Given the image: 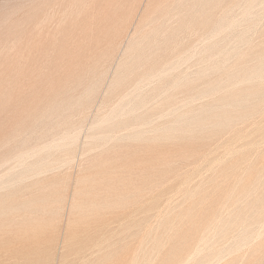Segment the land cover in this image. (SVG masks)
Instances as JSON below:
<instances>
[{
  "label": "rangeland",
  "instance_id": "1",
  "mask_svg": "<svg viewBox=\"0 0 264 264\" xmlns=\"http://www.w3.org/2000/svg\"><path fill=\"white\" fill-rule=\"evenodd\" d=\"M39 1V2H38ZM42 1V2H41ZM50 2V3H48V5L50 4V5H52V6H48L46 3L47 2ZM58 1V2H57ZM62 1V2H61ZM63 1L64 0H54V2H53V0H29V1H27V0H24V2L23 1H21V0H0V31H2L3 32V30L4 29H6L7 28V25H9V26H11V27H8V29L9 28H11V29H6V31L4 30V32H6L5 34H4V32L2 33L1 32V35H0V71H3V68H5L6 66V58L8 59V60H11V58H12V54H14V57H13V60L12 61H14V60H17V58L19 57V53H21V55H20V57H19V62H21V63H18L19 64V66L17 65V62H18V60H17V62L16 61H14L13 63H15V64H11L12 66H10V68L7 66L5 69H4V71H3V73L2 72H0V182H2L4 179H5V183L7 182V181H12L13 182V179H12V177H13V175L15 174L16 176H18L16 173H18V170H16V171H11L12 169H17L18 168V165L20 166L21 165V162L20 161H22L23 159H21V160H17V161H19V162H16V160H15V158L16 159H20L18 156H20L21 155V153H25V151H27L28 153L27 154H29V152L30 151H33L34 149H36L37 151H39V150H41V148H43V147H45L44 145H46V146H49V145H52V146H54V147H52L53 149H51V148H49V150L48 149H46L47 151H49V152H47L46 150V152L45 151H43L42 152V154H41V157H42V159L45 157L46 159H44V160H48V161H46L48 164L50 163V169L46 166L45 167V169L46 168H48V172L44 169V171H43V174H42V172H41V174L43 175H41L40 174V176L38 177L37 176V178H33L37 173L36 172H31L30 174V176H29V174H27V173H23V172H25V169L26 168H28V166L32 163V161H34L35 159H33V157H32V159L30 158V159H28L29 160V162L31 161V163L28 165V161H27V159H26V157L27 158H29V157H31L32 156V154L33 153H35L36 152V150L34 151V152H30L31 153V155L29 156V155H26V153H25V155H26V157H25V162H24V164L25 163H27V164H25L24 166L26 167H22L23 165H21V167H19V171H21V169H23L22 170V173H23V175L24 174H27L28 175V177H27V175H25L24 176V178H29L30 179V177L32 176V179H30V180H28L27 182H26V180L24 181L23 179H21V175H20V177H16L15 175V177H13L14 178V181H16L15 179H17V181L16 182H18V180H20V182L19 183H21L22 184V186H21V184L19 185L18 183H16V185H14V183L15 182H13L12 184H11V182L9 183V185H8V187H10L9 189H8V187H6L7 185V183L4 185V181L2 182L3 184L2 185H4V186H2L1 184H0V202H1V204L2 203H4V205H5V207H3V208H6V210L5 209H2V208H0V213L1 212H3V211H5V213L3 214H0V227H1V223H2V227H3V229H1L0 228V230L2 231L1 233H3L4 232V230H6V232L7 233H3V234H1L0 233V235H3V236H1L0 237V251H2V253H0V261H2V263H0V264H10L9 262H13L14 264H17L18 262V264H32V263H34V264H76V262H77V264H106V262L109 260V262L111 261V258H112V260H113V258H114V262L112 261V263L113 264H121L122 263V261H126L127 263H129V262H131V260H134L135 262H136V260H137V262H136V264H142V261H143V263L145 264V262L147 261L146 259H148L149 257H152L151 259L152 260H150V259H148L149 260V264L151 263V262H157V263H151V264H169L167 261H169L170 262V264L172 263V264H174V263H176V264H180L181 262L183 263V264H186V261L188 260H190L188 263L190 264V262L192 263H195L196 264V262L199 264V262H198V260H200V258L201 259H203L204 257H208L209 255V258H204V259H206V260H201V261H205L204 262V264H207L206 262H207V260L209 259V262H208V264H264V245L262 244V243H264V228H263V226H264V208L262 207V211L263 212H261V210H259L260 208H261V206H260V208H259V206H258V210L261 212V213H259L257 210V214L259 213L260 214V216H261V214H263L261 217H260V219L259 220H257V221H255V219H257L256 217H257V215L254 217L253 215H250L251 217L253 216V218H254V220H252L251 219V217H250V219L252 220V222L253 221H255V222H257V223H255V224H257V225H255L254 224V222H253V229H252V227H251V233H249V232H247L249 229L248 228H250V227H248V228H246V229H243V228H245L244 227V225H247V223H244V225H241V222L240 223H236L237 222V220L239 219V220H241V221H243L242 220V218H243V210H244V208L243 209H241L240 207V205H241V203H242V199L246 196V194H247V196H248V198L250 197H253L252 199H254V201H256L257 200V197L259 198L258 199V201L260 200V199H262V200H264L263 199V197H264V194H263V188H264V185H261L262 183H264L263 181L264 180H262V178H264V166H262L261 165V161L259 162V160L261 159V156H260V154H261V152H263L264 153V140H263V138H264V136L262 137L261 135H262V133H261V131L264 133V129H262L263 127H264V121L262 120L261 122L263 123V124H259V122L257 123L256 122V120L258 119H260L261 120V118L263 117L262 115H264V97H263V93H264V85H263V87L261 86V85H258V84H256L255 86L256 87H258L259 86V89L258 88H256V90H255V87H253V84H246L247 86H244L245 85V83H243V84H241L240 83V85H242L243 86V88L241 87V86H239V85H236L240 90L241 89H243V91H241L242 92V94H241V92H240V90L238 91V88H236L235 87V84H234V86H233V88H231V87H229L231 84H232V80H234V77H232V80H231V77L230 78H228L227 76H228V74L230 75L231 74V72H229V71H231V69H232V72H233V70H237V69H241V73L242 74H244V76H245V73L246 74H248V76H249V74H251V72H249L250 71V69L252 68V69H254V68H256V66H258V62L260 63L261 61L263 62V60H264V55H262V54H264V0H260L261 1V3H260V1L259 0H257V1H254L255 2V4H253L252 2H251V0H209V23H208V25H209V30L208 31H211V32H208V33H205V31L207 32V29H205V31H204V29H201V28H206V26H204V27H201L199 24L197 25V30H198V28H200V30H203L204 31V33H203V31L202 32H197L198 34H196L197 35V37H195V36H193V44H192V46L194 45V44H196V45H194V49L196 50V52L195 51H192L193 52V54H194V52L196 53V54H194V57H195V55H197L196 57H198V58H196V59H194V61H193V59L191 58V60H188V61H190V63L192 64L191 66H190V69H189V67H188V65H190V63H188V65L187 64H184V65H182L183 63H181L180 64V67H181V69H179V70H181V71H179L178 72V70H177V73H175L176 75H178V77H179V75H180V78H182L181 76H183L184 78H186V77H188V75L190 76V78H189V80H191L192 81V78H193V81L192 82H190L188 79H185V80H187V82H190L191 84L190 85H188L189 83H187V84H184V85H182L181 87H179L178 88V90H176V92L178 93H176V95H175V93H174V95H175V97H177L176 98V102H178V103H175V102H173V101H175L174 99H175V97H174V95H173V93L172 92H175V91H166V92H162V96L161 97H159V95H160V93H159V91H153V86L151 85V86H149L150 84L149 83H141V84H137V82H135V85L137 84L139 87L141 86V88H139L138 87V89H139V91H138V89H137V87L136 86H134V81H135V77L137 76V75H135V74H137L138 73V76H137V78H136V81H137V79H138V77H141V75H142V73H140V72H142L141 70H143V69H149L150 68V66L149 65H152L151 63H154L155 61H156V59L155 60H153V59H151V60H149L150 61V64H149V61L147 60V59H140L138 62L139 63H137V61L135 62L134 60V62L135 63H133L132 61H129V60H132V58H128L129 60H127V63H129L130 64V62H132L133 64L132 65H129L130 67H125V69H127V70H124V69H122L123 71H124V73H123V76H125V75H128V78H127V80H125V79H122V77L120 78V79H122V80H116L115 81V79H116V75L118 74V71H122V70H118V68H121V63H123L122 61L124 60V59H126L127 57H125V55H126V53L125 52H127L128 50H130V43H131V41L133 40V37H131L130 38V36L132 35V32H133V35L135 34V32H134V26L136 25V24H134V22L135 23H137L136 21H138L139 19H141V15L143 16V15H146V13H144L143 12V9L145 10L146 9V5L148 4L147 2H144V0H142L143 1V5H141V8H139V10H137V11H139V12H136L135 13V15L133 16V17H135L134 18V20H133V18H131V19H129V26L128 27H130L129 29L131 30V32H130V30H129V32H128V36H127V38L125 39L124 38V40H123V44H121V47H117L118 48V50L116 49V48H114V49H116L115 51L113 50V52H117V54L116 53H114L113 54V52L112 53H110L111 51H110V49L111 48H113L112 46H114L115 44L114 43H116L112 38L114 37L113 35H111V34H113L115 31H116V29L117 28H115V27H112L113 25H115V23H117V21H118V19L121 17L120 15H122V14H124V11L123 10H121V11H119L121 14H119V12L117 13V14H115L116 12H114L113 14L112 13H109L108 12V10L107 9H101V7H102V4H100L101 2V0L99 1V0H97L99 3V6H98V4H97V2H95L96 0H88L89 2H87V3H85L86 1L84 0V3H85V5L86 6H84V3H82L81 4V1L80 0H76V1H72V0H65V2L63 3ZM68 1V2H67ZM77 1H78V3L80 2V4L81 5H83L84 7H82L81 5L80 6H76V5H74L75 3L77 4ZM92 1H94V3L92 2ZM106 0H104V2H105ZM113 1V2H112ZM116 1L118 2V0H109V3H111V4H114V3H116ZM145 1H150V0H145ZM153 1V0H152ZM150 2V4H151V7H149V9L150 8H152V9H154V6H152V4L154 3L155 4V2ZM155 1H157V3L160 1V0H155ZM162 2L161 3H159L160 4V8L159 9H162L161 7V4L163 3L164 4V0H161ZM238 1V2H237ZM241 3H240V2ZM253 1V0H252ZM16 2V3H15ZM30 2H32V3H30ZM41 2V3H40ZM46 2V3H45ZM60 2V3H59ZM73 2H75V3H73ZM82 2H83V0H82ZM103 2V1H102ZM247 2V3H246ZM30 3V4H29ZM36 3H38V5H36ZM61 3H63V4H61ZM69 3V4H68ZM70 3H72V4H70ZM88 3H90L91 5H89ZM145 3V4H144ZM165 3H166V1H165ZM216 3V4H215ZM238 3H239V5H238ZM250 3H252L253 4V8H249V5H250ZM260 3V4H259ZM13 4V5H12ZM21 4V5H20ZM29 4V5H28ZM35 4V5H34ZM43 4V5H42ZM94 4H96V5H94ZM233 4V6H231V5ZM237 4V5H236ZM258 6H257V5ZM34 5V6H33ZM45 5H46V7H45ZM54 5V6H53ZM56 5L58 6V7H60L61 6V9L60 8H57L56 7ZM63 5V6H62ZM65 5H67L68 7H67V9L66 8H64V6ZM77 5H79V4H77ZM101 5V6H100ZM109 5V4H108ZM245 5V6H244ZM247 5V6H246ZM261 5V6H260ZM2 6V7H1ZM41 6H44V7H41ZM73 6V9L71 8ZM76 6V8H74ZM89 8H88V7ZM95 6L99 9V10H97L96 8H95ZM156 6H159V5H157V4H155V7ZM231 6V7H230ZM244 6V8H242ZM257 6V7H256ZM9 7V8H8ZM24 9V11H23V9ZM34 7H37V8H34ZM48 7H52L54 10H55V15L56 16H54V10H52V11H50L49 9L50 8H48ZM63 7V8H62ZM66 7V6H65ZM88 9H87V8ZM94 7V8H93ZM241 7V8H240ZM247 7H248V9H247ZM250 7H252V5L250 6ZM30 8L32 9V8H34L33 10H31V11H29L30 10ZM40 8V9H39ZM42 8H44L45 10H47V8H48V11H50L51 13H50V15L52 16H50L49 15V12L48 11H45L44 9H42ZM51 8V9H52ZM59 9V10H57V9ZM82 8H84V10L82 9ZM225 8V9H224ZM20 9H22V10H20ZM25 9H27L28 11H27V13L30 15L29 17L30 18H32V17H34V18H32V19H30V21H29V19H28V17L26 16V15H28V14H26L25 12H26V10ZM37 9V10H36ZM64 9V10H63ZM66 9V10H65ZM72 9V10H71ZM76 9V10H75ZM77 9H79L80 11H78ZM85 9L87 10V12H89V10L91 11V13H89V14H93L92 16H90L91 18H88V15H87V18L86 17H84V16H86V15H84V14H86L87 12H85ZM94 9V10H93ZM97 10V12H96V10ZM151 9V10H152ZM244 9V10H243ZM263 9V10H262ZM11 10V11H10ZM36 10V11H35ZM63 10V11H62ZM67 10H69V13H68V11ZM74 10V11H73ZM101 10H103V12L101 11ZM247 10H250V13H249V11L247 12ZM20 11H22V12H20ZM44 11V12H43ZM58 11H60L61 13H62V15L64 16V13H66L68 16H69V18H67L68 16L66 15V16H64V21H65V23H64V21H63V16L62 15H60L59 16V14H60V12H58ZM76 11V12H75ZM82 11V13H81V15H78V14H80L79 12H81ZM123 11V12H122ZM162 10H159V12H161ZM227 11V12H226ZM230 11V12H229ZM245 11H246V13H249V15H248V17H246L247 16V14H245ZM259 11V12H258ZM2 12V13H1ZM7 12V13H6ZM38 14V16L36 15V13ZM48 12V13H47ZM70 12H72V14L70 13ZM96 12V14L94 15V13ZM141 12V13H140ZM204 12V11H203ZM203 12H202V14H203ZM6 13V14H5ZM9 13V14H8ZM24 13V14H23ZM74 13H78V14H75L74 16L76 17V15H77V17H78V19H79V16L82 18V20L84 21V19L87 21V20H90L89 22H86V21H84V23L86 22V23H89L90 25L89 26H85L84 25V23L83 22H81V18L79 19V21L77 20V19H75L74 17H73V14ZM139 13V14H138ZM220 13V14H219ZM17 14H19V15H17ZM21 14V15H20ZM25 15L24 17H25V19H24V17H22L23 15ZM40 14H42V16L40 15ZM45 14H47V15H45ZM53 14V15H52ZM99 16H98V15ZM111 14H112V16H111ZM259 14H261L260 16H259ZM4 15V16H3ZM33 15V16H32ZM44 15H45V17H44ZM70 15L73 17V18H71L70 19ZM84 15V16H83ZM101 15H103V17L101 16ZM107 15H110V16H107ZM225 15V16H224ZM245 15V16H244ZM3 16V17H2ZM13 16V17H12ZM15 16V17H14ZM19 16H21L20 18L17 17ZM32 16V17H31ZM95 16V17H94ZM97 16H98V18H97ZM118 16H120V17H118ZM230 16V17H229ZM240 16H241V18H240ZM251 16H253V17H251ZM8 17H10V18H8ZM26 17H27V20H26ZM60 17H62L61 18V20L59 19ZM66 17V18H65ZM83 17H84V19H83ZM93 17V18H92ZM101 17V18H100ZM104 17H107V18H105L104 19V23H106L107 22V24H104L103 23V27L101 26V24H102V22H103V20H101V19H103ZM111 17V18H110ZM137 17V18H136ZM139 17V18H138ZM234 19H233V18ZM252 19H251V18ZM254 17H255V19L256 18H258V19H256V21H255V19H254ZM8 18V19H7ZM21 18H23V19H21ZM43 18V19H42ZM51 18V19H50ZM52 18H54L53 20H52ZM97 18V19H96ZM247 18V19H246ZM250 18V19H249ZM18 19H20L21 21L22 20H26L27 22H33V24H32V22H31V25L29 26V23H27L26 21L24 22H20V21H18V23H19V25H18V23H17V20ZM49 21H48V20ZM58 19L60 20V22L62 21L63 22V24L61 23H58ZM67 19V20H66ZM73 19H75V20H73ZM110 19H111V23H112V26H110V24H108V22L110 23ZM135 19H137L136 21H135ZM202 19V18H201ZM254 19V20H253ZM6 20V21H5ZM50 20H52L53 22H51ZM75 21L74 23H72V22H70V21ZM77 20V21H76ZM100 20L102 21V22H100ZM106 20V21H105ZM108 20V21H107ZM121 20H123L124 21V19H121ZM130 20H132V21H130ZM164 20V19H163ZM221 20H223V21H221ZM226 20H228V21H226ZM237 20V21H236ZM250 20H252L253 21V23L250 21V23H249V21ZM259 20H261V21H259ZM9 21H10V24H9ZM16 21V24H14V22ZM35 21V22H34ZM37 21V22H36ZM44 22V24L46 23V24H48V25H45V27H47L46 29H45V27L42 29V27H41V25L42 26H44L43 25V22ZM57 21V22H56ZM92 21H94L95 23H96V25H95V28H94V22H92ZM140 21V20H139ZM138 21V22H139ZM231 23H234L235 25V27H237V29H239V30H237V29H230V28H233V27H230V28H228V26L230 25V22ZM259 21V22H258ZM78 22V23H77ZM98 22V23H97ZM200 22H202V20L200 21ZM212 22V23H211ZM214 22V23H213ZM225 22V23H224ZM241 22V23H240ZM245 22V23H244ZM4 23V24H3ZM23 23H26L27 24V26H26V24H23ZM35 23V24H34ZM40 23V24H39ZM51 23V24H50ZM53 23H55V25L53 24ZM64 25L63 26V29H62V27H58V25ZM75 23H77L75 26H74V24ZM85 23V24H86ZM101 23V24H100ZM118 23H121L120 21L118 22ZM130 23H131V25L132 26H130ZM218 23V24H217ZM226 23H228V24H226ZM238 23V24H237ZM20 24H22L21 25V27H23V28H26L25 30H27L29 33L31 32V30L34 32V29H35V27H36V30L38 31H36L35 30V32H34V34L32 33H26L27 31H25V30H21V29H19L20 28ZM49 24H50V26H49ZM72 24V25H71ZM78 24H80V25H78ZM91 24H92V26H91ZM98 24H100V25H98ZM225 24V25H224ZM253 24V25H252ZM1 25H3V28H2V26ZM15 25H17V26H15ZM25 25V26H24ZM34 25H38L40 28H38L37 26H35L34 27V29H33V27L32 26H34ZM82 25V28L80 27ZM84 25V26H83ZM106 25H109L108 27L109 28H107L106 27ZM119 25V24H118ZM207 25V26H208ZM215 25V27H216V25L218 26V27H220L219 29H220V31H219V29H218V27H216V28H214L213 26ZM223 26V28H222V26ZM239 25H241V26H239ZM252 25V26H251ZM29 26V27H28ZM51 28H49V27ZM53 28H52V27ZM69 28H68V27ZM76 26H78V28L80 27V29H79V31L78 32H76V30L78 29ZM97 26H100V28L102 29V28H104L105 30H106V28H107V31H109L110 30V28L111 29H113V30H110L109 31V35H108V32L106 33L105 31H103V32H100L99 30H101L99 27H97ZM200 26V27H199ZM247 26V27H246ZM258 26V27H257ZM4 27H6V28H4ZM14 27V28H13ZM16 27H18V29L20 30V32L22 33V31H24V33L25 34H27L30 38L28 39V38H26L25 37V34L24 33H22L23 35H24V37H25V39H21L20 40V37L22 36L23 37V35H21V33H19V30L17 29V30H14V29H16ZM31 27H32V29H31ZM55 27V28H54ZM106 27V28H105ZM153 27V26H152ZM251 27L253 28V29H251ZM70 30V35L68 34V32H67V30L68 29ZM77 28V29H76ZM90 28V29H89ZM132 28V29H131ZM150 27H148V29H147V31L146 32H148L150 29H149ZM218 29L217 31H219V33L221 32H223L220 36H218L219 35V33L217 32H215V31H213V29ZM224 28L226 29V30H228V31H226L225 33L226 34H224ZM248 28H250V29H248ZM31 29V30H30ZM46 30L45 31V36H44V31H43V33H41L42 31L41 30ZM50 29V30H49ZM52 29H56L55 31H54V34L55 35H59L60 36V39L58 38V37H55L54 36V34L53 35H48V33L49 34H51V33H53L52 31ZM62 29V30H61ZM87 29V30H86ZM96 29V30H95ZM229 29L231 30V32L229 31ZM241 29V30H240ZM245 29V30H244ZM259 29V30H258ZM47 30H49V31H47ZM73 30V31H72ZM81 30H84V31H87V32H84L83 31V33H82V35H80L81 33H79ZM91 30H92V32H94V33H92L91 32ZM93 30H95V31H93ZM199 30V31H200ZM222 30H224V31H222ZM237 30V31H236ZM243 30V31H242ZM252 30H254L253 32H252ZM102 31V30H101ZM120 31H122V30H120ZM240 31V32H239ZM242 31V32H241ZM63 32H65V33H63ZM82 32V31H81ZM96 32L99 34H97L96 35ZM118 32V31H117ZM230 32V36L232 37V35L234 34V37H232L233 39L231 40V37L229 38L228 37V39L226 40V38L225 37H227L228 35V33ZM236 32H238L237 34H235ZM251 32V33H250ZM35 33H36V35H39V36H42V38H41V41H39V38H38V36H36L35 35ZM41 33V34H40ZM79 33V34H78ZM102 33V34H101ZM120 33V32H119ZM200 33V34H199ZM215 33L217 34V36L215 35ZM231 33H233V34H231ZM250 33V35L248 36V34ZM252 33H253V35H252ZM67 34V35H66ZM73 34V35H72ZM84 34V35H83ZM89 34V35H88ZM101 34V35H100ZM207 34H210L209 35V40H207ZM241 34H244V36H243V40H242V42H244L243 44H237V42L239 41H237L236 39L234 40V38H237V36H241ZM21 35V36H20ZM35 36V37H33V36ZM64 35V36H63ZM65 35H66V37H65ZM87 35V36H86ZM92 35V36H91ZM103 35V36H102ZM107 35V36H106ZM125 35H126V33H125ZM207 35V36H206ZM214 35V36H213ZM226 35V36H225ZM236 35V36H235ZM49 36H51V38L49 37ZM55 37V39H58V40H55L54 39V37ZM68 36V37H67ZM73 36V37H72ZM84 36V37H83ZM95 36V37H94ZM97 36V37H96ZM108 36H109V38H108ZM111 36V37H110ZM113 36V37H112ZM199 36V37H198ZM211 36V37H210ZM223 36H225L224 38H225V42H224V38H223ZM251 36V37H250ZM254 36V37H253ZM21 37V38H22ZM31 37H32V39L33 40H30L31 39ZM63 37H65L64 38V40H63ZM71 37V38H70ZM90 37V38H89ZM137 37H139L138 35H136V38ZM195 37V38H194ZM214 37V38H213ZM35 38H38V39H35ZM45 38V39H44ZM49 38V39H48ZM68 38V39H67ZM70 38V39H69ZM74 38H75V40H74ZM78 38H80V40L78 39ZM84 38V39H83ZM102 38H103V40H102ZM108 38V39H107ZM111 38V39H110ZM216 38V39H215ZM218 38V39H217ZM250 38H251V40H250ZM42 39H43V42H42ZM78 39V40H77ZM108 42V40H109V42H108V44L111 46H109L108 44H107V42L105 41V40ZM238 39V38H237ZM25 41V43L23 44V41ZM27 40V41H26ZM38 40V41H37ZM45 40V41H44ZM52 40V41H51ZM55 40V42H56V44L53 42ZM59 40L61 41V42H59ZM71 40V41H70ZM73 40V41H72ZM125 40H127V41H125ZM208 42H206V41ZM246 40H247V42H246ZM257 40V41H256ZM21 41V42H20ZM30 41H31V45L29 44L30 43ZM33 41H36V42H38L37 44H38V46H37V44H36V47H34L35 49L38 47V51L39 50H41V51H39V52H36L37 51V49H36V51H34V52H32V50L30 49V48H32L31 46H35V43L36 42H33ZM47 41V42H46ZM48 41H51L50 43H51V45L52 44H54V45H57V43H59L58 44V46H55V49H56V51L54 52V45H52V47H49V46H51V45H49L50 43L48 42ZM58 41V42H57ZM102 41H103V43H105V44H103L102 43ZM114 43H113V42ZM125 41V42H124ZM198 41H199V43H198ZM231 41V42H230ZM233 41H237L236 43L235 42H233ZM249 41V42H248ZM39 42H42V46H41V43L39 44ZM63 42H64V44H63ZM80 42V44H78ZM113 44H112V43ZM261 42V43H260ZM47 43V44H46ZM70 43H72V45H69ZM98 43V44H97ZM122 43V42H121ZM126 43V44H125ZM214 45H213V44ZM239 43H240V41H239ZM258 43H260V44H258ZM24 46H22V45ZM26 44H27V46L29 47L30 46V50H28V47L26 46ZM43 44H45V45H47L48 46V48L45 46L44 47V45ZM66 44V45H65ZM96 44V45H95ZM100 44H102V45H100ZM184 44L185 45H182V47L180 46V50H178L177 51V53H182L184 50H185V47H186V45H187V42H185L184 41ZM205 44H209L208 46L206 45L205 46ZM217 44V45H216ZM234 44V45H233ZM256 44V45H255ZM262 44V45H261ZM61 45H63V46H61ZM107 45V46H106ZM216 45V47H214ZM227 45V46H226ZM241 45V46H240ZM243 45H244V47H243ZM255 45V46H254ZM259 45V46H258ZM42 48H41V47ZM73 46L75 47V48H73ZM76 46H77V48H76ZM94 46H97V47H94ZM100 48H99V47ZM185 46V47H184ZM212 47V48H209V52H212L210 55L207 53V55H206V52H208V50H207V48L208 47ZM221 46V47H220ZM230 46H232L235 50H233L234 51V53L231 51V49H232V47H230ZM21 47V48H20ZM60 47H62V48H60ZM101 47H102V49H105V50H103L104 52H101V53H103L102 54V56L104 57V54L106 55V58L104 57L103 58V60H105V61H101V57L99 56V55H101L100 54V51L102 50L101 49ZM105 47V48H104ZM122 47H123V49H122ZM205 47V48H204ZM207 47V48H206ZM227 47V48H226ZM258 47V48H257ZM20 48V49H19ZM40 48V49H39ZM49 48L51 49V50H49ZM52 48H53V50H52ZM69 48H70V50H69ZM107 48V49H106ZM197 48V49H196ZM203 48H204V50L206 51V52H203L204 54H203V56H201L202 55V51H204L203 50ZM227 49V51H228V53L231 51V53H229V55H227L226 54V49ZM255 48V49H254ZM11 49H13V50H11ZM22 49H23V51H22ZM59 51H58V50ZM71 49L73 50V51H71ZM109 49V50H108ZM122 49V50H121ZM159 49V48H158ZM163 48H160V50H162ZM192 49H193V47H192ZM210 49L212 50V51H210ZM228 49H230V50H228ZM237 49H239V50H237ZM241 49V50H240ZM27 50V51H26ZM46 50H48V52H47V54H46V52H45V56H43L44 55V51H46ZM86 50V51H85ZM97 50H98V52H97ZM181 50H183V51H181ZM201 50V51H200ZM214 50V51H213ZM243 50H245V51H243ZM248 50V51H247ZM258 50V52H260V50L262 51V54L261 53H258V52H256ZM3 51V52H2ZM18 52L19 51V53H17L16 55H15V52ZM29 51V52H28ZM51 51H53L54 53L52 54L53 55V57L50 55L52 52ZM70 51V52H69ZM89 51H90V54H89ZM107 51V52H106ZM110 51V52H109ZM155 51V49H153V50H151V53L153 54V52ZM200 52V54H199V52ZM217 51H221L220 53H222L221 54V56L219 55V52L217 53ZM247 51V52H246ZM23 52L25 53L24 55H23ZM27 52L28 53H30V52H32V53H34V54H32V55H30V56H32L33 57V55H34V58H35V56H36V58L34 59V62H33V59H32V62H31V60L30 61H28L27 62V59H28V57L26 56V54H27ZM38 53L37 55L38 56H40L39 57V60H37V55H36V53ZM148 52H150V51H148ZM252 52V57L250 56V57H248V56H246L245 54H250ZM48 53H49V55H48ZM55 53H56V55H55ZM58 53V54H57ZM59 53H60V55H59ZM67 53V54H66ZM87 53H88V56L89 57H87ZM96 55H95V54ZM234 54V55H231L230 56V54ZM239 55H238V54ZM242 53H245L244 54V57H243V54ZM40 54H42V57H41V55ZM64 54H66V56L64 55ZM76 54H80V55H76ZM97 54H99L98 56L101 58H95V56L96 57H98L97 56ZM109 54V55H108ZM127 54H129V53H127ZM240 54L242 55V60H241V56H240ZM259 54H261L263 57H259L260 55ZM12 55V56H11ZM28 55V54H27ZM28 55V56H29ZM46 55H48V56H50V57H52V58H54V60H52V58H50V57H48L47 56V59L45 58L46 57ZM55 55V56H54ZM110 55H113V57L111 58V57H109ZM116 55V56H115ZM148 55H150V54H148ZM147 55V56H148ZM216 55H219V56H216ZM237 55H238V57H237ZM23 58H25V59H23ZM25 56V57H24ZM61 56H62V58H63V60H62V58H61ZM92 56H94V57H92ZM107 56L110 58V61H107L108 60V58H107ZM114 56H115V58H114ZM182 56V55H181ZM210 57V59H209V57ZM228 56V57H227ZM245 56H246V58L247 59H244L245 58ZM6 57V58H5ZM78 57V58H77ZM206 57V58H205ZM218 57H220V58H218ZM15 58V59H14ZM40 58H42V60L40 59ZM76 58V59H75ZM87 58H92V60H90V62L88 63V59ZM153 58V57H152ZM214 58H216V59H214ZM228 58V59H227ZM251 58H252V60H254V61H252L251 60ZM253 58H255V59H253ZM261 58V59H260ZM262 58H263V60H262ZM23 59V60H22ZM30 59V58H29ZM55 59H56V61H55ZM95 59V60H94ZM97 59V60H96ZM114 59V60H113ZM199 59V60H198ZM200 59H202V60H200ZM222 59H225V60H222ZM244 59V60H243ZM4 60V61H3ZM41 60V61H40ZM62 60V61H61ZM85 60V61H84ZM120 60V61H119ZM122 60V61H121ZM143 60H145L146 61V63H145V61H143ZM196 60H198V61H196ZM209 60H210V62H209ZM211 60H212V62H211ZM214 60V61H213ZM232 60V61H231ZM251 60V61H250ZM23 61V62H22ZM26 61V62H25ZM58 61V62H57ZM71 61V62H70ZM96 61H99L100 63H96ZM117 61V62H116ZM129 61V62H128ZM154 61V62H153ZM184 61V60H183ZM187 61V60H186ZM186 61H184V63L186 62ZM187 61V62H188ZM246 63H245V62ZM5 64H4V63ZM9 62V61H8ZM8 62H7V64H8ZM11 62V61H10ZM24 62L25 63H27V64H25V65H27V66H25L24 65ZM31 62V63H30ZM57 62V63H56ZM63 62V63H62ZM93 62H95V63H93ZM103 62V63H102ZM109 62H111L110 64H108ZM228 62V63H227ZM251 62V63H250ZM29 63L30 64H32L33 63V65H29ZM38 63V64H37ZM45 63V64H44ZM80 63H81V65H80ZM86 63V64H85ZM93 63V64H92ZM116 63V64H115ZM126 63V62H125ZM141 63V64H140ZM206 63V64H205ZM220 63V64H219ZM224 63V64H223ZM39 64L41 65L42 64V66H39ZM64 64H65V67H64ZM74 64H75V66H74ZM79 65V67H80V69H78L79 67H78V65ZM87 64H88V66H87ZM89 64H90V66H89ZM104 64L105 65H108V66H104ZM143 64V65H142ZM244 64H247V65H249L250 64V66H249V70L247 71V69H248V67H247V65L245 66ZM264 64V63H263ZM13 65H14V67H13ZM24 67H23V66ZM37 65V66H36ZM85 66V67H81V66ZM92 65V66H91ZM114 65L115 66H117L118 65V67H114ZM142 65V66H141ZM146 65V66H145ZM147 65H148V67H147ZM196 67H195V66ZM202 65V66H201ZM219 65H221V66H219ZM241 65H244V66H241ZM2 66V67H1ZM5 66V67H4ZM32 66H33V68H32ZM35 66V67H34ZM138 66H140V67H138ZM206 66H208V67H206ZM230 66V67H229ZM255 66V67H254ZM13 67V68H12ZM16 67H18L17 68V71H16ZM27 67V68H26ZM30 67V68H29ZM38 67H40V69H41V67L43 68V69H38ZM67 67H69V68H67ZM87 67V68H86ZM88 67H89V70H87V71H93V70H95L96 68H97V70L99 71V72H102V71H100V69L101 70H104L103 72H104V75L102 74V73H100L99 74V72L97 73L96 72V74L94 73V72H87L86 70H84V69H88ZM133 67H135V69L133 68ZM213 67V69H211ZM220 67V68H219ZM241 67V68H240ZM245 67H247V69L244 68ZM19 68H20V70H19ZM24 70H23V69ZM35 68H37V69H35ZM74 68V69H73ZM78 70V71H76V73H74L75 72V70L76 69ZM82 68V69H81ZM95 68V69H94ZM105 68H106V71H105ZM132 68V69H131ZM141 70H140V69ZM192 68V69H191ZM209 68V69H208ZM263 68H264V65H263ZM9 70V73H8V70ZM15 69V70H14ZM112 69H113V71H112ZM114 69H117V71L116 70H114ZM129 69H131L130 71L132 72V75L131 74H129L130 72H128L129 71ZM188 69V70H187ZM207 69V70H206ZM214 69H216V71L214 70ZM242 69H244V71L242 70ZM10 70H12V72L14 73L13 74V76H12V73L10 72ZM22 70V71H21ZM28 70V71H27ZM33 70H34V72H33ZM40 70V71H39ZM81 70H83L82 72L84 73V71H86L87 72V76L91 79V75L89 74V73H94V75H95V79H97V74H99L98 76H100V75H102V76H100V77H98V79H97V81H95V79H91L90 81H91V84H92V86L89 88V89H91V90H89L88 89V91L86 90V88H87V86L89 85V83H90V81L88 80V77L86 76V77H84V75L86 74V72L83 74H80L81 73ZM96 70V71H97ZM138 70H140V72L138 71ZM186 70V71H185ZM207 72H206V71ZM238 70V71H239ZM24 71H25V73H24ZM30 71L32 72V73H34L35 75H38V77L37 76H35L34 74H31L30 73ZM69 71H71L70 73H69ZM74 71V72H73ZM80 71V72H79ZM122 71V72H123ZM135 73H134V72ZM138 71V72H137ZM187 71H188V74H187ZM199 71V72H198ZM210 71V72H209ZM213 71H215V72H213ZM237 71V72H238ZM252 71V70H251ZM6 72V73H5ZM16 72V73H15ZM18 72V73H17ZM39 72V73H38ZM79 72V73H78ZM117 72V73H116ZM137 72V73H136ZM143 72H144V70H143ZM201 72H203V73H201ZM221 72V73H220ZM228 74H227V73ZM237 72L235 71L234 73L235 74H237ZM244 72V73H243ZM1 73H2V75H4L3 77H2V75H1ZM8 73V74H7ZM11 73V74H10ZM63 73V74H62ZM73 73L75 74V75H73ZM78 73V75H76ZM179 73V74H178ZM196 73L197 74H199V75H197V77H196ZM209 73H210V76H209ZM234 73H232L231 74V76L234 74ZM239 73V72H238ZM241 73H239V76L237 77L235 74L233 75V76H235V82L234 83H237L238 81H239V79H241V77H242V75H241ZM8 75L9 76V74L11 75V77L12 78H16V82L18 81V80H23V79H26L27 77H30V79L32 80H30L29 78H27V79H29V83H27V79L25 80V82H17L16 83V85L17 84H19L18 85V87L17 86H15V88H14V85L12 86V84L13 83H15V80L13 79V83H12V78H8L7 77V79L5 78V75ZM18 74V75H17ZM79 74H80V76L81 75H83L82 77H83V79H82V77H80L79 78ZM187 74V75H186ZM195 76H194V75ZM202 74H203V76H202ZM225 74L227 75V76H225ZM22 75V76H21ZM24 75H25V78H23L24 77ZM32 75V76H31ZM53 75H55V76H53ZM58 75H59V77H58ZM64 75H65V77H64ZM67 75H68V77H70V78H68L67 77ZM70 75V76H69ZM205 75H207V76H205ZM27 76V77H26ZM33 76H35V77H37V78H35V77H33ZM53 76V77H52ZM60 76H61V78H60ZM64 78H63V77ZM72 76H74V77H72ZM92 76H93V74H92ZM112 76H114V78L112 79ZM247 75L245 76V77H248ZM18 77H20L19 79H18ZM76 77H78V78H76ZM224 77V78H223ZM226 77L228 78V79H230L229 80V82H228V84H227V82L226 81H228L227 79H226ZM244 77V78H245ZM250 77V76H249ZM66 78H67V80H66ZM132 78H134V79H132ZM184 78H182L183 80H184ZM195 78V79H194ZM203 78V79H202ZM217 78H218V80H217ZM243 78V77H242ZM4 79H6V81L4 80ZM8 79H9V81H8ZM18 79V80H17ZM58 79H60V80H58ZM224 79V80H223ZM62 80V81H61ZM72 80H74V83L72 84ZM76 80V81H75ZM125 80V81H124ZM130 80V81H129ZM140 80V79H139ZM225 81V85L227 84L228 85V87L229 88H227V89H222V90H224V91H222L221 90V88L222 87H226V86H223L224 85V82L223 81ZM238 80V81H237ZM31 81V82H30ZM72 81V82H71ZM132 81V82H131ZM206 81H207V83H209V84H211L212 82L211 81H221V82H217L218 84H216L215 82H214V85L216 86V89H214L215 87L213 86V83H212V85H210V86H208V89L209 88H212V90L213 91H215L216 92V90H217V94L214 92V93H207V89L205 90L204 88H207V85H209V84H207L206 85ZM263 81V80H262ZM261 81V83L263 84L264 83V81L262 82ZM54 82V83H53ZM60 82L62 83L63 82V84H62V86L60 85ZM93 82V83H92ZM116 82H119V83H116ZM120 82H121V84H123L122 86H121V84H120ZM127 82V83H126ZM128 82H131V85H130V83H128ZM211 82V83H210ZM231 82V83H230ZM96 83V84H95ZM133 83V84H132ZM139 83V82H138ZM219 83H223V85L222 84H220V85H222V87L220 88L219 87ZM22 84V85H21ZM25 84V85H24ZM27 84V85H26ZM48 84H50V85H48ZM66 84H67V86H66ZM69 84V85H68ZM90 84V85H91ZM146 84H148V85H146V86H148V87H151L150 89L148 88V87H146L145 85ZM237 84H239V83H237ZM59 85H60V87H59ZM64 85V86H63ZM206 85V86H205ZM258 85V86H257ZM13 87L12 89L14 90V89H16L15 90V93H13L14 91L12 90V89H9V88H11V87ZM22 86H24V87H22ZM26 86H28V87H26ZM95 86V87H94ZM124 86V87H123ZM133 86V87H132ZM155 86H157L156 84H155ZM186 86V87H185ZM214 88H213V87ZM8 87V88H7ZM63 87H65L64 89H63ZM89 87V86H88ZM109 87V88H108ZM120 90V88H121V92L117 89V88ZM136 87V88H135ZM146 87V88H145ZM159 87H161V86H159ZM199 87V88H198ZM201 87V88H200ZM249 87V88H248ZM261 87V88H260ZM61 88V89H60ZM119 91V96L118 95H116V94H118V92L116 93V89ZM125 88V89H124ZM142 88H143V90H142ZM144 88H145V90L148 92H146L147 93V95H146V93L144 92ZM148 88V89H147ZM237 90H236V89ZM7 89H9V91H6ZM20 89H21V91H20ZM50 89H52V91L50 90ZM58 89V90H57ZM60 89V90H59ZM131 89V92H133L132 94L133 95H137V96H140L141 98H146L142 103V107L140 108V110H138L139 112L138 113H140V114H138V115H143V116H145L146 114V117H148L150 120L149 121H153L152 123L151 122H149L150 123V125H149V123L146 125V127H145V125H144V127H143V129H141L142 127H141V125H140V127L138 126H136V124H134V116L133 115H131V117H130V114L129 115H125L126 117L125 118H127V116H128V119L129 120H126L124 117L122 118V117H119V119H120V121H121V124H119V129H116L115 130V132H111L110 134L111 135H108V137H109V139H110V144H109V139H108V141L106 142L105 140H103L104 141V146L105 147H101V146H103V141H102V143H97V142H101V140L100 141H98V140H93L91 137H93V135H94V133L95 132H97V130H90V128H91V126L92 125H95V126H93L92 127V129L94 128V129H96V125H98L99 124V121H100V119H106V117H107V114L109 115L111 112H107V111H112L113 110V108L115 109V108H118V109H122L123 110V107H119V106H121L120 105V101H121V99L119 100V99H117L116 98V96L119 98L120 96L122 97V95H125L126 93H129V92H126L127 90H130ZM140 89H141V91H140ZM164 89V88H163ZM30 90V91H29ZM32 90V91H31ZM49 90V91H48ZM94 90V91H93ZM98 90V91H97ZM150 90V91H149ZM202 90H204V91H202ZM220 90V91H219ZM230 90L231 91H237L236 93L235 92H232V93H230ZM34 91V92H33ZM42 91V92H41ZM206 91V92H205ZM259 91H261V92H259ZM11 93V94H8V95H13V97L11 98V100H10V102H9V98L11 97H9L8 96V98H7V94L6 93ZM19 92V93H18ZM31 92V93H30ZM35 92H39L37 95H36V93ZM49 92V93H48ZM51 92V93H50ZM115 92V93H114ZM126 92V93H125ZM140 92H141V94H140ZM142 92H143V94H142ZM151 92V93H150ZM157 93V94H155V93ZM203 92V93H202ZM204 92H205V94L207 93V95L209 94H212V96L210 95H208V98L205 96V94H204ZM245 92V93H244ZM259 92V93H258ZM42 93V94H41ZM111 93V94H110ZM112 93H114V94H112ZM122 93V94H121ZM167 93H168V96H167ZM237 93H239V94H237ZM33 94V95H32ZM39 94H40V96H39ZM47 94H49L48 95V97H47ZM110 94V95H109ZM151 94H153V95H151ZM157 95V96H155V95ZM166 94V96H165V99H164V95ZM170 94V95H169ZM231 94H232V96L233 95H236L237 96V99H238V95H240L241 94V96H240V98H243V100L241 99V101H245L246 103H245V107H243V105L242 104H244V103H242L240 100H235L237 103H232L231 101L233 100V99H235L236 98V96H235V98H231ZM258 94V95H257ZM31 95V96H30ZM35 95V96H34ZM43 95H44V97H43ZM57 95V96H56ZM75 95V96H74ZM136 95L135 96H133L134 98L136 97ZM142 95H145V96H142ZM201 95V96H200ZM151 96V97H150ZM172 96H173V100H171L172 99ZM228 96V97H227ZM20 97H21V100H19L20 99ZM32 97H33V99H32ZM45 98V97H47L46 99H44L43 100V98ZM127 97H129V98H126L127 100L129 99L130 100V102H131V104H129V105H132V101H133V97H132V95L130 94V95H128ZM148 97H150L149 98V100H148ZM154 97V98H153ZM157 97H159V98H157ZM234 97V96H233ZM155 98L157 99V101L160 99V98H162V99H164V100H168V98H169V100L170 101H168L169 102V104L167 105V104H163V103H166L167 101H164L161 105H159L158 106V104L157 103H161V101H159V102H157V103H155L156 102V100H155ZM167 98V99H166ZM189 98V99H188ZM193 98V99H192ZM260 98V99H259ZM15 99V100H14ZM27 99V100H26ZM29 99V100H28ZM43 100V102H42V104L40 103L41 102V100ZM117 102L116 104L114 103L115 101ZM125 99V102L127 101ZM154 99V100H153ZM186 99V101H184ZM224 99V100H223ZM255 99V100H254ZM6 100H8V103H7V101ZM19 100V102H21V103H19V102H17ZM114 102H113V101ZM119 100V101H118ZM128 100V101H129ZM151 100H153L154 102H152ZM181 100V101H180ZM191 100V103L189 102ZM194 100V101H193ZM230 100V101H229ZM260 100V101H259ZM26 101V102H25ZM29 101V102H28ZM32 103H31V102ZM145 101H146V103L150 106H147L146 104H145ZM148 101V102H147ZM184 101V102H183ZM223 101H224V103L226 104L227 103V106L228 107H226V105L223 103ZM234 101V100H233ZM238 101H240L241 102V105L240 104H238L239 102ZM259 101V102H258ZM36 102V103H35ZM38 102H39V105H38V107L36 106V109H35V106H34V104L36 105V104H38ZM104 102V103H103ZM111 102H113V103H111ZM170 102H172L173 104H174V106H172V103L170 104ZM217 102V103H216ZM231 102V103H230ZM254 102V103H253ZM262 102V103H261ZM15 103H18L17 105L15 104ZM28 103H29V105H28ZM154 103V104H153ZM186 103H187V105H186ZM194 103V104H193ZM261 103V104H260ZM54 104V105H53ZM105 104V105H104ZM107 104V105H106ZM151 104L153 105V107H151ZM177 104V105H176ZM185 104V105H184ZM221 104V105H220ZM223 104L225 105L224 107H226V110H225V108H223L222 106H223ZM231 104H234L235 105V109L236 108H238L239 107V110H241V111H237L236 112V110L235 111H233L234 109V107H232L231 106ZM236 104H238V105H240V106H237ZM251 104V105H250ZM259 104V105H258ZM21 105V106H20ZM31 105V106H30ZM101 105V106H100ZM109 105V106H108ZM113 105L115 106V107H113ZM119 105V106H118ZM123 105H125V104H122V106ZM126 105H127V103H126ZM146 107H145V106ZM165 105V106H164ZM169 105H170V107L172 108H170L169 107ZM19 107V108H16V107ZM28 106H30L29 108H27ZM34 108H33V107ZM167 106L169 107V109L167 110L166 108H167ZM214 106V107H213ZM216 106V107H215ZM218 106V107H217ZM237 106V107H236ZM242 106V107H241ZM32 107V108H31ZM109 107V108H108ZM110 107H112V108H110ZM124 107H126V108H128L127 106H124ZM165 107V108H164ZM209 107V108H208ZM213 107V108H212ZM231 107H232V109H231ZM24 108H26V109H24ZM105 108H107V109H105ZM129 108H131V106H129ZM161 108H164V109H161ZM212 108V109H211ZM227 108L228 109H231V112H230V110H227ZM241 108H246V109H241ZM28 109V110H27ZM112 109V110H111ZM125 109V108H124ZM156 109V110H155ZM157 109L159 110V113H158V111H157ZM161 109V110H160ZM194 111H193V110ZM216 111H218V112H216V113H219V111H220V113H224L225 111V113H228L229 115L231 114L232 116L230 117L229 116V118L231 119H229V120H226V121H222V120H224L223 118H221V117H219V116H217V119H216V117L214 118H210L209 116H211L212 117V113L213 114H216L215 113V110ZM16 110V111H15ZM22 110H24V113L25 114H21V112H22ZM30 110H34V112L33 111H30ZM128 110H130V109H128ZM128 110H126L125 109V111L124 112H126V111H128ZM166 110V111H165ZM213 110V112H211ZM249 110V111H248ZM261 110V111H260ZM25 111H28L27 113H29V114H27ZM30 111V112H29ZM104 111V112H103ZM140 111H143L142 113L140 112ZM174 111H176V112H174ZM224 111V112H223ZM228 111V112H227ZM20 112V113H19ZM32 112V113H31ZM102 112V113H101ZM105 112H107V113H105ZM148 112V113H147ZM171 112V113H170ZM201 112V113H200ZM204 112V113H203ZM208 112V113H207ZM235 114H237V115H234V113ZM238 112H240V113H238ZM248 112V113H247ZM23 113V112H22ZM31 113V114H30ZM171 114V116L172 115H174V113H176V115H174L175 116V118H174V116H172L173 118H174V120H173V118L171 119L170 118V114ZM188 113H191L193 116L194 115H198L199 113H200V115L199 116H202L203 118H206V113H207V116H208V119H205L206 120V124L204 125V127L203 126H201L202 125V123L204 122V120L202 121V123H198L200 126H198V125H196L195 127H194V125L196 124L195 123V120L196 119H192V120H189V118H191V117H193V116H191V117H189L190 116V114H188ZM255 113V114H254ZM260 113H263V114H261L260 115ZM168 114H169V116H168ZM178 114V115H177ZM181 114V116L179 117V115ZM186 114H188L187 116H186ZM204 114V115H203ZM250 114V115H249ZM20 115V116H19ZM106 115V116H105ZM184 115V116H183ZM218 115V114H217ZM234 115V116H233ZM252 115H253V117H252ZM255 115H256V117L257 116H262L261 118L259 117H257V118H254L255 117ZM16 116H17V118H19V119H17L16 118ZM103 116H105V117H103ZM154 116V118H152ZM176 116H177V118H178V120H175L176 119ZM220 116H222V114H220ZM21 117V118H20ZM23 117V118H22ZM37 117V118H36ZM100 117H102V118H100ZM158 117V119H156V118ZM161 117V118H160ZM166 117H167V119H168V117H169V119L167 120L166 119ZM189 117V118H188ZM254 118V120L252 119V118ZM100 118V119H99ZM133 118V120H131ZM145 118V117H144ZM148 118H145V119H147L148 120ZM187 118V119H186ZM264 118V117H263ZM262 118V119H263ZM21 119V121L22 122H20L19 120ZM24 119V120H23ZM104 119V120H105ZM107 119H109L108 117H107ZM106 119V120H107ZM119 119H117V120H119ZM123 119H125V120H123ZM163 120V122H164V120L166 119V121H167V123L165 124V123H163L161 120ZM180 119V120H179ZM209 119H212V120H209ZM97 120V121H96ZM130 120L132 121V122H130ZM154 120H156V121H154ZM157 120H160L159 121V124L157 125V123H158V121ZM170 120H172V121H170ZM233 120V121H232ZM244 120V121H243ZM246 120H247V122H246ZM250 120H253V121H250ZM36 121V122H35ZM125 121V123H122V122H124ZM128 121V122H127ZM173 121H175L174 122V124H175V126H177L178 125V122H179V127H181L182 128V130H184L183 132H181V133H183L184 134V132H186L185 133V135L183 136L182 134H180L182 137H180L179 135L178 136H175V135H177V134H179L180 133V131L178 132V133H176L173 129H172V131H174L175 133H173L171 130H170V128H172L173 127ZM176 121H178L177 123H176ZM208 121H211L210 122V124H209V126L207 125V123H209ZM227 121H229V122H227ZM239 121L241 122V123H239ZM96 122V123H95ZM114 122V121H113ZM112 121L111 122H109L110 123V125H108L109 123H107L106 124V126L105 125H103V126H105V127H103V128H105V130H108L109 129V126H111V124H114ZM155 122H157L156 123V126L154 127V128H156L154 131V133H155V135L153 136V137H151V135H150V133L152 132H150V130L152 129H154L153 127H150L149 128V126H152V124H154L155 125ZM163 124H162V123ZM213 122V123H212ZM216 122H217V124H216ZM225 122V123H224ZM227 122V123H226ZM235 122H236V125H235ZM238 122V123H237ZM245 122V123H244ZM249 122V123H248ZM254 122H256V123H254ZM98 123V124H97ZM115 123H118V121H115ZM161 123V124H160ZM181 123H182V125H181ZM186 125H185V124ZM187 123H189V124H187ZM205 123V122H204ZM222 123V124H221ZM224 123V124H223ZM231 124V125H228V124ZM248 123V124H247ZM124 124L126 125V127H124ZM129 124V125H128ZM131 124L132 125H134L135 126V128H133L134 126H131ZM172 124V127L170 126L169 127V125H171ZM177 124V125H176ZM190 124H191V126H193L194 128H192L191 126H190ZM220 124L222 125V127H221V129H220ZM239 124V125H238ZM241 124H244V126L245 127H242V125ZM258 126V125H260L259 127H260V129H262L261 131L259 130V128L257 129V130H255V128L257 127L256 125ZM121 125V126H120ZM153 125V126H154ZM160 125H162V127H160ZM164 125H165V133L162 135V133L160 134V130H162V129H164ZM181 125V126H180ZM187 125L189 126V128L191 127V129H193L194 131V133L193 132H189L190 131V129L189 128H187ZM207 125V126H206ZM216 127V125H219V126H217L215 129H213L214 128V126ZM224 125V126H223ZM226 125V126H225ZM241 125V126H240ZM250 125V126H249ZM128 126H129V129L131 130H129V129H127L128 128ZM131 126V127H130ZM147 126H148V128H147ZM159 126V127H158ZM167 126V127H166ZM174 126V127H175ZM185 127V128H183V127ZM227 126H229V127H227ZM240 126V127H239ZM250 127V128H254V130L256 131L255 133H256V135H254V136H252V132H253V130H252V134H250V132L248 131V130H250V129H246V131H245V128H248V127ZM252 126V127H251ZM254 126V127H253ZM256 126V127H255ZM122 127L124 128V129H122ZM178 127V128H179ZM213 127V128H212ZM225 127V128H224ZM230 127H231V129H230ZM238 127H239V130H238ZM138 128V129H137ZM148 129L149 131L147 132V133H143L142 131H147L146 129ZM162 128V129H161ZM169 128V129H168ZM210 128V129H209ZM213 130H212V129ZM235 129V131H234V133H233V131H231L232 129ZM237 128V129H236ZM240 128H241V130H240ZM244 130H243V129ZM19 129V130H18ZM81 129V130H80ZM83 129V130H82ZM122 129V130H121ZM125 129H127V130H129V131H126ZM157 129H159L158 131L159 132H157V133H159V135H157L156 134V130ZM180 129V128H179ZM186 129V130H185ZM198 129V130H197ZM74 130H76V131H74ZM78 130H79V135L78 134H76L77 135V137L79 138V139H77L78 141H76V142H74L75 144L74 145H69L68 147V149L66 148V146H64V142H67L66 140L65 141H63L62 140V138L69 132V131H71V132H69V133H78ZM118 130V131H117ZM124 130H125V132H124ZM135 130V131H134ZM136 130L138 131V132H136ZM139 130H140V132H141V134H140V132H139ZM169 130V131H168ZM203 132H202V131ZM207 130V131H206ZM209 130H211V131H209ZM214 130H216L214 133H213V131ZM236 130H237V132H236ZM67 131V133L64 135V133ZM93 131V133H90V132H92ZM123 131V132H122ZM133 131V132H132ZM192 131V130H191ZM241 131V132H240ZM246 133H245V132ZM247 131H248V133H247ZM260 131V132H259ZM116 132H118V133H116ZM124 134H122V133ZM134 132H136V133H139L140 135H143V134H145L146 136H147V134H148V136H149V138H147L146 136H145V138H144V135H143V137L142 136H140L138 139H143V140H138L137 139V136H133L134 138H136L137 140H135V141H133L134 140V138H132L133 140H131L130 141V139L128 140V138H130L129 136L130 135H132V134H136V133H134ZM206 132V133H205ZM208 132H210V133H208ZM212 132V133H211ZM220 133V134H215V133ZM228 132H229V135H227L228 134ZM74 133V134H75ZM119 133H121V134H119ZM129 133H131L130 135H128ZM153 133V132H152ZM151 133V134H152ZM153 133V134H154ZM232 133V134H231ZM240 133H243V136H242V134H240V141H237V139H236V137L235 136H233V134L234 135H236V136H238L239 137V134ZM254 133V134H255ZM258 133L260 134L261 133V135H260V137H262L261 138V140L260 141H257V139H256V137L258 138V139H260L257 135H258ZM139 134H137V135H139ZM152 134V135H153ZM188 134V135H187ZM195 136H193V135ZM197 134L199 135V137L197 136ZM208 134H211V135H213V136H211V135H208ZM217 135V136H215V135ZM231 134V135H230ZM248 135V136H246L245 137V135ZM118 135V136H117ZM125 135H127V136H125ZM172 135H173V137H175V138H173L172 137ZM192 135V136H191ZM219 135V136H218ZM227 135V136H226ZM249 135H251V136H249ZM264 135V134H263ZM62 138H61V137ZM117 136V137H116ZM123 136H125L124 137V139L125 140H122L123 139ZM158 136V137H157ZM164 136H165V138H164ZM197 136V137H196ZM231 138V139H233L232 137H235V139H236V142H243V141H245L246 142V139H247V144L246 143H237V144H234V143H236V142H234L233 141V144H232V140L229 138V137ZM256 136V137H255ZM90 137V139H88ZM115 137L117 138V140L118 139H121L119 142H117L116 140H114L115 139ZM119 137H122V138H119ZM157 138L156 140H153V138ZM160 137V138H159ZM176 137H178L177 139H176ZM203 137V138H202ZM204 137H206V138H204ZM209 137V139H207ZM210 137H211V139H210ZM216 137V138H215ZM246 138V139H242V138ZM252 137H255V138H252ZM170 138H173V139H175V140H178L179 138H183V139H179L180 141H182V140H184V144L182 143V142H179V141H175V140H173V139H171V140H173V141H175V143L173 142V141H171L170 140ZM223 138V139H222ZM229 139V140H226V139ZM249 138V139H248ZM64 139V138H63ZM91 139L93 140V142L91 141ZM114 140L115 141V143H114V141H111V140ZM144 139H146V141H144ZM162 139V140H161ZM165 139H169V141L168 140H164ZM238 139V140H239ZM63 141L61 144L65 147V149H64V147H61V148H58L57 146H55L56 144H57V142L58 141ZM128 140V141H127ZM147 140H151V141H149L148 143H147ZM191 140V141H190ZM196 140V141H195ZM221 141V143L224 145L225 144V146H223V145H221V143H220V141ZM234 140V139H233ZM249 140H251V142L249 141ZM53 141H55V143L53 142ZM90 141V142H89ZM96 141V142H95ZM138 143H137V142ZM140 141V142H139ZM145 142V144L144 143H142L141 144V142ZM153 141V142H152ZM159 141V142H158ZM190 141V142H189ZM219 141V142H218ZM248 141H249V143H248ZM255 141H257V142H263V145L262 144H260L259 146H258V144L259 143H256ZM52 142L54 143V144H52ZM106 142V143H105ZM133 142V143H132ZM152 142V143H151ZM162 142V143H161ZM163 142H165V143H163ZM166 142H168L167 143V146H165L166 145ZM169 142H172V143H169ZM178 142V143H177ZM186 142H188L187 144H186ZM193 142H194V144H193ZM224 142H227L228 143V145L231 143L232 145H236V147L234 146H232L231 144H230V146H226L227 145V143H224ZM230 142V143H229ZM257 144H255V143ZM49 143H51V144H49ZM68 143V142H67ZM66 143V144H67ZM180 143V144H179ZM202 143V144H201ZM49 144V145H48ZM90 144H92V145H90ZM107 144H109V145H107ZM147 144V145H146ZM162 144H164V145H162ZM189 144V145H188ZM191 144V145H190ZM58 146L60 145L59 143L57 144ZM62 145H60V146H62ZM145 145V146H144ZM152 145V146H151ZM184 145V146H183ZM201 145V146H200ZM215 145H217V146H215ZM220 145H221V147H220ZM237 145H239V146H237ZM254 145V146H253ZM41 146V147H40ZM95 146V147H94ZM100 146V147H99ZM173 146V147H172ZM208 146V147H207ZM214 147V148H212V147ZM233 148H232V147ZM252 146V147H251ZM258 146V147H257ZM57 147V148H56ZM98 147L100 148V149H98ZM139 147V148H138ZM143 147V148H142ZM145 147V148H144ZM149 147V148H148ZM166 147V148H165ZM181 147V148H180ZM215 147H216V150H213L212 151V149H215ZM232 148V149H230V148ZM237 147H238V150H237ZM239 147H241L240 149H239ZM246 147V148H245ZM248 147V148H247ZM257 147V148H256ZM260 147V148H259ZM263 147V148H262ZM40 148V149H39ZM136 148H138V149H136ZM140 148H141V150H140ZM148 150H147V149ZM156 148V149H155ZM193 148V149H192ZM210 148H212V149H210ZM226 148H227V150H226ZM236 148V149H235ZM252 148H253V151H254V149L256 148L257 150H255L254 152L252 151ZM262 148V149H261ZM39 149V150H38ZM60 149V150H59ZM95 149V150H94ZM136 151H135V150ZM151 149H152V151H151ZM191 149V150H190ZM199 149V150H198ZM222 150V152H221V150ZM225 149V150H224ZM51 150V151H50ZM91 152H90V151ZM134 150V152H132ZM159 150V151H158ZM175 150V151H174ZM179 150H181V151H179ZM189 150H190V152H189ZM193 150V151H192ZM218 150V151H217ZM228 150H230V151H228ZM235 152H234V151ZM238 152H237V151ZM246 150V151H245ZM259 150L261 151L260 153H259ZM58 151V152H57ZM60 151V152H59ZM94 151V152H93ZM164 151H166V152H164ZM206 151L208 152V154H206ZM214 152V153H216V155L214 154V153H211V152ZM221 153H220V152ZM225 151H227V152H225ZM244 151H245V153H247L248 154V156H247V154L245 155L244 154ZM251 153L250 155H249V152ZM256 151H258L257 153H255ZM76 152V153H75ZM145 152H147V153H145ZM164 154H163V153ZM202 152H204V153H202ZM218 152V153H217ZM228 152H231V154L230 155H227L228 154ZM45 153V154H44ZM121 153V154H120ZM154 153H156V154H154ZM171 153V154H170ZM182 153H183V155H182ZM222 155V154H224V156H222L224 159H226V161H228V156H231L230 157V160L228 161V163L227 162H225L223 159H220V158H222L221 156H220V154ZM226 153V154H225ZM242 153V154H241ZM263 153L261 154V155H263ZM20 154V155H19ZM89 154V155H88ZM125 154V155H124ZM133 154V155H132ZM160 154V156L158 157V155ZM162 154V155H161ZM166 154H168V155H166ZM204 154H206V157L208 158V156L210 157V155L209 154H212L211 155V159L213 158V159H215V161L213 160L212 161V165L210 166V165H208V167L206 168L205 167V165H204V163L206 164V163H208V164H210L209 162H208V160L210 159H207V158H205V159H203L204 158ZM214 154V155H213ZM234 154V155H233ZM260 158V159H258V162H257V160L255 161V159L256 158H258V157H255L256 155ZM18 155V156H17ZM42 155H44V156H42ZM153 155V156H152ZM203 155V156H202ZM239 155H240V157H239ZM243 156V161H245V162H243V161H240V159L242 160V156ZM53 156V157H52ZM93 156H94V158H93ZM122 156H124V157H122ZM126 156V157H125ZM149 156V157H148ZM220 156V157H219ZM226 156H227V158H226ZM232 156H234V158H235V160H234V158H232ZM264 156V155H263ZM119 157H121L120 159H119ZM144 157V158H143ZM152 157V158H151ZM248 157V158H247ZM255 157V158H254ZM12 158H14V159H12ZM35 158V157H34ZM49 158V159H48ZM124 158H126L125 160H128V161H124ZM132 158H133V160H132ZM180 158V159H179ZM219 158V159H218ZM238 158H240V159H238ZM264 157H262V159H263ZM206 159H207V162H205L206 161ZM210 159V160H211ZM247 159H249V161L251 160V162L252 163H250L249 161H247ZM261 159V160H262ZM15 160V161H14ZM116 160V161H115ZM148 160H149V162H148ZM151 160V161H150ZM185 160V161H184ZM202 160H204L203 161V163H202ZM209 160V161H210ZM218 160L220 161L219 163H218ZM234 160V161H233ZM240 161V162H242V163H240L239 162V164H244L243 166L242 165H240L239 166V164H237V161ZM24 161V160H23ZM22 161V162H23ZM134 161V162H133ZM146 161L149 163V165H147L146 164ZM168 161H170V163H171V166H170V163L168 162ZM230 161H232V163H230ZM246 161L247 162H249L248 164H246ZM263 161H264V159H263ZM262 161V162H263ZM124 162V163H123ZM130 162H132V163H130ZM175 162V163H174ZM216 162V164H214ZM16 163H17V165H16ZM18 163H20V164H18ZM46 163V164H47ZM112 163V164H111ZM137 165H136V164ZM165 163H167V165L165 164ZM168 163H169V165H168ZM220 163H222V164H220ZM256 163L261 167V169L259 168V166L258 165H256ZM264 163V162H263ZM262 163V164H263ZM47 164V165H48ZM142 164H144V165H142ZM158 164V165H157ZM174 164H176V165H174ZM196 164V165H195ZM201 164H203L202 166H201ZM228 164V165H227ZM230 164H232L234 167H235V165L237 166V167H235V168H237V169H239V172H238V170L237 169H235L234 171L232 170V168L234 169V167H232V165H230ZM3 165H4V167H3ZM7 165V166H6ZM53 165V166H52ZM60 165V166H59ZM118 165H119V168H120V170H118ZM200 165V166H199ZM218 165V167H216ZM225 167V168H223V166ZM227 165V166H226ZM253 165H256V167L255 166H253ZM17 166V168H15ZM49 166V165H48ZM58 166V167H57ZM126 167V169L124 168V170H123V172L125 173H128V175L126 174H122L123 172H122V168L123 167ZM165 166H167V167H165ZM197 166H199V167H202V173H201V175L200 174H198L197 175V171H195L197 168ZM229 166V167H228ZM245 166V167H244ZM248 166H251L250 168L252 169V167H254V169H257V170H253L252 169V171H250V168H246V167H248ZM102 167V168H101ZM163 167V168H162ZM166 169H165V168ZM169 167V168H168ZM171 167V168H170ZM195 167V168H194ZM198 167V168H199ZM204 167V168H203ZM211 167V168H210ZM222 167V168H221ZM229 168V170H228V174L227 175H225L226 177H227V180H226V177H224V172H226L227 171V169L226 168ZM239 167H241V168H239ZM132 168V169H131ZM159 168H161V169H159ZM205 168L207 169V170H205ZM208 168H210V170L212 171H209V169ZM246 168V169H245ZM177 169H179V172L178 171H176ZM180 169H182V171L180 170ZM184 169H186L187 171L186 172H189V174L190 173H194L193 175H192V177L190 176L189 177V180H190V178L192 179V181L190 182L189 180H188V176L186 175V177L185 178H183V179H181V173H182V175H183V177L185 176V174H186V172H183L184 171ZM216 169H218L217 171H216ZM225 170V171H223V173H222V177H221V174L220 175H217L218 173H221L222 171L221 170ZM232 171H231V170ZM240 169L242 170L241 171V174H239L240 173ZM248 169V170H247ZM259 169V170H258ZM27 171H28V169H26ZM129 170V171H128ZM143 170V171H142ZM172 170V171H171ZM189 170H191V172L189 171ZM205 171V173H206V171L207 172H209V175L208 174H206V175H208V177L207 176H205V173H204V171ZM214 170H215V172H214ZM237 170V171H236ZM261 170H263V171H261ZM8 171L10 172V173H8ZM26 171V172H27ZM46 171V173H44ZM120 171V172H119ZM176 172L177 173V176L179 175L180 176V178H179V181H177V177H174L173 175V173L174 172ZM193 171H195V172H193ZM200 171V170H199ZM198 171V172H199ZM221 171V172H220ZM230 171L232 172V173H234L233 175H230V174H232V173H230ZM249 171H250V173H249ZM258 171H260V172H258ZM16 172V173H15ZM171 173V174H173V175H171V174H169V173ZM237 172V173H236ZM252 172H255V176H254V173H252ZM7 173L9 174V175H12V173H13V175H12V177L10 178V179H12V180H7V179H9V177H7ZM175 173V174H176ZM195 173H196V175H195ZM200 173V172H199ZM238 174V175H236V174ZM243 173H245L244 174V176H243ZM252 173V174H251ZM263 173V175H262V177H260L261 175H258V174H262ZM34 174V175H33ZM105 174V175H104ZM159 174V175H158ZM162 174V175H161ZM188 174V173H187ZM211 174V175H210ZM218 176V178L216 177V179H217V182H215L214 181V179H213V177L215 176ZM256 174L258 175V176H256ZM5 175V176H4ZM39 175V174H38ZM144 175V176H143ZM164 175H166V176H164ZM234 176V177H230V176ZM242 175V176H241ZM248 175H250V180H251V178L253 179V180H247L248 178ZM253 175V177H251ZM2 176H4L3 178H2ZM176 176V175H175ZM193 176H195V177H193ZM200 176H204V178L203 177H200ZM236 176V177H235ZM36 177V176H35ZM62 177V178H61ZM84 177V178H83ZM119 177V178H118ZM160 177H164V179L163 180H166V177H167V179L169 180V178H170V180L171 179H173L172 180V182L169 180L168 182H170L171 183V185H170V183H168V182H166V185H167V183L169 184V186H170V188L171 189H169V191H168V186H167V190H165V191H163L162 192V186H161V188H160V186L159 185H161V183H162V185L164 184V182L162 181V179L160 178ZM173 177V178H172ZM198 177H200V178H198ZM240 177V179H237V178H239ZM245 177V179H243ZM157 178H159L160 179V182H159V179H157ZM187 178V179H186ZM202 178V179H201ZM208 178V179H207ZM210 178V179H209ZM215 178V177H214ZM221 178H223V179H221ZM258 178L260 179V181L262 182H260L259 181V184H260V188H259V190L257 189L256 190V187L255 186H259V184H258ZM2 179V180H1ZM35 181H34V180ZM67 179V180H66ZM86 179V180H85ZM96 179V180H95ZM123 179V180H122ZM186 179V180H185ZM218 179H220V180H218ZM229 179V180H228ZM231 179H233L232 181H231ZM256 179V180H255ZM21 180H23L24 182H26L25 184H24V182L22 183L21 182ZM41 182H40V181ZM110 180H113V181H110ZM158 180V181H157ZM181 180H183V181H181ZM203 180V181H202ZM208 180H210V181H208ZM223 180H225V183H223V187L222 188H220V186H222V185H220V182L222 183V182H224ZM246 180H247V182H246ZM30 181V182H29ZM37 181V182H36ZM146 181V182H145ZM162 181V182H161ZM167 181V180H166ZM175 181H177V183L175 182ZM184 181H185V183L186 184H188V185H186L184 188H182L183 187V185H185V183H184ZM202 181V182H201ZM208 181V182H207ZM226 181H228V183L226 182ZM231 183H230V182ZM238 181V182H237ZM245 182V184H244V182ZM40 182V183H39ZM78 182V183H77ZM133 182V183H132ZM156 182H159V183H156ZM175 182V184H173ZM180 182L182 183V186H181V184H180ZM190 182V183H189ZM199 182H201V183H199ZM211 182V183H210ZM216 183V185H218V183H219V185L218 186H216L215 185V183ZM240 182V183H239ZM242 182V183H241ZM32 183V184H31ZM35 183V185H33ZM38 183V184H37ZM42 183V184H41ZM184 183V184H183ZM193 183V184H192ZM197 183V184H196ZM203 183V184H202ZM207 183V184H206ZM210 183V184H209ZM252 183H254V184H252ZM10 184H11V186H10ZM29 184V186H26V185H28ZM37 184V185H36ZM39 184H41V186L39 185ZM85 184V185H84ZM155 184H158L157 186H155ZM190 184V185H189ZM201 185L202 184V187L201 186H199V185ZM205 184V185H204ZM232 184V185H231ZM237 184V185H236ZM238 184H240V185H238ZM245 186H244V185ZM12 185L13 186H15L16 188H11L12 187ZM19 185V186H18ZM25 185V186H24ZM30 185H32V186H30ZM40 187H39V186ZM149 186V187H147V186ZM165 185V184H164ZM166 185L165 186H163V190H164V188L166 189ZM173 185L175 186L174 188H173ZM196 185V186H195ZM206 185H208V186H206ZM213 185V186H212ZM243 186V188L242 187H240V186ZM23 186L24 187H27V188H23ZM34 186H35V188L38 186L39 188L38 189H35L34 188ZM83 186L85 187V188H83ZM90 186V187H89ZM141 186V187H140ZM146 186V187H145ZM150 186H154L153 187V189H152V187H150ZM181 186V188H182V190L179 188ZM190 186V187H189ZM199 186V188L197 189V187ZM204 186H206V187H204ZM231 186V187H230ZM234 186V187H233ZM236 186H239V187H236ZM254 188H253V187ZM258 186H257V188H258ZM3 187H5V188H3ZM33 187V188H32ZM137 187V188H136ZM156 187V188H155ZM159 187V188H158ZM179 188L178 190H177V188ZM189 187V188H188ZM193 187H195L194 189L196 190V192L195 193H191V192H194L193 191ZM217 187V188H216ZM227 187V188H226ZM248 187L250 188V190L251 189H253V190H251V192H250V195L252 194V195H255V194H253L254 192L257 194L258 192H262V194L261 193H258V195L259 194H261V195H256V196H250L249 195V191H248ZM252 187V188H251ZM2 188H3V190H2ZM17 188H20V189H18L17 190ZM21 188H23V189H21ZM29 188H32V190L34 191V189H35V191L34 192H32L36 197H38L39 198V201H41L40 199H42V197H45V198H49L50 200H48V199H45V198H43L45 201L46 200H48V201H42V202H38V200H37V198L34 200L33 199V201H32V199H30V198H27V197H29V195L31 194L30 193V191H32V190H29ZM88 188V189H87ZM93 188V189H92ZM118 188V189H117ZM143 188V189H142ZM144 188H146L145 190H144ZM147 188H148V190H147ZM150 188L152 189V190H154V191H152L153 192V194L155 195V199H152V198H154V196H153V194H151L152 192L151 191H149L150 190ZM187 189V191H186V189ZM204 188V189H203ZM231 188H233V189H231ZM236 188V189H235ZM238 188H241V189H243L242 191L239 189L238 190ZM245 188H247V190L245 189ZM11 189H13V190H11ZM16 189V190H15ZM87 189V190H86ZM92 189V190H91ZM94 189H95V191H94ZM155 189H160L159 191L158 190H155ZM185 189V190H184ZM189 189V190H188ZM199 189H201V190H199ZM213 189V190H212ZM221 189V190H220ZM224 189V190H223ZM244 189L248 192V193H244ZM261 189H262V191H261ZM7 190V191H6ZM76 190V191H75ZM82 190V191H81ZM89 190H91V191H89ZM122 190V191H121ZM175 190V191H174ZM176 190H177V192H176ZM179 190H181V191H179ZM192 190V191H191ZM200 191V192H198V191ZM235 191V192H233V196H234V194H236V197H234V199H232L233 197H231V195H232V193L230 192V191ZM237 190V191H236ZM9 191V192H8ZM23 191H25L24 193H23ZM94 193H93V192ZM98 191V192H97ZM150 193H148V192ZM168 191V192H167ZM178 191L180 192L179 194H182L184 191H186L185 193H187L188 195H185V193H183L182 195H179V197H178V195H176L177 196V198L176 197H174L175 196V194L174 193H176V194H178ZM238 191H241V194H240V192L238 193ZM258 191V192H257ZM28 192V193H27ZM78 194H77V193ZM91 192V193H90ZM116 192V193H115ZM146 192V193H145ZM160 192H162V193H160ZM165 192H166V194H165ZM182 192V193H181ZM202 192H203V194H202ZM205 192V193H204ZM253 192V193H252ZM20 193H23L24 195H27V196H25L24 197V195L23 194H20ZM55 193L57 194V195H55ZM98 193V194H97ZM139 193V194H138ZM149 194V195H146V194ZM159 195H158V194ZM229 193H231V195L229 194ZM245 195H244V194ZM87 196H85V195ZM97 194V195H96ZM158 196H157V195ZM162 194V195H161ZM170 194V195H169ZM189 194H195V195H189ZM197 194V195H196ZM225 194V195H224ZM229 195L230 197H231V199H230V197L229 198H227L226 196L227 195ZM237 194H240V195H242V199H241V196L240 195H237ZM3 195V196H2ZM15 195V196H14ZM16 195H19V197H17V198H19L18 200L17 199H15V200H17V202H20L19 203V205L17 204V203H15L14 204V202L15 201H12V200H10V202L11 203H9V200L7 201V198L9 199L11 196H13L14 198L16 197ZM34 195H30L31 196V198H34ZM38 195H42L41 197L40 196H38ZM129 195V196H128ZM153 196V197H149V196ZM173 195V196H172ZM4 196H5V198H4ZM54 196V197H53ZM84 196V197H83ZM89 196V197H88ZM169 196H170V199H164V198H169ZM183 196V197H182ZM188 196V197H187ZM190 196H191V198L192 199H194V200H192L191 198H190ZM192 196H194V197H192ZM199 196V197H198ZM213 196V197H212ZM238 196H240L239 198H240V200H239V198H238ZM246 196V197H247ZM61 197V198H60ZM150 198V199H148V198ZM171 197H173V198H171ZM185 197V199L188 201V198H190L189 200H190V202H192V203H188L185 199H182V198H184ZM196 197V198H195ZM203 197V198H202ZM211 197V198H210ZM215 197V198H214ZM222 197H224V201L221 199ZM12 198V197H11ZM63 198V199H62ZM181 200H180V199ZM227 198V199H226ZM235 198L237 199V200H239V203H240V201H241V203L239 204L238 203V201H236L235 200ZM249 198V203H250V200H252V199H250ZM256 198V199H255ZM5 199V200H4ZM24 199V200H23ZM27 199V200H26ZM42 199V200H43ZM59 199V200H58ZM162 199V200H161ZM177 199H178V201H177ZM208 199V200H207ZM219 199H221V200H219ZM31 200L32 201V203L35 201V203L36 202H38V204L39 203H41V204H43L44 205V207L45 206H48V205H52V206H57L58 207V209H56L55 211H54V213H51L50 211H53L52 209H54L53 207L51 208V207H45L46 209H45V211L47 212V213H43V211H39V212H37L38 210H37V206H38V204H36V205H34L33 206V204L31 205V206H33V207H35L34 209H36V211L33 209V207H32V209H29V208H31V206L29 205H26L29 201ZM37 200V201H36ZM96 202H95V201ZM166 200L168 201V202H166ZM207 200V203L205 202ZM217 203H215L214 201ZM217 200V201H216ZM233 200H235V202L238 204V206H237V204L235 203V202H233ZM243 200H245V199H243ZM262 200H260V201H262ZM8 203H7V202ZM23 201H28L27 203L26 202H23ZM92 201H94V202H92ZM154 201H157L156 203H154ZM176 201V202H175ZM185 201V202H184ZM219 201V202H218ZM223 201V202H222ZM232 201V202H231ZM247 201V198H246V200H245V203H247L246 202ZM260 201H259V205H261L262 203H264L263 201L260 203ZM5 202H6V204L8 205V206H10L11 207V205H9V204H14V207H15V209H14V207H12V208H10L9 207V209L7 208L8 206L5 204ZM13 202V203H12ZM24 204H23V203ZM58 203V204H56V203ZM90 203V204H87V203ZM162 202H164V204L162 203ZM166 202V203H165ZM188 203V206L186 205L187 203ZM202 202V203H201ZM210 202V203H209ZM212 202V203H211ZM213 202H214V204H213ZM220 202H222V203H220ZM227 203V202H229L230 204H224V203ZM257 202V201H256ZM30 204H31V202H29ZM55 203V205H53ZM73 203V204H72ZM92 203H96L95 204V208H97V210H95L94 209V211H93V204ZM106 203V204H105ZM148 203V204H147ZM150 203V204H149ZM153 203V204H152ZM168 203V204H167ZM173 203V204H172ZM184 203V204H183ZM249 203H247V204H249ZM252 203H253V200H252ZM251 203V204H252ZM0 204V205H1ZM20 204H22V205H20ZM48 204V205H47ZM157 204H161V206L160 205H157ZM163 204V205H162ZM177 204V205H176ZM182 204L184 205L183 206V211H181V209H179V210H177V211H175L176 212V214L177 213H179V214H177L178 216L177 217H175L176 216V214H175V212H174V216L173 215H170L171 217H165V216H167V215H169V214H173V210H176V208L177 207H180L181 206V208H182ZM190 204V205H189ZM193 206H192V205ZM219 204H222L221 206L222 207H224L225 208V206L226 207H228L227 209H224V208H222ZM232 204V205H231ZM254 205L255 204H258V203H253ZM3 204H2V206H4ZM16 205L18 206V207H16ZM28 206V207H26V206ZM50 205V206H51ZM75 205V206H74ZM124 205V206H123ZM152 205V206H151ZM176 205V206H175ZM201 205V206H200ZM208 205V206H207ZM213 205V206H212ZM217 205V206H216ZM223 205H225V206H223ZM230 205H231V208H229L230 207ZM235 205V206H234ZM246 205V204H245ZM250 205V204H249ZM264 205V204H263ZM20 206H22V207H20ZM39 206H40V208H39ZM38 206V208L41 210L42 208H44V207H42V205H39ZM78 207L77 209H75L76 211L75 212H72V211H74L73 209H72V207ZM97 206V207H96ZM104 207V209H103V207ZM160 206V207H159ZM205 206H206V208H205ZM210 206V207H209ZM212 206V207H211ZM234 206V208H232ZM251 206V205H250ZM1 207V206H0ZM81 207V208H80ZM90 207V208H89ZM92 207V208H91ZM100 207H101V210H102V212L100 213ZM159 208V209H157V208ZM174 207H176V208H174ZM187 207H189V208H187ZM198 207V208H197ZM208 207V208H207ZM220 207V208H219ZM242 207H244V206H242ZM246 208H248L247 207V205L245 206ZM254 207H256V205L254 206ZM254 207H252L253 209L252 210H254ZM17 208H18V210H17ZM19 208H21L22 210H24V211H22V210H20ZM87 208H89L91 211L89 212V209H87ZM107 208V209H106ZM154 208V209H153ZM172 208V209H171ZM193 208V209H192ZM195 208V209H194ZM204 208V209H203ZM212 208H214V209H212ZM246 208H245V210H246ZM250 208V207H249ZM247 209V210H249V212H247L245 215H247V217H248V215H249V213H250V211L252 212V210L251 209ZM2 209V210H1ZM11 209H12V211H11ZM86 209L88 210V211H86ZM126 209V210H125ZM160 209H161V211H160ZM163 209V210H162ZM166 209H167V212H166ZM187 209V210H186ZM189 209V210H188ZM211 209H212V215H213V217H214V220H213V217H212V215H211V213H209V211H211ZM225 210V211H223V210ZM233 209V210H232ZM236 209H238V210H240V211H238L237 212V210ZM256 209H257V207H256ZM31 210V211H30ZM44 210V209H43ZM86 211V214L85 215H83L84 214V212ZM98 210H100V211H98ZM169 210H172V211H170L171 213H169ZM192 210V211H191ZM195 210V212H193ZM198 210H200V213L201 214H198V216H197V212H199ZM205 210H207V211H205ZM214 210V211H213ZM226 210H228V212H229V215L228 214H225V213H228ZM231 210V211H230ZM18 211V213H22L23 215L25 214L24 212L26 211L27 213H28V215H27V213L24 215V217L26 216V218H27V220L29 219V220H33V218H35V220L34 221H38V220H42L43 221V219L45 220V218L47 219V220H45V221H43V222H39V223H37V228H39V226H40V228L41 229H37L36 227L35 228H32L31 226H35V224H36V222H34V221H32V223H35L34 225L32 224V225H30V228H29V231H28V229H27V227H29V224L30 223H25L27 220L25 219V218H22L23 217V215L21 214L20 216H21V218H20V216H19V218L17 217V215L16 214H18V213H16ZM31 213L32 212V214H31V216L29 215V212ZM37 212V213H33V212ZM49 211V212H48ZM84 211V212H83ZM143 211V212H142ZM188 211V213H186ZM191 211V212H190ZM202 211V212H201ZM217 211V212H216ZM218 211H219V213H218ZM232 211H235V213H238V214H240L239 212H241L242 213V215L240 216V217H242L241 219L238 217V219L236 218V222H234V224L236 225V226H238L239 224H240V227H241V229H242V232H240L241 231V229L239 230V228H238V230H239V232L238 233H240L239 235H238V233H237V235L235 234L237 231L235 230V232L233 231V230H229L230 231V233H229V236H228V234H226L227 235V241L225 240V242H228V243H230V244H227V243H223V239H225V237H218V236H222L223 234H222V231L223 230H225V231H223V232H227L228 231V229H232L233 227H231V226H233L232 224H233V216H231V215H233L234 213H231ZM255 211V210H254ZM255 211V212H256ZM82 212V213H81ZM88 212V213H87ZM92 212V213H91ZM142 212V213H141ZM160 212H162L161 214H160ZM183 212H184V216H183ZM193 212V214H191ZM215 212V213H214ZM223 214H222V213ZM246 211H244V213H245ZM255 212H254V214H255ZM13 214V215H15L14 217L16 218H14V217H12L11 215V217H9V215H7V214ZM16 213V214H15ZM90 213V214H89ZM140 213V214H139ZM149 213V214H148ZM196 213V214H195ZM204 213H206V214H204ZM7 215L8 217H6V216H3V215ZM42 214H45V215H42ZM82 214V215H81ZM92 214H94V215H92ZM95 214H96V216H95ZM101 214V215H100ZM166 214V215H165ZM186 214H188L187 215V217H186ZM191 216H190V215ZM214 214H215V216H214ZM224 214H225V216H224ZM251 214H253V213H251ZM19 215V214H18ZM33 215V216H32ZM91 215V216H90ZM109 215V216H108ZM112 215H114V216H112ZM194 215H196V218L198 219L199 218V220L197 221V222H194V223H199V225L198 226H200V224H202L201 226L203 227V231H202V227H199L198 228V226L196 225H194V223H192L193 221H192V219L194 220H197L196 218H194L195 216ZM202 215H205V217H202ZM207 215V216H206ZM219 215H220V217H219ZM226 215H227V217L229 216V218H230V220H232V221H229V224H230V222H232V224L229 226L228 225V223H226V222H228V221H225L224 219H226ZM234 215H236L237 216V214H234ZM3 216V217H2ZM36 216V217H35ZM41 216V218H39ZM73 216V217H72ZM122 218H121V217ZM144 216V217H143ZM145 216H146V218H145ZM150 216V217H149ZM172 216H173V219H172ZM185 217L184 219L183 218H180V217ZM208 216H209V220H205V219H208ZM222 216H224V217H222ZM2 217V218H1ZM5 217L6 218H9L10 220H11V218H12V220H14V221H9V219L8 220H5ZM30 217H31V219H30ZM43 217V218H42ZM93 217V218H92ZM107 217H109L108 219H107ZM143 217V218H142ZM147 217H149V218H147ZM179 217V218H178ZM191 219H189V218ZM200 217L203 219V218H205V219H203V220H205V222L207 221V223L206 224H204V223H201V221H203L202 219H201V221H200ZM215 217H216V219H215ZM233 217V218H232ZM247 217H245L244 218V220H245V222H247ZM14 218V219H13ZM19 219V221H18V219ZM39 218V219H38ZM55 218V219H54ZM84 218V219H83ZM89 218V219H88ZM92 218V219H91ZM95 218V219H94ZM105 218V219H104ZM113 218V219H112ZM142 218V219H141ZM145 218V219H144ZM168 218H169V220H168ZM177 218H178V220H177ZM219 218V219H218ZM220 218H222V219H220ZM53 219H54V221H53ZM70 219H72V220H70ZM77 219H81L80 220V222H78L77 221ZM82 219L84 220L83 222H81L82 221ZM94 219V220H93ZM98 219H99V221H98ZM110 219V220H109ZM124 219V220H123ZM164 219V220H163ZM166 219V220H165ZM172 219V220H171ZM180 219H181V221H180ZM188 221H187V220ZM235 219V218H234ZM249 219V218H248ZM24 222H22V221ZM28 220V221H29ZM53 221V222H55L54 224H53V222H51V221ZM74 220V221H73ZM101 220H103V222L104 223H102V221ZM105 220H106V222H105ZM109 220V221H108ZM121 220V221H120ZM163 220V221H162ZM168 220V221H167ZM212 220V221H211ZM216 220V221H215ZM219 220V221H218ZM227 220H229L228 218H227ZM238 220V221H239ZM2 221H5V222H2ZM6 221H8V223L6 222ZM27 221V222H28ZM70 221H72V223H74V224H72ZM85 221H87V222H85ZM90 221H93L94 222V224H92V223H90ZM101 221V222H100ZM158 221L160 222V225H159V223H158ZM171 221H173V222H171ZM175 221V222H174ZM190 221H191V223H190ZM221 221H222V223H221ZM250 221V220H249ZM14 222V223H13ZM29 222H31V221H29ZM52 224H51V223ZM75 222H77V224L75 223ZM85 222V223H84ZM165 225V226H167L168 227V229L162 224V223ZM166 222H168L167 224H166ZM180 222V223H179ZM184 222V223H183ZM187 222V223H186ZM188 222L191 224V225H194L197 229H199V231L198 230H196V228L194 227V226H192V227H194V230L193 231H191L193 228L190 226V224H188ZM210 222V223H209ZM226 224H225V223ZM252 222H248L249 224H251ZM78 223H82V224H78ZM97 223V224H96ZM98 223H101V224H98ZM123 223H127V229H124L123 228ZM156 223V224H155ZM170 223H172L171 225H170ZM173 223H177L176 225L175 224H173ZM215 223H217L216 224V227L217 228H215ZM219 223V224H218ZM220 223L221 224H225L224 226L223 225H221V230H220ZM243 223V222H242ZM3 224L6 226L5 228H4V226H3ZM8 224H11L10 226L8 225ZM20 224H22V226H21V228L23 227V225H27V227H23L24 229H26V230H24V229H21L22 231L21 232H15L16 231V229H19V227L20 226H17L16 227V225H20ZM92 224V225H91ZM102 224H104V225H102ZM108 224V225H107ZM132 224V225H131ZM142 224H145V225H142ZM182 224V225H181ZM203 224H204V226L206 225L207 227L205 228L204 226H203ZM209 224H211V226H209ZM214 224V226H212ZM15 225V226H14ZM51 225V226H50ZM55 225V226H54ZM75 225V226H74ZM97 225V226H96ZM102 225V226H101ZM116 225H117V227H116ZM137 225H139V226H137ZM155 225H159L158 227L157 226H155ZM168 225H170V228H169V226ZM172 225H174V226H172ZM178 225V226H177ZM188 225H189V227H188ZM219 225V226H218ZM252 225V224H251ZM11 226H13L14 228H16V229H11L10 227ZM73 226V227H72ZM83 226V227H82ZM98 226H101V227H98ZM111 226H113V228H111ZM141 226H143V227H141ZM229 226V227H228ZM235 226V227H236ZM243 226V227H242ZM250 226V225H249ZM8 227H9V229L11 230V232L12 231H14V232H12V233H10L9 231H7L8 230ZM49 227V228H48ZM82 227V228H81ZM87 227V228H86ZM110 227V228H109ZM138 227V228H137ZM145 227V228H144ZM149 227V228H148ZM156 227V228H155ZM163 227H165L167 230L165 231V228H163ZM174 227V228H173ZM191 227V228H190ZM208 227H210V230H208L209 228ZM225 227H227V231H226V229H225ZM256 227V228H255ZM54 228H55V230H57V231H55L54 230ZM89 228V230H87ZM91 228V229H90ZM94 230H93V229ZM96 228V229H95ZM101 228V229H100ZM107 228H109V229H107ZM136 228V230H134ZM152 228H154V229H152ZM164 230H163V229ZM176 228V229H175ZM177 228H179L178 230H177ZM200 228H201V231H202V233H201V231H200ZM205 228V229H204ZM215 228V229H214ZM218 228H219V230H218ZM222 228H223V230H222ZM237 228H235V229H237ZM32 229V230H31ZM34 229V230H33ZM75 229V230H74ZM81 229L82 230H84V231H81ZM142 229L144 230V229H147L145 232L143 231V233H145L146 234V236L147 235H152V236H147V238L148 237H152V238H149V239H147L146 241H145V237L146 236H144L145 234H143L141 231H142ZM150 229L151 230H159V232L162 234V235H164V236H159V232L158 231H155V233L156 234H158V235H156L155 233H154V231H150ZM163 230V231H160V230ZM173 229H175V231L173 230ZM182 229V230H181ZM207 229V230H206ZM248 229V230H247ZM76 230H79V233H77V231ZM85 230H87L86 232H85ZM90 230H92V231H90ZM99 230V231H98ZM104 230V232H102L101 233V231H103ZM172 232H170V231ZM182 231V233H181V231ZM187 230V231H186ZM217 230V231H216ZM31 231H33V232H31ZM53 232L54 234H51V235H45V236H47V238L45 239V236L43 235V237L41 236L42 235V233L43 234H47V233H49L50 234V232ZM62 231L64 232V233H62ZM88 231H90L89 233L92 235V236H94L95 235V237H94V239H97V237L98 236H101V237H103V235H105V236H111L112 238L110 239V241H109V247H105V248H103L100 252H98V253H95V254H93V255H91L90 253H87V254H85V255H79L78 254V250H76L75 251V249H77V248H79L80 246H83L85 243H87L90 239V235L88 234ZM95 231V233H93ZM105 231H106V233H105ZM130 231H132V233H130ZM140 231V232H139ZM150 233H149V232ZM178 231V232H177ZM194 231H195V233H197L196 231H198V233L200 232L201 234H202V237H203V235H204V237L202 238L201 237V234L199 233H197V234H195L194 233ZM206 233H205V232ZM214 231V232H213ZM217 233H216V232ZM221 232V233H219V232ZM228 231V232H229ZM243 231H244V233H243ZM246 231V232H245ZM250 231V230H249ZM258 231V232H257ZM22 232L23 233H25V232H27V233H29V235H31L32 233L34 234L35 233V236L38 238V235L37 234H41L40 235V238L42 237L43 239H45V240H41L40 238H35L34 236H33V234H32V236L30 237L31 238V240H38L39 241V243L41 244H39L38 242H36V241H34V242H32L33 244L36 242V245L38 244V245H40V246H42V249H40L41 247L40 246H34L33 244L32 245H30V244H28L27 243V241H26V238L29 236V235H27V233H25V236L27 235V237H24V240H25V242L21 239L20 240V237L22 236ZM36 232H38V233H36ZM56 232V233H55ZM76 232V233H75ZM81 232V233H80ZM110 232V233H109ZM125 232H126V235L124 236V234H125ZM154 234H153V233ZM171 233V234H173V232L175 233V234H173L172 236H170L171 234H169V233ZM204 232V233H203ZM210 232H212L213 233V236H212V233H210ZM10 233V234H9ZM17 233L18 234H21V236L20 235H17ZM31 233V234H30ZM87 234L86 236H84L83 238H82V236H83V234ZM129 233H130V237H128L129 236ZM142 233V234H141ZM167 234V235H165V234ZM179 235H178V234ZM192 233V234H191ZM211 235H210V234ZM216 233V234H215ZM241 233H243V234H250L249 235V238L247 239V237H248V235H244V237H245V239L244 238H241L240 239V241H242L241 243H240V241H239V239H237L236 241H237V243H238V241H239V249H238V247L237 248H235V246L233 245V242L235 243V238H236V236L237 237H239L240 235H241ZM77 234V235H76ZM97 234H99L98 236H97ZM121 234V235H120ZM160 234V235H161ZM209 234V235H208ZM222 234V235H221ZM251 234H253V235H251ZM11 235L13 236V239H12V237H11ZM15 235H16V241H15V244H17L16 242H18V240L21 242V241H23L24 242V246L20 243V242H18L19 244H21L20 246H19V244H18V246L19 247H21L20 249H18L19 247H17L16 248V250L17 251H19L20 252V250L21 249H26L27 250V252L28 253H30V250L31 251H33V252H31V254H33V255H29L28 256V254H27V252L26 251H24V253H22V252H20V254L19 255H15L14 257H18V256H20L21 258H22V260H23V257L24 258H26L25 260H20V259H18L17 257V261L15 260V258H13V254H18V252L15 250V247L17 246H12V245H14V240H15ZM76 235V236H75ZM82 235V236H81ZM128 235V236H127ZM136 235V236H135ZM143 237L144 236V240H142L141 242H145V245H144V243H140V240H141V236ZM168 235H169V239L171 240H175V241H177L178 243H176L177 244V246L179 245V243H180V246L179 247H181V253H179V250H180V248L178 249V248H175L176 246V244H175V241L173 242L172 240L170 241L169 239H168ZM176 235V236H175ZM218 235V236H217ZM226 235H224V236H226ZM232 235H233V237H232ZM18 236H19V239H18ZM23 236H24V234H23ZM22 236V237H23ZM50 236H53V237H51V239H52V241H53V243H52V241L51 240H48V243L47 242H45V241H47V239H50ZM75 236V237H74ZM81 237V240L83 239V241L81 242V240H80V237ZM89 236V237H88ZM154 236H158L157 238L156 237H154ZM173 236H175V237H173ZM192 236L193 237H196V238H193L194 239V241H195V239H196V241L197 240H199V242L200 243H203V244H200L198 241L197 242H194V243H192L191 244V241H192ZM198 236H199V238H198ZM216 236L218 237L217 238V240L215 239L216 238ZM234 236H235V238H234ZM243 235H241V237H242ZM247 236V237H246ZM253 236H254V238H253ZM263 236V237H262ZM4 237V238H3ZM21 237V238H22ZM32 237L34 238V239H32ZM73 239H72V238ZM79 237V238H78ZM126 237V238H125ZM133 237V238H132ZM172 237V238H171ZM213 237H215V238H213ZM231 237V238H230ZM251 237V238H250ZM3 238V239H2ZM7 238H11L10 240H13V241H11L10 242V240L9 239H7ZM61 238H62V240H61ZM78 238V239H77ZM84 238H88L87 240L85 239V241H84ZM91 238H93V237H91ZM202 238V240L204 239V242L201 240L200 241V239ZM213 238V239H212ZM221 238H222V240H221ZM4 239H6L5 240V242H4ZM70 239V240H69ZM124 239V240H123ZM127 239V240H126ZM152 239H153V241H152ZM156 239V240H155ZM165 239H166V241H165ZM209 239H211V240H209ZM215 239V240H214ZM9 240V242H8V244H10V243H12L13 242V244L9 247L7 244H4V243H7L6 241H8ZM28 240H29V237H28ZM57 240V241H56ZM76 240H77V244L75 243L76 242ZM92 240V239H91ZM128 240L130 241V243L128 242ZM149 240H151L150 242L151 243H153L154 244V246H153V244H151V245H149L150 244V242H149ZM155 240V241H154ZM212 240H214L216 243H214V241H212ZM221 240V241H220ZM229 240V241H228ZM233 240V241H232ZM246 240V241H245ZM3 241V242H2ZM69 241H72L73 242V244H71L72 242H69ZM81 243H80V242ZM112 241V242H111ZM127 241V242H126ZM208 243V245L206 246L205 244H206V242ZM221 242L220 244L219 243H217V242ZM243 241H244V245H243ZM250 241V242H249ZM22 242V243H23ZM29 242V241H28ZM31 242H29V243H31ZM43 242V243H42ZM80 244H79V243ZM84 242V243H83ZM120 242H122V244L120 243ZM123 242H125V243H123ZM164 242V243H163ZM166 242H168V243H166ZM170 242H171V244H170ZM173 242V243H172ZM193 242V241H192ZM3 243V244H2ZM47 244V247L45 248L44 247V245H46ZM121 245H120V244ZM132 243V244H131ZM133 243H134V245H133ZM136 243V244H135ZM138 243V244H137ZM156 243V244H155ZM223 243V246H225V247H223L221 244ZM1 244L2 245H4V247L3 246H1ZM54 244V247L52 246ZM60 244V245H59ZM62 244H64V245H62ZM76 244V245H75ZM83 244V245H82ZM119 244V245H118ZM131 244V245H130ZM146 244H148L149 246H151V248H149V250H146V249H144V246L145 247H147L146 246ZM160 244H162V245H160ZM170 245V249H168V251H167V246L168 245ZM173 244V245H172ZM183 244V245H182ZM215 244H219V246L221 247V248H223V249H221L220 247H218V246H216ZM234 246H232V245ZM242 244V245H241ZM5 245H7V247H6V251L4 250V248H5ZM50 245L52 246V247H50ZM70 245H73L72 247L70 246ZM78 245V246H77ZM80 245V246H79ZM115 246V248H114V246ZM125 245V246H124ZM144 245V246H143ZM157 245H159V247L157 246ZM167 245V246H166ZM172 245V246H171ZM199 245V246H198ZM203 245L204 246H206V248L208 249V247H209V252H210V249L212 250L211 251V253H212V255H211V253H206V248H203ZM228 245V246H227ZM236 245V244H235ZM263 245V246H262ZM22 246H23V248H22ZM28 246V247H27ZM31 246H34V247H36L37 249H38V251L36 250V251H34L36 248H34V247H31ZM75 246L77 247V248H75ZM118 246V247H117ZM121 246V247H120ZM126 247V249H122L121 250V248H123V247ZM129 246H131V247H129ZM166 248H165V247ZM175 246V247H174ZM195 246H196V248H195ZM226 246H227V248H229V246H230V248H231V246L234 248V252H233V248H231V251H229L230 250V248L227 250L226 249ZM237 246V245H236ZM3 249H2V248ZM14 247V248H13ZM32 249H31V248ZM40 247V248H39ZM44 247V248H43ZM57 247H59V248H57ZM119 247H120V249H119ZM152 247H154V248H156V249H153ZM173 247V248H172ZM258 248V250L260 249V251H257L256 249ZM261 247H263V248H261ZM9 248H11L12 250L14 249V251H12V253L13 252H15L16 251V253H13V254H11L10 252H11V250H9ZM28 248V249H27ZM48 248V249H47ZM75 248V249H74ZM137 248L139 249V251L137 250ZM161 248H164L163 250L165 251V252H163V250H160ZM176 249V251L178 250V253L175 251V253H177L176 254V256L174 257V259L171 257V256H174L175 255V253H174V250ZM200 248V249H199ZM203 248V249H202ZM218 248V249H217ZM221 250H220V249ZM8 249V250H7ZM23 249V250H24ZM30 249V250H29ZM53 249V250H52ZM71 249H72V251H71ZM110 249H112V250H110ZM120 251H119V250ZM140 249H142L141 251H142V254H140ZM148 249V248H147ZM159 249V250H158ZM171 249H174V250H171ZM190 249V250H189ZM206 249V250H205ZM225 249H226V251H229V253L227 252H225ZM251 249H252V251H251ZM23 250H21V251H23ZM29 250V251H28ZM42 250H45V251H43L42 252ZM52 250V254H50L49 255V253H50V251ZM59 250V251H58ZM64 251V252H62V251ZM65 250H67V251H65ZM125 250H129L128 252H122L121 253V251H125ZM137 252H136V251ZM144 250H146L147 251V253H146V251H144ZM154 250L156 251H158V252H160V251H162V252H160V255H161V253H163V255L162 256H160V258L158 259V257H159V254H157L156 253V256L158 255V257H156L155 256V253L153 254V253H151V251L152 252H154ZM199 250H205V254L203 253V251H202V253L204 254H202L201 253V251H198ZM220 251L219 253H218V251ZM237 250V251H236ZM3 251H5V252H3ZM8 251H10V252H8ZM54 251V252H53ZM74 251H75V253H74ZM172 253H174V255H170V252ZM196 253H195V252ZM249 251V252H248ZM263 251V252H262ZM8 252V253H7ZM34 252H36V254H34ZM39 254H38V253ZM45 252V253H44ZM145 252V253H144ZM224 253V255H223V253ZM6 253V254H5ZM59 253H60V255H59ZM69 253H70V255H69ZM101 253H102V255H101ZM104 253V254H103ZM112 253H113V255H112ZM125 254V256H124V254ZM127 253V254H126ZM137 254V256L138 257H142V259H141V262L139 263L138 262V260H140L137 256H135L136 254ZM150 255H149V254ZM164 253H169V254H167L168 256H169V258H171V260L170 259H166V256L167 255H165ZM228 255H226V254ZM231 253H233V254H231ZM235 253V254H234ZM251 253H253V254H251ZM261 253V254H260ZM3 254V255H2ZM7 254H8V256H7ZM25 254H27L26 255V257L24 256ZM46 254V255H45ZM48 254V255H47ZM90 254V255H89ZM98 254H100V255H98ZM143 254L146 256V258H144V256H143ZM183 254V255H182ZM191 256H190V255ZM209 254V255H208ZM220 254H222V255H220ZM231 254V255H230ZM4 255H5V259L3 258L4 257ZM11 255V256H10ZM54 255V256H53ZM79 255V256H78ZM86 255H87V257H86ZM98 255V257H96ZM121 257H120V256ZM122 255H123V257H124V260H120V259H122L123 257H122ZM134 255V256H133ZM142 255V256H141ZM152 255V256H151ZM194 255H196L197 257H200L198 260H196V262H194V260H195V258H196V256H194ZM218 255V256H217ZM261 255V257H259V256ZM31 256V257H30ZM36 256V257H35ZM38 256V257H37ZM51 256V257H50ZM67 256V257H66ZM78 256V257H77ZM83 258H82V257ZM118 256V257H117ZM126 256H127V258H126ZM168 256H167V258H168ZM194 256V257H193ZM216 256V257H215ZM7 257H8V259H7ZM12 257V258H11ZM43 257H45V258H43ZM80 257H81V259H80ZM86 257V258H85ZM109 257V258H108ZM120 257V258H119ZM133 257H134V259H133ZM148 257V258H147ZM163 257V258H162ZM182 257V258H181ZM188 257H193L192 259V261H191V259L190 258H188ZM256 257V258H255ZM258 257V258H257ZM11 258V259H10ZM30 259V260H27V259ZM34 260H32V259ZM35 258V259H34ZM55 258V259H54ZM65 258H66V262H64L65 261ZM78 258V259H77ZM90 258H93L92 260L90 259ZM100 258V259H99ZM135 258H137V259H135ZM165 258V259H164ZM184 258H185V260H186V258H188L185 262H184ZM213 259V261L211 262V259ZM214 258H216V259H214ZM225 258V259H224ZM261 258V260H259ZM263 258V259H262ZM13 259L15 260V261H13ZM37 259H40V260H38V261H35V260H37ZM68 259H69V261H68ZM71 259H72V261H71ZM90 259V260H89ZM103 259V260H102ZM145 260V262H144V260ZM162 261H161V260ZM164 259V260H163ZM181 259V260H180ZM10 260V261H9ZM12 260V261H11ZM49 260V261H48ZM62 260H64V261H62ZM74 260V261H73ZM87 260V261H86ZM97 260V261H96ZM102 260V261H101ZM120 260V261H119ZM166 260V261H165ZM173 260V261H172ZM218 260V261H217ZM3 261H8V263L7 262H3ZM21 261V262H20ZM45 261H46V263H45ZM79 261V262H78ZM86 261V262H85ZM95 261V262H94ZM101 261V262H100ZM106 261V262H105ZM164 261V262H163ZM172 261V262H171ZM180 261V262H179ZM261 261V262H260ZM29 262V263H28ZM31 262V263H30ZM75 262V263H74ZM94 262V263H93ZM108 262V263H109ZM120 262V263H119ZM126 262H124V263H122V264H127ZM162 262V263H161ZM211 262V263H210ZM215 262V263H214ZM217 262V263H216ZM232 262V263H231ZM250 262V263H249ZM107 263V264H108ZM111 263V262H110ZM109 263V264H110ZM132 264L134 263L133 261L131 262ZM181 263V264H182ZM187 263V264H188ZM192 263V264H193ZM202 264H203V262H201ZM135 264V263H134ZM146 264H148V261H147V263Z\"/></svg>",
  "mask_w": 264,
  "mask_h": 264
},
{
  "label": "bare ground",
  "instance_id": "2",
  "mask_svg": "<svg viewBox=\"0 0 264 264\" xmlns=\"http://www.w3.org/2000/svg\"><path fill=\"white\" fill-rule=\"evenodd\" d=\"M7 1H8V0H7ZM21 1L24 2V0H21ZM27 1H29V0H27ZM50 1H51V0H50ZM68 1H69V0H68ZM68 1H67V2H68ZM72 1H73V0H72ZM74 1H76V0H74ZM80 1H81V4L84 3V0H83V2H82V0H80ZM85 1H86L85 3L89 2L88 0H85ZM99 1H100V0H99ZM102 1H103V2H102ZM110 1H111V0H110ZM151 1H152V0H150L149 2L144 0V2H147V3H148V4L146 5V9H145V10L143 9V12L146 13V15H143V16L141 15V19H139L140 21L138 20L139 22L136 21L137 19H135V21H136L137 23L134 22V24H136V25L134 26V29H135L134 32H135V34L133 35V32H132V35L130 36V38L133 37V40H132L131 43H130V50H128L127 52H125V53H126L125 57H127V58L124 59L123 61L121 60L123 63H121V65H120L121 68H118V70H122V69L127 70V69H125V67H127V66L130 67L129 65H132V64L135 63L136 61H137V63H139L138 61H139L140 59H141V60H142V59H147L148 61L151 60V59H153V60L156 59L155 62L153 61L154 63H151L152 65H149L150 68H149L148 70H147V69H146V70L143 69L144 72H143V70L140 69L141 67L138 66V67H140L139 69H140L142 72H140V70H138V71H139L140 73H142V75H141V77H138V79H137V81H136V78H137V76H138V73H137L138 71L136 72L137 74H135V75H137V76L135 77L134 86H136L137 89H138V87H139L138 85H139V84H141V83H145V82H146V83H149V84H150L149 86H151V85L153 86V87H152V88H153V91H159V93H160L159 97L162 96V92H163V91H164V92H166V91H167V92H168V91H169V92H170V91H171V92H172V91H175V92H172V93H173V95H174V93H175V95H176V93L179 91V90H178L179 87H181L182 85L187 84V83H189L188 85H190V84H191L190 82L193 81V78H192V81L189 80V78H190L189 75H188V77H186V78H184L183 76H181L182 78H184V80H183L182 78H180V75H179V77H178V75L175 74V73H177V70H178V72L181 71V70H179V69H181V67H182V66L180 67V64H181V63H183L182 65H184V64H187V65H188V63H190V61H188V60H191V58H192L193 61H194V59L198 58V57H196L197 55H195L196 58L194 57V54H196L197 52H196V50L194 49V48H195L194 45H196V44H194V45L192 46V44H193V41H192V40H193V36H195L196 34H198L197 32H202L203 30H200V28H201V27H204V26H206V28L204 27V28H201V29H204V31H205V29H207V32L205 31V33L211 32V31H208V30H209V25H208V23H209V22H208V21H209V9H210V8H209V0H164V1H163L164 4H163V3L161 4V6H162L161 8H162V9H159V8H160V4H159V3H161L162 1L160 0V1L157 3V1L153 0L152 2H155V4H157V5H159V6H156V7H155V4L153 3L152 6H154V9H152L153 7L149 9V7H151V4H150ZM165 1H166V3H165ZM254 1H257V0H253V1L251 0V2H252L253 4H255ZM259 1H260V0H259ZM38 2H39V1H38ZM41 2H42V1H41ZM41 2H40V3H41ZM53 2H54V0H53ZM57 2H58V1H57ZM61 2H62V1H61ZM64 2H65V0L63 1V3H64ZM69 2H70V1H69ZM92 2L94 3V1H92ZM95 2H97V4L99 3L97 0H96ZM100 2H101L100 4H102L101 9H107L109 13H112V14H113L114 12H116L115 14H117V13H118L119 11H121V10L124 11V14L120 15L121 17L118 16V17H120V18L118 19L117 23H115V25L112 26L111 19H110V23L108 22V24H110V26L117 28L116 31H115L113 34H111V35L114 36V37L112 36V37H113L112 39L116 42V43H114V42L112 41V42L115 44L114 46H112L113 48L110 49L111 52L109 51L110 53H112L113 50H114V51H115L116 49L118 50V48L121 47V44H123V40H124V38H125V39L127 38V36H128L127 34H128V32H129V30H130V29H129L130 27H128V26H129V25H128V24H129V19L133 18V20H134L135 17H133V16L135 15L136 12H139V11H137V10H139V8H141V5H143V4H142L143 1H142V0H118V2L116 1V3H114V4L109 3V0H106L105 2H104V0H101ZM112 2H113V1H112ZM237 2H238V1H237ZM239 2H240V1H239ZM15 3H16V2H15ZM30 3H32V2H30ZM30 3H29V4H30ZM45 3H46V2H45ZM48 3H50V2L48 1L46 4L48 5ZM59 3H60V2H59ZM63 3H61V4H63ZM73 3H75V2H73ZM85 3H84V6L87 5V4L85 5ZM240 3H241V2H240ZM246 3H247V2H246ZM252 3H250V5H249V8H250V9L253 8V4H252ZM260 3H261V1H260ZM260 3H259V4H260ZM29 4H28V5H29ZM68 4H69V3H68ZM70 4H72V3H70ZM77 4H79V5H77ZM77 4L75 3L74 5H76V6H80V5H81L80 2L78 3V1H77ZM88 4L91 5L90 3H88ZM108 4H109V5H108ZM144 4H145V3H144ZM215 4H216V3H215ZM261 4H262V3H261ZM263 4H264V3H263ZM12 5H13V4H12ZM20 5H21V4H20ZM34 5H35V4H34ZM34 5H33V6H34ZM36 5H38V3H36ZM42 5H43V4H42ZM63 5H64V4H63ZM63 5H62V6H63ZM94 5H96V4H94ZM230 5H231V4H230ZM236 5H237V4H236ZM238 5H239V3H238ZM251 5H252V7H250ZM256 5H257V4H256ZM48 6H52V5L49 4ZM53 6H54V5H53ZM65 6H66V7H65ZM65 6H64V8L67 9L68 6H67V5H65ZM76 6H75L74 8H76ZM81 6L84 7L83 5H81ZM98 6H99V4H98ZM100 6H101V5H100ZM231 6H233V4H232ZM231 6H230V7H231ZM244 6H245V5H244ZM244 6H243L242 8H244ZM246 6H247V5H246ZM257 6H258V5H257ZM257 6H256V7H257ZM260 6H261V5H260ZM1 7H2V6H1ZM41 7H44V6H41ZM45 7H46V5H45ZM45 7H44V8H45ZM56 7L61 9V6L58 7V6L56 5ZM87 7H88V6H87ZM87 7H86V8H87ZM8 8H9V7H8ZM21 8H22V7H21ZM34 8H37V7H34ZM34 8H32V9L30 8L29 11L33 10ZM44 8H42V9H44ZM48 8H50V9H49L50 11L54 10L52 7H48ZM48 8H47V10H45V9H44V10H45V11H48ZM51 8H52V9H51ZM57 8H56V9H57ZM62 8H63V7H62ZM71 8L73 9V6H72ZM84 8H85V7H84ZM84 8H82V9L84 10ZM88 8H89V7H88ZM88 8H87V9H88ZM93 8H94V7H93ZM95 8H96L97 10H99L96 6H95ZM240 8H241V7H240ZM22 9H23V8H22ZM22 9H20V10H22ZM37 9H38V8H37ZM37 9H36V10H37ZM39 9H40V8H39ZM66 9H65V10H66ZM72 9H71V10H72ZM96 9H95V10H96ZM141 9H142V8H141ZM151 9H152V10H151ZM224 9H225V8H224ZM244 9H245V8H244ZM244 9H243V10H244ZM247 9H248V7H247ZM253 9H254V8H253ZM25 10H26L25 13L28 14V13H27L28 10H27V9H25ZM36 10H35V11H36ZM57 10H59V9H57ZM63 10H64V9H63ZM63 10H62V11H63ZM75 10H76V9H75ZM77 10L80 11L79 9H77ZM93 10H94V9H93ZM97 10H96V12H97ZM159 10H162V11L159 12ZM251 10H252V9H251ZM262 10H263V9H262ZM10 11H11V10H10ZM23 11H24V9H23ZM50 11H48V12H49V15H50V13H51ZM67 11H68V13H69V10H67ZM73 11H74V10H73ZM91 11H92V10H91ZM91 11L89 10V12H87V10L85 9V12H87V13L84 14V15H86V16H84V15H83V16L87 18V15H88V18H91L90 16L93 15V14H92V15L89 14V13H91ZM101 11L103 12V10H101ZM123 11H122V12H123ZM203 11H204V12H203ZM248 11H249V13H250V10H247V12H248ZM20 12H22V11H20ZM43 12H44V11H43ZM48 12H47V13H48ZM58 12H60V11H58ZM75 12H76V11H75ZM96 12L94 13V15L96 14ZM202 12H203V14H202ZM226 12H227V11H226ZM229 12H230V11H229ZM258 12H259V11H258ZM1 13H2V12H1ZM6 13H7V12H6ZM6 13H5V14H6ZM35 13H36V12H35ZM70 13L72 14V12H70ZM79 13H80V14H78V13H74V14H73V17H74L75 19H77L78 21H79V19H80L82 16H81V17L79 16V19H78L77 15H76V17H75L74 15H75V14L81 15L82 11L79 12ZM140 13H141V12H140ZM249 13H246V11H245V14H247L246 17H248ZM8 14H9V13H8ZM23 14H24V13H23ZM23 14H22V15H23ZM26 14H25V15H26ZM57 14H58V13H57ZM57 14H56V15H57ZM82 14H83V13H82ZM112 14H111V16H112ZM119 14H121V13L119 12ZM138 14H139V13H138ZM219 14H220V13H219ZM17 15H19V14H17ZM20 15H21V14H20ZM25 15H23L22 17H24ZM36 15L38 16L37 13H36ZM40 15L42 16V14H40ZM45 15H47V14H45ZM45 15H44V17H45ZM52 15H53V14H52ZM56 15H55V10H54V16H56ZM60 15H62L61 12H60L59 16H60ZM66 15H67V14L64 13V16H66ZM68 15H69V14H68ZM68 15H67V16H68ZM89 15H90V16H89ZM97 15H98V14H97ZM260 15H261V14H259V16H260ZM3 16H4V15H3ZM3 16H2V17H3ZM26 16L28 17L29 21H30V19L34 18V17H32L33 15L31 16L32 18L29 17V16H30L29 14L26 15ZM50 16H51V15H50ZM62 16H63V15H62ZM64 16H63V18L60 17L59 19L61 20V18H62L63 21H64ZM98 16H99V15H98ZM98 16H97V18H98ZM101 16L103 17V15H101ZM107 16H110V15H107ZM135 16H136V15H135ZM224 16H225V15H224ZM244 16H245V15H244ZM12 17H13V16H12ZM14 17H15V16H14ZM16 17H17V16H16ZM18 17H19V16H18ZM18 17H17V18H18ZM20 17H21V16H20ZM20 17H19V18H20ZM27 17H26V20H27ZM51 17H52V16H51ZM73 17L70 15V19L73 18ZM84 17H83V19H84ZM94 17H95V16H94ZM229 17H230V16H229ZM251 17H253V16H251ZM251 17H250V18H251ZM3 18H4V17H3ZM3 18H2V19H3ZM8 18H10V17H8ZM8 18H7V19H8ZM65 18H66V17H65ZM67 18H69V16H68ZM86 18H85V19H86ZM92 18H93V17H92ZM97 18H96V19H97ZM100 18H101V17H100ZM105 18H107V17H104L103 19H101V20H103V22L100 20V22H102V24L100 23L101 26L103 25V23H104V19H105ZM110 18H111V17H110ZM136 18H137V17H136ZM138 18H139V17H138ZM201 18H202V19H201ZM232 18H233V17H232ZM240 18H241V16H240ZM250 18H249V19H250ZM2 19H1V20H2ZM21 19H23V18H21ZM24 19H25V17H24ZM42 19H43V18H42ZM50 19H51V18H50ZM53 19H54V18H52V20H53ZM59 19H58V23H60V24L62 23V24H63V22H62V21L60 22ZM75 19H73V20H75ZM85 19H84V21H86ZM121 19H124V21L121 20ZM163 19H164V20H163ZM233 19H234V18H233ZM246 19H247V18H246ZM251 19H252V18H251ZM254 19H255V17H254ZM254 19H253V20H254ZM256 19H258V18H256ZM256 19H255V21H256ZM263 19H264V18H263ZM1 20H0V21H1ZM16 20H17V19H16ZM26 20H22V21H21L20 19H18V20H17V23H18V21H20V22H23V21H24V22H25ZM47 20H48V19H47ZM52 20H50V21L53 22ZM54 20H55V19H54ZM66 20H67V19H66ZM77 20H76V21H77ZM201 20H202V22H200ZM5 21H6V20H5ZM27 21H28V20H27ZM27 21H26V22H27ZM48 21H49V20H48ZM84 21H83L82 18H81V22L84 23ZM89 21H90V20H87L86 22H89ZM105 21H106V20H105ZM107 21H108V20H107ZM119 21H120L121 23H118ZM130 21H132V20H130ZM221 21H223V20H221ZM226 21H228V20H226ZM236 21H237V20H236ZM248 21H249V20H248ZM250 21L253 23L252 20H250ZM250 21H249V23H250ZM259 21H261V20H259ZM259 21H258V22H259ZM20 22H19V23H20ZM31 22H32V21H31ZM31 22H30V23L27 22V23H29V26L31 25ZM34 22H35V21H34ZM36 22H37V21H36ZM42 22H43V21H42ZM56 22H57V21H56ZM70 22L74 23L75 21H72V20H71ZM86 22H85V23H86ZM90 22H91V21H90ZM92 22H94V21H92ZM132 22H133V21H132ZM207 22H208V23H207ZM229 22H230V21H229ZM19 23H18V25H19ZM64 23H65V21H64ZM77 23H78V22H77ZM77 23H75L74 26H75ZM85 23H84L85 26H86L87 24H88L87 26L90 25L89 23H86V24H85ZM97 23H98V22H97ZM127 23H128V24H127ZM211 23H212V22H211ZM213 23H214V22H213ZM224 23H225V22H224ZM240 23H241V22H240ZM244 23H245V22H244ZM3 24H4V23H3ZM9 24H10V21H9ZM14 24H16V21L14 22ZM23 24H26V23H23ZM32 24H33V22H32ZM34 24H35V23H34ZM39 24H40V23H39ZM50 24H51V23H50ZM50 24H49V26H50ZM53 24L55 25V23H53ZM56 24H57V23H56ZM100 24H98V25H100ZM104 24H107V22L104 23ZM118 24H119V25H118ZM198 24H199L201 27L199 26L200 28H198V30H197V25H198ZM217 24H218V23H217ZM226 24H228V23H226ZM237 24H238V23H237ZM250 24H251V23H250ZM21 25H22V24H20V28H19V29H21V30H22V29L25 30L26 28L21 27ZM43 25H44V26L41 25L42 29L45 27V25H48V24H46V23L44 24V22H43ZM57 25H58V24H57ZM71 25H72V24H71ZM78 25H80V24H78ZM84 25H83V26H84ZM95 25H96V23L94 22V28H95ZM127 25H128V26H127ZM132 25H133V24H132ZM132 25H131V23H130V26H132ZM207 25H208V26H207ZM224 25H225V24H224ZM224 25H223V26H224ZM228 25H229V24H228ZM234 25H235L234 23H231V22H230V25L228 26V28L233 27V28H230V29H232V30H233V29H237L238 26L235 27ZM252 25H253V24H252ZM252 25H251V26H252ZM1 26H2V28H3V25H1ZM15 26H17V25H15ZM24 26H25V25H24ZM26 26H27V24H26ZM29 26H28V27H29ZM35 26H37L38 28H40L38 25H34V26H32L33 29H34ZM49 26H48V27H49ZM59 26L62 27V29H63V26H64V25H63V26H62V25H58V27H59ZM87 26H86V27H87ZM91 26H92V24H91ZM103 26H104V25H103ZM103 26H102V27H103ZM108 26H109V25H106L107 28H109ZM152 26H153V27H152ZM221 26H222V25H221ZM223 26H222V28H223ZM239 26H241V25H239ZM8 27H11V26L7 25V28H6V27H4V28L8 29ZM32 27H31V29H32ZM51 27H52V26H51ZM60 27H59V28H60ZM67 27H68V26H67ZM76 27L78 28V26H76ZM80 27L82 28V25H81ZM80 27H79L78 29L76 28V29H77L76 32L79 31ZM97 27L100 28V26H97ZM106 27H105V28H106ZM148 27H150V28H149L150 30H149L148 32H146L147 29H148ZM213 27L216 28V27H218V26L216 25V27H215V25H214ZM246 27H247V26H246ZM257 27H258V26H257ZM11 28H12V27H11ZM11 28H9V29H11ZM13 28H14V27H13ZM46 28H47V27H45V29H46ZM49 28H50V27H49ZM52 28H53V27H52ZM54 28H55V27H54ZM68 28H69V27H68ZM68 28H67V29H68ZM107 28H106V30H105L104 28H102V29L100 28L102 31H101V30H99V31H100V32L105 31L106 33L108 32V35H109V34H110L109 31H110V30H113V29L110 28V30L107 31ZM146 28H147V29H146ZM219 28H220V27H218V29H219ZM253 28H254V27H253ZM253 28L251 27V29H253ZM6 29H4V30L6 31ZM9 29H8V30H9ZM17 29H18V27H16V29H14V30H17ZM19 29H18V30H19ZM31 29H30V30H31ZM45 29H44V30H41V31H42L41 33H43V31H44V33H43L44 36H45V34H46V33H45V31H46ZM50 29H51V28H50ZM50 29H49V30H50ZM62 29H61V30H62ZM89 29H90V28H89ZM131 29H132V28H131ZM212 29H213V28H212ZM218 29H213V31H215L216 33H217V32L219 33L220 29H219V31H217ZM226 29H227V28H226ZM226 29L224 28L225 31L222 30V31H224V34H226L225 32L228 31V30H226ZM230 29H229V31L231 32ZM248 29H250V28H248ZM254 29H255V28H254ZM0 30H1V29H0ZM4 30H3V32H4ZM35 30H36V27H35V29H34V32H35ZM37 30H38V29H37ZM37 30H36V31H37ZM49 30H47V31H49ZM52 30H53V31H52L53 33H51V34L48 33V35H53V34H54V31H55L56 29H55V30L52 29ZM70 30H71V29H70ZM70 30H69V29L67 30V32L69 31V32H68L69 35H70ZM86 30H87V29H86ZM95 30H96V29H95ZM95 30H93V31H95ZM120 30H122V31H120ZM199 30H200V31H199ZM237 30H239V29H237ZM237 30H236V31H237ZM240 30H241V29H240ZM244 30H245V29H244ZM258 30H259V29H258ZM25 31H27V30H25ZM72 31H73V30H72ZM81 31H82V32H81ZM81 31L79 32V33H81L80 35H82V33H83L84 30H81ZM117 31H118V32H117ZM204 31H203V33H204ZM242 31H243V30H242ZM242 31H241V32H242ZM253 31H254V30H252V32H253ZM1 32H2V31H0V35H1ZM3 32H2V33H3ZM6 32H7V31H6ZM6 32H4V34H5ZM31 32L34 34V32H33L32 30H31ZM31 32H30V33H31ZM37 32H38V31H37ZM84 32H87V31H84ZM91 32H92V30H91ZM119 32H120V33H119ZM130 32H131V30H130ZM230 32L227 34V35H228L227 37H225V36H226V35H225V36H223V38L225 37L226 40H227L228 37L230 36ZM239 32H240V31H239ZM19 33H21L20 30H19ZM22 33H24V31H22ZM22 33H21V35H23ZM26 33H29V32L27 31ZM30 33H29V34H30ZM32 33H31V34H32ZM41 33H40V34H41ZM63 33H65V32H63ZM79 33H78V34H79ZM92 33H94V32H92ZM125 33H126V35H125ZM205 33H204V34H205ZM216 33H215V35L217 36ZM220 33H221V32H220ZM220 33H219L218 36H220L223 32H222L221 34H220ZM237 33H238V32H236L235 34H237ZM250 33H251V32H250ZM250 33L248 34V36L250 35ZM253 33H254V32H253ZM253 33H252V35H253ZM24 34H25V33H24ZM97 34H98V33L96 32V35H97ZM101 34H102V33H101ZM101 34H100V35H101ZM199 34H200V33H199ZM231 34H233V33H231ZM238 34H239V33H238ZM238 34H237V35H238ZM21 35H20V36H21ZM35 35H36V33H35ZM66 35H67V34H66ZM66 35H65V37H66ZM72 35H73V34H72ZM83 35H84V34H83ZM88 35H89V34H88ZM98 35H99V34H98ZM98 35H97V36H98ZM136 35H138L139 37L136 38ZM207 35H208V36H207ZM207 35H206V36L208 37L207 40H209V39H210V38H209V35H210V34H207ZM242 35L244 36V34H241V36H237L238 39H237V38H234V40L236 39L237 41H238V40L240 41V43H239V41H238V42L236 41L237 44H243V43H244V42H242V40H243V36H242ZM29 36H30V35H29ZM29 36H28L27 34H25V37L28 38V39L30 38ZM32 36H33V35H32ZM36 36H38L39 41H41L42 36H39V35H36ZM46 36H47V35H46ZM46 36H45V37H46ZM54 36H55V37H58V38L60 39V36H59V35L57 36V35L54 34ZM54 36H53V37H54ZM63 36H64V35H63ZM70 36H71V35H70ZM86 36H87V35H86ZM91 36H92V35H91ZM97 36H96V37H97ZM102 36H103V35H102ZM106 36H107V35H106ZM213 36H214V35H213ZM221 36H222V35H221ZM235 36H236V35H235ZM21 37H22V36H21ZM21 37H20V40H21V39H25L24 35H23L22 38H21ZM33 37H35V36H33ZM40 37H41V38H40ZM49 37L51 38V36H49ZM55 37H54V39H55ZM65 37H63V40H64ZM67 37H68V36H67ZM72 37H73V36H72ZM83 37H84V36H83ZM94 37H95V36H94ZM110 37H111V36H110ZM195 37H197V35H196ZM195 37H194V38H195ZM198 37H199V36H198ZM210 37H211V36H210ZM230 37H231V36H230ZM230 37H229V38H230ZM232 37H234V34L232 35ZM232 37H231V40L233 39ZM250 37H251V36H250ZM253 37H254V36H253ZM38 38H35V39H38ZM70 38H71V37H70ZM70 38H69V39H70ZM89 38H90V37H89ZM108 38H109V36H108ZM108 38H107V39H108ZM213 38H214V37H213ZM225 38L223 39L224 42H225ZM33 39H34V38H33ZM33 39H32V37H31L30 40H33ZM44 39H45V38H44ZM48 39H49V38H48ZM67 39H68V38H67ZM78 39L80 40V38H78ZM78 39H77V40H78ZM83 39H84V38H83ZM110 39H111V38H110ZM110 39H109V40H110ZM127 39H128V38H127ZM215 39H216V38H215ZM217 39H218V38H217ZM55 40H58V39H55ZM55 40H54L53 42L56 44ZM74 40H75V38H74ZM102 40H103V38H102ZM104 40H105V39H104ZM109 40H108V42H109ZM250 40H251V38H250ZM22 41H23V40H22ZM26 41H27V40H26ZM37 41H38V40H37ZM44 41H45V40H44ZM51 41H52V40H51ZM51 41H48V42L50 43ZM64 41H65V40H64ZM70 41H71V40H70ZM72 41H73V40H72ZM105 41H106V40H105ZM125 41H127V40H125ZM125 41H124V42H125ZM184 41L187 42L186 47L184 46V47H185V50H184V51L181 50V51H183L182 53H180V52L177 53V51L180 50V49H179L180 46L182 47V45H185V44H184ZM205 41H206V40H205ZM256 41H257V40H256ZM20 42H21V41H20ZM33 42H36V41H33ZM42 42H43V39H42ZM42 42H39V44L41 43V46H42ZM46 42H47V41H46ZM57 42H58V41H57ZM59 42H61V41L59 40ZM106 42H107V41H106ZM108 42H107V44H108ZM112 42H111V43H112ZM121 42H122V43H121ZM206 42H207V41H206ZM208 42H209V41H208ZM208 42H207V43H208ZM230 42H231V41H230ZM233 42H235V41H233ZM236 42H235V43H236ZM246 42H247V40H246ZM248 42H249V41H248ZM24 43H25V41H23V44H24ZM37 43H38V42L35 43V46H34V45L31 46L32 48H30V46L28 47L27 44H26V46L28 47V50L31 49L32 52L36 51V49H37L36 52H39V51H41V50L38 51V47H37L36 49L34 48V47H36V44H37ZM43 43H44V42H43ZM51 43H52V42H51ZM51 43H50L49 45H51ZM102 43H103V41H102ZM113 43H112V44H113ZM198 43H199V41H198ZM260 43H261V42H260ZM260 43H258V44H260ZM29 44L31 45V41H30ZM46 44H47V43H46ZM58 44H59V43H57V45L52 44V45H54V52L56 51L55 46H58ZM63 44H64V42H63ZM78 44H80V42H79ZM97 44H98V43H97ZM103 44H105V43H103ZM125 44H126V43H125ZM212 44H213V43H212ZM21 45H22V44H21ZM43 45H44V47L46 46V47L48 48L47 45H45V44H43ZM52 45L49 46V47H52ZM65 45H66V44H65ZM69 45H72V43H70ZM95 45H96V44H95ZM100 45H102V44H100ZM108 45H109V44H108ZM206 45L208 46L209 44H205V46H206ZM213 45H214V44H213ZM216 45H217V44H216ZM216 45H215L214 47H216ZM233 45H234V44H233ZM255 45H256V44H255ZM255 45H254V46H255ZM261 45H262V44H261ZM22 46H23V45H22ZM37 46H38V44H37ZM41 46H40V47H41ZM61 46H63V45H61ZM102 46H103V45H102ZM106 46H107V45H106ZM109 46H110V45H109ZM118 46H119V47H118ZM226 46H227V45H226ZM240 46H241V45H240ZM258 46H259V45H258ZM23 47H24V46H23ZM94 47H97V46H94ZM98 47H99V46H98ZM110 47H111V46H110ZM117 47H118V48H117ZM192 47H193V49H192ZM220 47H221V46H220ZM230 47H232V46H230ZM243 47H244V45H243ZM20 48H21V47H20ZM20 48H19V49H20ZM29 48H30V49H29ZM41 48H42V47H41ZM60 48H62V47H60ZM73 48H75V47L73 46ZM76 48H77V46H76ZM99 48H100V47H99ZM104 48H105V47H104ZM114 48H116V49H114ZM158 48H159V49H158ZM160 48H163V49L160 50ZM204 48H205V47H204ZM204 48H203V50H204ZM206 48H207V47H206ZM209 48H212V47L209 46V47L207 48L208 52H206L205 50L202 51V55L200 54L199 51H198V52H199V54H200L201 56H203V54H204L203 52H206V55H207V53L210 55L212 52H209ZM226 48H227V47H226ZM226 48H225V49H226ZM257 48H258V47H257ZM34 49H35V50H34ZM39 49H40V48H39ZM101 49H102V47H101ZM106 49H107V48H106ZM112 49H113V50H112ZM122 49H123V47H122ZM122 49H121V50H122ZM153 49H155V51H154L153 54H152V53H151V50H153ZM196 49H197V48H196ZM212 49H213V48H212ZM254 49H255V48H254ZM11 50H13V49H11ZM33 50H34V51H33ZM49 50H51V49L49 48ZM52 50H53V48H52ZM57 50H58V49H57ZM69 50H70V48H69ZM103 50H105V49H102V50L100 51V54H101V55L97 54V56L99 55V56L101 57L102 54H103V53H101V52H104ZM108 50H109V49H108ZM117 50H116V51H117ZM228 50H230V49H228ZM233 50H235V49L232 47L231 51L234 53ZM237 50H239V49H237ZM240 50H241V49H240ZM22 51H23V49H22ZM26 51H27V50H26ZM58 51H59V50H58ZM71 51H73V50L71 49ZM85 51H86V50H85ZM148 51H150V52H148ZM192 51H195L196 53L194 52V54H193ZM200 51H201V50H200ZM210 51H212V50L210 49ZM213 51H214V50H213ZM225 51H226V54H227V55H229V53H231V51L228 53L227 49H226ZM243 51H245V50H243ZM247 51H248V50H247ZM247 51H246V52H247ZM2 52H3V51H2ZM28 52H29V51H28ZM28 52H27L28 55H29V54H30V55L34 54V53H32V52H30V53H28ZM36 52H35V53H36ZM41 52H42V51H41ZM45 52H46V54H47L48 50H46V51L43 52V53H44L43 56H45ZM51 52H52V53H51L50 55L53 57L52 54H53L54 52H53V51H51ZM69 52H70V51H69ZM97 52H98V50H97ZM106 52H107V51H106ZM117 52H118V51H117ZM117 52H113V54H114V53L117 54ZM218 52H219V55L221 56V54H222V53H220L221 51H217V53H218ZM256 52H258V50H257ZM17 53H19V51H18V52L16 51V52H15V55H16ZM31 53H32V54H31ZM127 53H129V54H127ZM233 53L230 54V56H231V55H234ZM258 53H261V54H262V51L260 50V52H258ZM19 54L21 55V53H19ZM24 54H25V53L23 52V55H24ZM27 54H26V56L28 57L27 62L30 61V60H31V62H32V59H33V62H34V59L36 58V56H35V58H34V55H35V54L33 55V57L30 56V55L28 56ZM37 54H38V53H36V55H37ZM57 54H58V53H57ZM66 54H67V53H66ZM66 54H64V55L66 56ZM89 54H90V51H89ZM94 54H95V53H94ZM148 54H150V55H148ZM237 54H238V53H237ZM242 54H243V57H244V54H245V53H242ZM251 54H252V52H251L250 54H245V55H246V56L249 55L248 57H250V56L252 57ZM261 54H259V55H260L259 57H263L262 55H264V54H262V55H261ZM12 55H13V56H12ZM12 55H11V56H12L11 60H8V59L5 57V58H6V61H7V62L9 61L8 64H7V62H6V65H5L6 67L8 66V67L10 68V66H12L11 64H12L14 61L17 62V60H18V62H17V65H18V66H19L18 63H21V62H19V57H20V55H19V57L17 58V60H14V61H12V60H13V57H14V54H12ZM38 55H39V54H38ZM38 55H37V56H38ZM40 55H41V57H42V54H40ZM48 55H49V53H48ZM48 55H46V57H45L46 59H47V56H48ZM55 55H56V53H55ZM55 55H54V56H55ZM59 55H60V53H59ZM76 55H80V54H76ZM95 55H96V54H95ZM108 55H109V54H108ZM147 55H148V56H147ZM181 55H182V56H181ZM204 55H205V54H204ZM219 55H216V56H219ZM238 55H239V54H238ZM238 55H237V57H238ZM99 56H98V57L95 56V58H98V59H99V58H100ZM115 56H116V55H115ZM115 56H114V58H115ZM240 56H241V60H242L243 57H242L241 54H240ZM240 56H239V57H240ZM246 56H245L244 59H247ZM21 57H22V56H21ZM24 57H25V56H24ZM39 57H40V56L37 57V60H39ZM48 57H50V56H48ZM52 57H50V58H52ZM87 57H89V56H88V53H87ZM92 57H94V56H92ZM104 57L106 58V55H105V54H104ZM104 57L102 56V57H101L102 59L100 58L101 61H105V60H103ZM109 57L112 58L113 55H110ZM109 57L107 56V58H108L107 61H110V58H109ZM152 57H153V58H152ZM208 57H209V56H208ZM227 57H228V56H227ZM231 57H232V56H231ZM239 57H238V58H239ZM22 58H23V57H22ZM29 58H30V59H29ZM31 58H32V59H31ZM61 58H62V56H61ZM77 58H78V57H77ZM128 58H132V60H129ZM205 58H206V57H205ZM218 58H220V57H218ZM232 58H233V57H232ZM263 58H264V57H263ZM263 58H262V60H263ZM14 59H15V58H14ZM23 59H25V58H23ZM23 59H22V60H23ZM40 59L42 60V58H40ZM75 59H76V58H75ZM87 59L89 60L88 63L90 62V60H92V58H90V59L87 58ZM100 59H99V60H100ZM209 59H210V57H209ZM214 59H216V58H214ZM227 59H228V58H227ZM244 59H243V60H244ZM253 59H255V58H253ZM260 59H261V58H260ZM41 60H40V61H41ZM52 60H54V58H52ZM62 60H63V58H62ZM62 60H61V61H62ZM94 60H95V59H94ZM96 60H97V59H96ZM113 60H114V59H113ZM127 60L132 61L133 63L130 62V64H129V63H127ZM133 60H134L135 62H134ZM183 60H184V61L187 60L188 62L186 61V62L184 63ZM198 60H199V59H198ZM198 60H196V61H198ZM200 60H202V59H200ZM222 60H225V59H222ZM251 60H252V58H251ZM251 60H250V61H251ZM3 61H4V60H3ZM10 61H11V62H10ZM55 61H56V59H55ZM84 61H85V60H84ZM92 61H93V60H92ZM119 61H120V60H119ZM129 61H128V62H129ZM143 61H145V60H143ZM151 61H152V60H151ZM191 61H192V60H191ZM213 61H214V60H213ZM231 61H232V60H231ZM252 61H254V60H252ZM16 62H15V63H16ZM22 62H23V61H22ZM25 62H26V61H25ZM25 62H24V65L27 64V63H25ZM31 62H30V63H31ZM57 62H58V61H57ZM57 62H56V63H57ZM70 62H71V61H70ZM116 62H117V61H116ZM125 62H126V63H125ZM209 62H210V60H209ZM211 62H212V60H211ZM244 62H245V61H244ZM246 62H247V61H246ZM246 62H245V63H246ZM3 63H4V62H3ZM15 63H13V64H15ZM30 63H29V65H33V63H32V64H30ZM62 63H63V62H62ZM90 63H91V62H90ZM93 63H95V62H93ZM93 63H92V64H93ZM96 63H100V62H99V61H96ZM102 63H103V62H102ZM107 63H108V62H107ZM110 63H111V62H109L108 64H110ZM145 63H146V61H145ZM147 63H148V62H147ZM147 63H146V64H147ZM227 63H228V62H227ZM250 63H251V62H250ZM263 63H264V60H263V62H262V61H261L260 63L258 62V66H256V68H254V69H252L253 67H252L251 69L249 68L250 64H249V65L244 64L245 66L247 65V67H248V69H247V67H245V68L247 69V71L250 69V71H249V72H251V74H249L250 77H249L248 74H246V73H245V76L247 75L248 77H245L244 74L241 73V69H240V70H239V69H237V70H233V72H232V69H231V71H229V72H231V74L234 73L235 71L237 72L238 70H239L238 72L241 73V75H242L243 78L241 77V79H239V81L237 80V81H238L237 83H239V84L234 83V82H235L234 80L239 76V73H238V72H237V74L234 73V74L237 76L236 78H235V76H233L234 74L231 76V74L229 75V74L226 72V73L228 74V76H227L226 74H225V76H227L228 78L231 77V80H232V77H234V80L231 81L232 84H231L229 87L233 88V86H234V84H235V87H236V88H238L236 85H239V86H241V87L243 88V86L240 85V83H241V84L245 83L244 86H247L249 83H250V84H253V87H255V90H256V88L259 89V86H258V85H261V86L263 87L264 83H263V84L261 83L262 80L264 81V68H263V65H264V64H263ZM4 64H5V63H4ZM37 64H38V63H37ZM44 64H45V63H44ZM85 64H86V63H85ZM115 64H116V63H115ZM140 64H141V63H140ZM149 64H150V61H149ZM205 64H206V63H205ZM219 64H220V63H219ZM223 64H224V63H223ZM77 65H78V64H77ZM80 65H81V63H80ZM142 65H143V64H142ZM142 65H141V66H142ZM191 65H192L191 63H190V65H188L189 69H190V66H191ZM244 65H241V66H244ZM5 66H4V67H5ZM22 66H23V65H22ZM25 66H27V65H25ZM36 66H37V65H36ZM39 66H42V64H41V65L39 64ZM74 66H75V64H74ZM87 66H88V64H87ZM89 66H90V64H89ZM91 66H92V65H91ZM104 66H108V65H105V64H104ZM145 66H146V65H145ZM194 66H195V65H194ZM201 66H202V65H201ZM219 66H221V65H219ZM1 67H2V66H1ZM6 67H5V68H6ZM13 67H14V65H13ZM13 67H12V68H13ZM23 67H24V66H23ZM34 67H35V66H34ZM64 67H65V64H64ZM78 67H79V65H78ZM81 67H85V66L83 65V66H81ZM114 67H118V65H117V66L114 65ZM147 67H148V65H147ZM195 67H196V66H195ZM206 67H208V66H206ZM229 67H230V66H229ZM250 67H251V66H250ZM254 67H255V66H254ZM5 68H3V71H4ZM17 68H18V67H16V71H17ZM26 68H27V67H26ZM29 68H30V67H29ZM32 68H33V66H32ZM67 68H69V67H67ZM86 68H87V67H86ZM133 68L135 69V67H133ZM219 68H220V67H219ZM240 68H241V67H240ZM243 68H244V67H243ZM245 68H244V69H245ZM22 69H23V68H22ZM24 69H25V68H24ZM24 69H23V70H24ZM35 69H37V68H35ZM38 69H40V67H38ZM41 69H43V68L41 67ZM41 69H40V70H41ZM73 69H74V68H73ZM75 69H76V68H75ZM78 69H80V67H79ZM81 69H82V68H81ZM94 69H95V68H94ZM131 69H132V68H131ZM131 69H129L128 72H130L129 74L132 75V72L130 71ZM191 69H192V68H191ZM208 69H209V68H208ZM211 69H213V67H212ZM244 69H242V70L244 71ZM0 70H1V69H0ZM7 70H8V69H7ZM14 70H15V69H14ZM19 70H20V68H19ZM40 70H39V71H40ZM84 70H86V71L89 70V67H88V69H84ZM96 70H97V68H96L95 70H93V71H87V72H94V71H95L94 73L96 74V72H97V73L99 72L98 70H97V71H96ZM114 70L117 71V69H114ZM187 70H188V69H187ZM206 70H207V69H206ZM206 70H205V71H206ZM214 70L216 71V69H214ZM251 70H252V71H251ZM3 71H0V72L3 73ZM21 71H22V70H21ZM27 71H28V70H27ZM76 71H78V70L76 69L75 72H74V71H73V72L76 73ZM82 71H83V70H81V73H80V74L83 73ZM86 71H84V73H85ZM100 71L103 72L104 70H101V69H100ZM105 71H106V68H105ZM112 71H113V69H112ZM122 71H123V70H122ZM122 71H121V72L118 71V74L116 75V79H115V81H116V80H122V79L127 80L128 75L123 76L124 71H123V72H122ZM185 71H186V70H185ZM215 71H213V72H215ZM10 72L12 73V76H13V74H14L13 72H14V71L12 72V70H10ZM33 72H34V70H33ZM35 72H36V71H35ZM35 72H34V73H35ZM70 72H71V71H69V73H70ZM79 72H80V71H79ZM79 72H78V73H79ZM87 72H86V74L84 75V77L87 76ZM102 72H99V74L102 73ZM133 72H134V71H133ZM198 72H199V71H198ZM206 72H207V71H206ZM209 72H210V71H209ZM244 72H245V71H244ZM244 72H243V73H244ZM2 73H1V75H2ZM5 73H6V72H5ZM8 73H9V70H8ZM8 73H7V74H8ZM11 73H10V74H11ZM15 73H16V72H15ZM17 73H18V72H17ZM24 73H25V71H24ZM30 73H31V74H34V73H32L31 71H30ZM38 73H39V72H38ZM74 73H73V75H75ZM78 73H77L76 75H78ZM84 73H83V74H84ZM94 73H89V74L91 75V76H90L91 79H92V78L95 79V75H94ZM116 73H117V72H116ZM134 73H135V72H134ZM201 73H203V72H201ZM215 73H216V72H215ZM220 73H221V72H220ZM3 74H4V73H3ZM7 74L5 75V78H6V79H7V77H8V78H9V77L12 78L10 74H9V76H8ZM62 74H63V73H62ZM70 74H71V73H70ZM80 74H79V78L83 76V75L80 76ZM92 74H93V76H92ZM99 74H97V79H98V77L102 76V75L98 76ZM102 74L104 75V72H103ZM178 74H179V73H178ZM187 74H188V71H187ZM187 74H186V75H187ZM17 75H18V74H17ZM34 75H35V74H34ZM193 75H194V74H193ZM197 75H199V74L196 73V77H197ZM3 76H4V75H2V77H3ZM21 76H22V75H21ZM31 76H32V75H31ZM35 76L38 77V75H35ZM35 76H33V77H35ZM53 76H55V75H53ZM53 76H52V77H53ZM69 76H70V75H69ZM88 76H89V75H88ZM88 76H87V77H88ZM122 76H123V77H122ZM194 76H195V75H194ZM202 76H203V74H202ZM205 76H207V75H205ZM209 76H210V73H209ZM26 77H27V76H26ZM37 77H35V78H37ZM58 77H59V75H58ZM62 77H63V76H62ZM64 77H65V75H64ZM64 77H63V78H64ZM67 77H68V75H67ZM70 77H71V76H70ZM70 77H68V78H70ZM72 77H74V76H72ZM121 77H122V79H120ZM227 77H226V79H227L228 81H226V82H227V84H228V82H229L230 79H228ZM244 77H245V78H244ZM19 78H20V77H18V79H19ZM23 78H25V75H24ZM27 78L30 79V77H27ZM27 78H26V79H27ZM60 78H61V76H60ZM76 78H78V77H76ZM113 78H114V76H112V79H113ZM223 78H224V77H223ZM6 79H4V80L6 81ZM13 79L15 80V83H13V82H14ZM18 79H17V80H18ZM26 79H23V80H21V81L18 80L17 82H18V83H19V82H22V81L25 82ZM29 79H27V80H28L27 83H29ZM80 79H81V78H80ZM82 79H83V77H82ZM91 79L88 77V80H89V81H90ZM97 79H95V81H97ZM132 79H134V78H132ZM139 79H140V80H139ZM185 79H188L190 82H187V80H185ZM194 79H195V78H194ZM202 79H203V78H202ZM11 80H12V83H13L12 86L15 84V85H14V88H15V86L18 87V85H19L20 83L16 85V83H17V82H16V78H12ZM11 80H10V81H11ZM30 80H31V79H30ZM58 80H60V79H58ZM66 80H67V78H66ZM125 80H124V81H125ZM217 80H218V78H217ZM223 80H224V79H223ZM223 80H222V81H223ZM8 81H9V79H8ZM10 81H9V82H10ZM31 81H32V80H31ZM31 81H30V82H31ZM61 81H62V80H61ZM72 81H73V82H72ZM72 81H71V82H72V84H73V83H74V80H72ZM75 81H76V80H75ZM129 81H130V80H129ZM263 81H262V82H263ZM131 82H132V81H131ZM131 82H128V83H130V85H131ZM135 82H137L138 85H137V84L135 85ZM138 82H139V83H138ZM211 82L213 83V86H214L215 88H214L213 86H212V87H213L214 89H216V86H217V85L215 86V85H214V82H215L216 84H218L217 82H221V81H217V82H216V81H211ZM211 82H210V83H211ZM223 82H224V85H223V83H219V87H220V86L222 87V85H223V86H226V87H222V88L220 87L221 90H222V89H227V88H229L227 84L225 85V81H223ZM231 82H230V83H231ZM53 83H54V82H53ZM92 83H93V82H92ZM116 83H119V82H116ZM126 83H127V82H126ZM212 83L209 84V83H207V81H206V85L209 84V85H207V88H204L205 90L207 89V93H214V92H215V91L212 90V88H209V89H208V86L212 85ZM247 83H248V84H247ZM62 84H63V82H62V83L60 82V85H61V86H62ZM90 84H91V81H90V83H89V85H88L89 87L87 86V88H86L87 91H88V89L92 86V84H91V85H90ZM95 84H96V83H95ZM120 84H121V82H120ZM132 84H133V83H132ZM155 84H156L157 86H155ZM220 84H222V85H220ZM246 84H247V85H246ZM256 84H258V85H257L258 87L255 86ZM21 85H22V84H21ZM24 85H25V84H24ZM26 85H27V84H26ZM48 85H50V84H48ZM60 85H59V87H60ZM68 85H69V84H68ZM122 85H123V84H121V86H122ZM144 85H145V84H144ZM146 85H148V84H146ZM146 85H145V86H146ZM206 85H205V86H206ZM50 86H51V85H50ZM63 86H64V85H63ZM66 86H67V84H66ZM159 86H161V87H159ZM248 86H249V85H248ZM10 87H11V86H10ZM22 87H24V86H22ZM26 87H28V86H26ZM94 87H95V86H94ZM123 87H124V86H123ZM132 87H133V86H132ZM136 87H135V88H136ZM146 87H148V86H146ZM146 87H145V88H146ZM185 87H186V86H185ZM7 88H8V87H7ZM12 88H13V87H11V88H9V89H12ZM64 88H65V87H63V89H64ZM108 88H109V87H108ZM116 88H117V87H116ZM116 88H115V89H116ZM139 88H141V86H140ZM145 88H144V92L146 91ZM148 88L150 89L151 87H148ZM148 88H147V89H148ZM163 88H164V89H163ZM198 88H199V87H198ZM200 88H201V87H200ZM236 88H235V89H236ZM239 88H240V87H239ZM239 88H238V91L240 90ZM248 88H249V87H248ZM260 88H261V87H260ZM9 89H7L6 91H9ZM60 89H61V88H60ZM60 89H59V90H60ZM117 89H118V88H117ZM117 89H116V90H117ZM124 89H125V88H124ZM233 89H234V88H233ZM12 90H13V89H12ZM15 90H16V89L13 90V91H14L13 93H15ZM50 90L52 91V89H50ZM57 90H58V89H57ZM89 90H91V89H89ZM118 90H119V89H118ZM118 90L116 91V93L118 92V94H116V95L119 96V95H120V94H119V91L121 90V88H120L119 91H118ZM142 90H143V88H142ZM176 90H178V91L176 92ZM236 90H237V89H236ZM20 91H21V89H20ZM29 91H30V90H29ZM31 91H32V90H31ZM48 91H49V90H48ZM91 91H92V90H91ZM93 91H94V90H93ZM97 91H98V90H97ZM138 91H139V89H138ZM140 91H141V89H140ZM147 91H148V90H147ZM147 91H146V92H147ZM149 91H150V90H149ZM202 91H204V90H202ZM219 91H220V90H219ZM222 91H224V90H222ZM241 91H243V89H241L240 92H241ZM33 92H34V91H33ZM41 92H42V91H41ZM120 92H121V91H120ZM126 92H129V93H126ZM126 92H125L126 94H125V95H122V97L120 96V97L118 98V97L116 96L117 99H119V100L121 99V101H120V105H121V106H119V105H118V106H119V107H123V110H122V109L120 110V109H118V108H115V109L113 108V110L111 109L112 111H107V112H111L109 115L107 114V117H108L109 119H107V117H106L107 120H106L105 118H104V119H105V120H104V119H100V118H102V117H100V118H99L100 121H99V124L97 123L98 125H96V129H94V128L92 129V127L95 126V125H92V126H91L90 130H93V131H94V130H97V132H95L94 135H93V137H91V138H92V139L94 138L93 140H98V141L101 140V142H97V143L100 144V143H102L103 140H105V141L107 142L108 139H109L108 135H111V134H110L111 132H115L116 129H119V124H121V121H120L121 118L119 119V117H122V118L124 117V118H125V117H126V116H125L126 114H127V115L130 114V117H131V115L134 116L135 119L133 120V118H132L131 120L134 121V124H136L137 127H138V126L140 127V125H141V127H142V126L144 127V125H145V127H146V125H147L149 122H151V121H149L150 119H149L148 117H146L147 114H146L145 116H143V115H138V114H140V113H138V112H139L138 110H140V108L142 107V104H143L142 102H143L147 97H146L145 95H142V96H145V97H146V98L144 99V98H141L140 96H137V95L135 94L136 97L134 98L133 96H135V95L132 94L133 92H131V89H130V90H127ZM146 92H145V93H146ZM164 92H163V93H164ZM169 92H168V93H169ZM205 92H206V91H205ZM205 92H204V94H205ZM232 92H235V93H236L237 91H235V90H234V91H231V90H230V93H232ZM259 92H261V91H259ZM259 92H258V93H259ZM18 93H19V92H18ZM30 93H31V92H30ZM35 93H36V95H37L39 92H35ZM48 93H49V92H48ZM50 93H51V92H50ZM114 93H115V92H114ZM114 93H112V94H114ZM147 93H148V92H147ZM147 93H146V95H147ZM150 93H151V92H150ZM154 93H155V92H154ZM168 93H167V96H168ZM202 93H203V92H202ZM207 93L205 94V96L207 95ZM215 93L217 94V90H216ZM244 93H245V92H244ZM6 94H7V98H8V96H9V97L11 96V97L9 98V102H10L11 98L13 97V95H8V94H11V93H8V92H7ZM41 94H42V93H41ZM110 94H111V93H110ZM110 94H109V95H110ZM121 94H122V93H121ZM130 94H131L132 97H133V98H132V99H133V101H132V105H129V104H131V102H130L129 99H128L129 101L126 99V98H129V97H127V96L130 95ZM140 94H141V92H140ZM142 94H143V92H142ZM155 94H157V93H155ZM155 94H154V95H155ZM177 94H178V93H177ZM237 94H239V93H237ZM241 94H242V92H241ZM241 94L238 95V99H237V96H236V95H233V96H234V97H233L232 94H231V98H235V96H236V98L233 99L234 101L232 100L231 102H232V103H234V102L237 103V102L235 101L236 99H237V100H240V101H241V99L243 100V98H240ZM263 94H264V93H263ZM32 95H33V94H32ZM48 95H49V94H47V97H48ZM151 95H153V94H151ZM169 95H170V94H169ZM175 95H174V97H175ZM208 95H209V94H208ZM208 95L206 96L207 98H208ZM210 95L212 96V94H210ZM210 95H209V96H210ZM257 95H258V94H257ZM30 96H31V95H30ZM34 96H35V95H34ZM39 96H40V94H39ZM56 96H57V95H56ZM74 96H75V95H74ZM155 96H157V95H155ZM165 96H166V94L163 96L164 99H165ZM200 96H201V95H200ZM43 97H44V95H43ZM43 97H42V98H43ZM47 97L43 98V100L46 99ZM150 97H151V96H150ZM150 97H148V100H149ZM159 97H157V98H159ZM227 97H228V96H227ZM263 97H264V95H263ZM153 98H154V97H153ZM176 98H177V97H175V99H174L175 101H173V102L178 103V102H176V101H177ZM32 99H33V97H32ZM34 99H35V98H34ZM34 99H33V100H34ZM125 99L127 100L126 102H125ZM160 99H161L162 101H161ZM160 99L157 101V99L155 98V100H156L155 103L161 101V103H160V102L157 103L158 106L161 105L164 101H167V102H166V103H163V104H167V105L169 104V102H168V101H170L169 98H168V100H164V99H162V98H160ZM166 99H167V98H166ZM188 99H189V98H188ZM192 99H193V98H192ZM259 99H260V98H259ZM14 100H15V99H14ZM19 100H21V97H20ZM19 100H18L17 102H19ZM26 100H27V99H26ZM28 100H29V99H28ZM40 100H41V99H40ZM43 100H41V102H40L41 104H42ZM113 100H114V99H113ZM113 100H112V101H113ZM115 100H116V99H115ZM115 100H114V101H115ZM119 100H118V101H119ZM153 100H154V99H153ZM153 100H151V101L154 102ZM163 100H164V101H163ZM171 100H173V96H172V99H171ZM223 100H224V99H223ZM254 100H255V99H254ZM6 101H7V103H8V100H6ZM11 101H12V100H11ZM114 101H113V102H114ZM180 101H181V100H180ZM184 101H186V99H185ZM184 101H183V102H184ZM193 101H194V100H193ZM229 101H230V100H229ZM240 101H238V102H239L238 104L241 105V102H242V103H244V104H242L243 107H245V106H246V105H245L246 102H245V101H241V102H240ZM259 101H260V100H259ZM259 101H258V102H259ZM25 102H26V101H25ZM28 102H29V101H28ZM30 102H31V101H30ZM113 102H111V103H113ZM129 102H130V103H129ZM147 102H148V101H147ZM186 102H187V101H186ZM189 102L191 103V100H190ZM231 102H230V103H231ZM19 103H21V102H19ZM31 103H32V102H31ZM35 103H36V102H35ZM103 103H104V102H103ZM114 103L116 104L117 102L115 101ZM114 103H113V104H114ZM126 103H127V105H126ZM128 103H129V104H128ZM171 103H172V102H170V104H171ZM175 103H174V104H175ZM216 103H217V102H216ZM223 103H224V101H223ZM235 103H234V104H235ZM253 103H254V102H253ZM261 103H262V102H261ZM261 103H260V104H261ZM15 104L17 105L18 103H15ZM122 104H125V105L122 106ZM145 104H146L147 106L150 105V104L148 105V104L146 103V101H145ZM153 104H154V103H153ZM174 104L172 103V106H174ZM193 104H194V103H193ZM224 104H225V103H224ZM224 104H223L222 107L225 108V110H226V107H228V106H227V103H226V104H225L226 107H224V106H225ZM234 104H231V106L234 107V108H233V109H234L233 111H235L236 109H237L236 112H237V111H241V110H239V107L235 109V105H234ZM238 104H236V105H237V106H240V105H238ZM263 104H264V103H263ZM28 105H29V103H28ZM38 105H39V102H38V104H36V105L34 104L35 109H36V106L38 107ZM53 105H54V104H53ZM104 105H105V104H104ZM106 105H107V104H106ZM176 105H177V104H176ZM184 105H185V104H184ZM186 105H187V103H186ZM220 105H221V104H220ZM244 105H245V106H244ZM250 105H251V104H250ZM258 105H259V104H258ZM20 106H21V105H20ZM30 106H31V105H30ZM30 106H28V107L26 106V107L29 108ZM100 106H101V105H100ZM108 106H109V105H108ZM124 106H127L128 108H126V107H124ZM129 106H131V108H129ZM144 106H145V105H144ZM164 106H165V105H164ZM172 106H171V107H172ZM237 106H236V107H237ZM32 107H33V106H32ZM32 107H31V108H32ZM113 107H115V106L113 105ZM145 107H146V106H145ZM149 107H150V106H149ZM151 107H153L152 104H151ZM169 107H170V105H169ZM169 107L167 106L166 109L168 110ZM171 107H170V108H171ZM213 107H214V106H213ZM213 107H212V108H213ZM215 107H216V106H215ZM217 107H218V106H217ZM232 107H231V109H232ZM241 107H242V106H241ZM16 108H19V107L17 106ZM33 108H34V107H33ZM108 108H109V107H108ZM110 108H112V107H110ZM124 108H125L126 110H128V109H130V110L124 112V111H125ZM164 108H165V107H164ZM164 108H161V109H164ZM208 108H209V107H208ZM212 108H211V109H212ZM24 109H26V108H24ZM29 109H30V108H29ZM105 109H107V108H105ZM161 109H160V110H161ZM171 109H172V108H171ZM231 109H228V108H227V110H230V112H231ZM241 109H246V108H241ZM27 110H28V109H27ZM155 110H156V109H155ZM192 110H193V109H192ZM194 110H195V109H194ZM194 110H193V111H194ZM214 110H215V109H214ZM216 110H217V109H216ZM216 110H215V113L218 112V111H216ZM15 111H16V110H15ZM30 111H33V112H34V110H30ZM30 111H29V112H30ZM157 111H158V113H159V110H158V109H157ZM165 111H166V110H165ZM248 111H249V110H248ZM260 111H261V110H260ZM263 111H264V110H263ZM22 112H23V113H22ZM22 112H21L22 115L25 114V113H24V110H22ZM25 112L27 113L28 111H25ZM103 112H104V111H103ZM107 112H105V113H107ZM140 112L142 113L143 111H140ZM174 112H176V111H174ZM211 112H213V110H212ZM223 112H224V111H223ZM225 112H226V111H225ZM225 112H224V113H220V111H219V113H216V114H213V113H214V112H213V113H212V117L209 116V115H208V116H209L210 118H213V117L215 118V117H216V119H217V116H219V117H221V118L224 119V120H222V121H226V120H229V119H230L229 116L231 117V116H232V115H231L232 113L229 115V114H228V113H229L228 111H227L228 113H225ZM241 112H242V111H241ZM19 113H20V112H19ZM31 113H32V112H31ZM31 113H30V114H31ZM101 113H102V112H101ZM137 113H138V114H137ZM147 113H148V112H147ZM170 113H171V112H170ZM170 113H169V114H170ZM200 113H201V112H200ZM200 113H199L198 115H194V116H193L191 113H188V114H190L189 117L193 116V117H191V118L188 117L189 120L196 119V120H195V123H196V124L194 125V127H195L196 125L200 126L199 124L202 123L203 120H204L205 123L203 122L201 126L204 127V125L206 124V120H205V119H208V116H207V113H208V112L206 113V118H203L202 116H199ZM203 113H204V112H203ZM233 113H234V112H233ZM238 113H240V112H238ZM247 113H248V112H247ZM27 114H29V113H27ZM169 114H168V116H169ZM188 114H186V116H187ZM217 114H218V115H217ZM220 114H222V116H220ZM254 114H255V113H254ZM261 114H263V113H260V115H261ZM174 115H176V113H174ZM174 115H172V116H174ZM177 115H178V114H177ZM203 115H204V114H203ZM234 115H237V114L234 113ZM234 115H233V116H234ZM249 115H250V114H249ZM19 116H20V115H19ZM105 116H106V115H105ZM105 116H103V117H105ZM172 116H171V114H170V118H171ZM180 116H181V114L179 115V117H180ZM183 116H184V115H183ZM262 116L264 117V115H262ZM262 116H261V117H262ZM144 117H145V118H148V120L145 119ZM179 117H178V118H179ZM181 117H182V116H181ZM252 117H253V115H252ZM252 117H251V118H252ZM257 117L259 118L260 116H257ZM257 117H256V115H255L254 118H257ZM261 117H260V118H261ZM263 117H262V118H263ZM16 118H17V116H16ZM20 118H21V117H20ZM22 118H23V117H22ZM36 118H37V117H36ZM152 118H154V116H153ZM155 118H156V117H155ZM160 118H161V117H160ZM172 118H173V117H172ZM172 118H171V119H172ZM174 118H175V116H174ZM174 118H173V120H174ZM178 118H177V116H176V119H175V120H178ZM228 118H229V119H228ZM254 118H252V119L254 120ZM262 118H261V120H260V119H259V120L257 119L256 122L258 123V122L260 121L259 124H260V123L263 124L261 121H262V120L264 121V118H263V119H262ZM17 119H19V118H17ZM117 119H119V120H117ZM125 119H126V120H129V119H128V116H127V118H125ZM125 119H123V120H125ZM156 119H158V117H157ZM166 119H167V117H166ZM166 119L164 120V122H163V120H161V119H160V120H161L163 123L166 124V123H167ZM168 119H169V117H168ZM168 119H167V120H168ZM186 119H187V118H186ZM23 120H24V119H23ZM131 120H130V122H132ZM160 120H157L158 123L155 122V125L152 124V126H149V128H150V127H153V128H154V127L156 126V123H157V125L159 124V121H160ZM179 120H180V119H179ZM209 120H212V119H209ZM230 120H231V119H230ZM253 120H250V121H253ZM19 121L22 122L21 119H20ZM96 121H97V120H96ZM111 121H112V122L114 121V122H113L114 124H111V126H109V129H108V130H105V128H103V127H105L106 124L109 123V122H111ZM115 121H118V123H115ZM148 121H149V122H148ZM154 121H156V120H154ZM170 121H172V120H170ZM212 121H213V120H212ZM232 121H233V120H232ZM243 121H244V120H243ZM254 121H255V120H254ZM35 122H36V121H35ZM127 122H128V121H127ZM152 122H153V121H152ZM152 122H151V123H152ZM162 122H161V123H162ZM174 122H175V121L172 122V123H173V127H172V124L169 125V127H170V126L172 127V128H170V130L172 131V129H173L176 133H178V132L181 130L180 133L177 134V135H175V136H178V135H179L180 137H182L180 134H182V135L184 136L186 132H184V134L181 133V132H183L184 130H182V128L179 127V122L176 121V123L178 122V125L176 124L177 126H175ZM208 122H209V123H207V125L209 126V124H210L211 121H208ZM227 122H229V121H227ZM227 122H226V123H227ZM246 122H247V120H246ZM256 122H254V123H256ZM95 123H96V122H95ZM122 123H125V121L122 122ZM161 123H160V124H161ZM163 123H162V124H163ZM198 123H199V124H198ZM212 123H213V122H212ZM224 123H225V122H224ZM224 123H223V124H224ZM237 123H238V122H237ZM239 123H241V122L239 121ZM244 123H245V122H244ZM248 123H249V122H248ZM248 123H247V124H248ZM184 124H185V123H184ZM187 124H189V123H187ZM203 124H204V125H203ZM216 124H217V122H216ZM221 124H222V123H221ZM221 124H220V126H219V125H216V127L219 126L220 129H221V127H222ZM103 125H105V126H103ZM108 125H110V123H109ZM128 125H129V124H128ZM149 125H150V123H149ZM153 125H154V126H153ZM181 125H182V123H181ZM181 125H180V126H181ZM185 125H186V124H185ZM207 125H206V126H207ZM228 125H231V124L229 123ZM235 125H236V122H235ZM238 125H239V124H238ZM241 125H242V127H245V126H246V125L244 126V124H241ZM241 125H240V126H241ZM255 125H256V124H255ZM120 126H121V125H120ZM131 126H134V125L131 124ZM131 126H130V127H131ZM174 126H175V127H174ZM190 126H191V124H190ZM213 126H214V125H213ZM223 126H224V125H223ZM225 126H226V125H225ZM231 126H232V125H231ZM240 126H239V127H240ZM249 126H250V125H249ZM256 126H257V125H256ZM256 126H255V127H256ZM259 126H260V125H258V126L255 128V130H257L258 128H259L260 131H261L262 129H264V127H263L262 129H260ZM124 127H126L125 124H124ZM143 127H142L141 129H143ZM156 127H157V126H156ZM158 127H159V126H158ZM160 127H162V125H160ZM166 127H167V126H166ZM178 127H179L180 129H179ZM182 127H183V126H182ZM191 127L194 128L193 126H191ZM191 127L189 128V126L187 125V128L190 129V131H189L190 133L194 131L193 129H191ZM216 127L214 126V128H213V127H212V128L215 129ZM227 127H229V126H227ZM232 127H233V126H232ZM239 127H238V130H239ZM247 127H248V126H247ZM251 127H252V126H251ZM253 127H254V126H253ZM133 128H135V126H134ZM147 128H148V126H147ZM149 128H148V129H149ZM162 128H163V127H162ZM162 128H161V129H162ZM183 128H185V127H183ZM212 128H211V129H212ZM224 128H225V127H224ZM122 129H124V128L122 127ZM122 129H121V130H122ZM127 129H129V126H128ZM127 129H125V130H126V131H129V130H130V129H129V130H127ZM135 129H136V128H135ZM137 129H138V128H137ZM145 129H146V128H145ZM148 129H146V130H147L146 132H145V131H142V132H143V133H147V132L149 131ZM150 129H151V128H150ZM155 129H156V128H154L153 130L151 129L150 132L152 131V132L154 133V132H155V131H154ZM165 129H166V128H165V125H164V129L160 130V134L162 133V135H163V134L165 133V131H166ZM168 129H169V128H168ZM209 129H210V128H209ZM213 129H212V130H213ZM230 129H231V127H230ZM236 129H237V128H236ZM242 129H243V128H242ZM246 129H247V130L250 129V130H248V131L250 132V134L253 133L252 136L256 135V133H255L256 131L254 130V128L252 129V128L248 127V128H245V131H246ZM18 130H19V129H18ZM80 130H81V129H80ZM82 130H83V129H82ZM125 130H124V132H125ZM158 130H159V129L156 130V134H157V135H159V133H157V132H159ZM164 130H165V131H164ZM185 130H186V129H185ZM191 130H192V131H191ZM197 130H198V129H197ZM240 130H241V128H240ZM243 130H244V129H243ZM252 130H253V132H252ZM74 131H76V130H74ZM93 131L90 132V133H93ZM117 131H118V130H117ZM130 131H131V130H130ZM134 131H135V130H134ZM168 131H169V130H168ZM174 131H172V132L175 133ZM201 131H202V130H201ZM206 131H207V130H206ZM209 131H211V130H209ZM215 131H216V130H214L213 133H214ZM231 131H233V133H234L235 129L233 128ZM241 131H242V130H241ZM241 131H240V132H241ZM245 131H244V132H245ZM248 131H247V133H248ZM260 131H259V132H260ZM263 131H264V130H263ZM69 132H71V131H69ZM69 132L67 133V131H66V132L64 133V135L67 133V134L63 137L64 139L60 136V137L62 138L63 141L66 140V141L68 142V143H67V142H64V146H66L67 149L70 147L69 145H71L72 143H73L72 145H74V144H75L74 142L78 141L77 139H79V138H78L79 136L77 137L76 134L79 135V133H80L79 130H78V133H75V132H74L75 134H74V133H69ZM122 132H123V131H122ZM122 132H121V133H122ZM132 132H133V131H132ZM136 132H138V131L136 130ZM136 132H134V133H136ZM139 132H140V130H139ZM152 132H151V133H152ZM163 132H164V133H163ZM202 132H203V131H202ZM236 132H237V130H236ZM251 132H252V133H251ZM116 133H118V132H116ZM121 133H119V134H121ZM151 133H150V135H151V137H153V136L155 135V133H154V134L152 133L153 135H152ZM176 133H175V134H176ZM193 133H194V132H193ZM205 133H206V132H205ZM208 133H210V132H208ZM211 133H212V132H211ZM245 133H246V132H245ZM254 133H255V134H254ZM261 133H262V135H261ZM261 133H260V134L258 133V135H257L260 139H258V138L255 136L256 139H257V141H260L261 138L264 136V135H263L264 133H263L262 131H261ZM122 134H123V133H122ZM130 134H131V133H129L128 135H130ZM137 134H139V133H136V134H132V135H130V136H129L130 138H128V140H129V139H130V141L133 140L132 138H134L135 136H137V139H138L140 136L143 137V135H144V138H145V136H146L145 134L140 135L141 132H140L139 135H137ZM215 134H220V133H217V132H216ZM215 134H214V135H215ZM231 134H232V133H231ZM231 134H230V135H231ZM238 134H239V133H238ZM240 134H242V136H243V133H240ZM240 134H239V137L233 134V136L236 137L237 141H240V139H239V138H240ZM123 135H124V134H123ZM187 135H188V134H187ZM192 135H193V134H192ZM192 135H191V136H192ZM208 135H211V134H208ZM227 135H229V132H228ZM227 135H226V136H227ZM244 135H245V134H244ZM260 135H261L262 137H260ZM117 136H118V135H117ZM117 136H116V137H117ZM125 136H127V135H125ZM125 136H123V139H122V140H125V139H126V138L124 139ZM133 136H134V137H133ZM193 136H194V135H193ZM197 136L199 137L198 134H197ZM197 136H196V137H197ZM211 136H213V135H211ZM215 136H217V135H215ZM218 136H219V135H218ZM246 136H248V135H245V137H246ZM249 136H251V135H249ZM116 137H115L114 140H116L117 142H119L121 139H118V140H117ZM146 137L149 138L148 134H147ZM151 137H150V138H151ZM157 137H158V136H157ZM172 137H173V135H172ZM194 137H195V136H194ZM213 137H214V136H213ZM228 137H229V136H228ZM235 137H232L234 140L231 139V138L229 137V138L232 140V144H233V141L236 142ZM243 137H244V136H243ZM255 137H252V138H255ZM119 138H122V137H119ZM150 138H149V139H150ZM159 138H160V137H159ZM164 138H165V136H164ZM173 138H175V137H173ZM173 138H170V140L173 139ZM177 138H178V137H176V139H177ZM202 138H203V137H202ZM204 138H206V137H204ZM215 138H216V137H215ZM241 138H242V137H241ZM88 139H90V137H89ZM92 139H91V141L93 142ZM137 139L134 138L133 141H135V140H137ZM140 139H141V138H140ZM140 139H138V140H140ZM151 139H152V138H151ZM156 139H157V138H155V137L153 138V140H156ZM179 139L181 140V139H183V138H179ZM179 139H178V140L173 139V140H175V141H179V142H182V141L184 142V140L180 141ZM207 139H209V137H208ZM210 139H211V137H210ZM222 139H223V138H222ZM238 139H239V140H238ZM242 139H246V138H242ZM248 139H249V138H248ZM62 140H61V141L59 140V141L57 142V144L59 143L60 145H62V144H61V143L63 142ZM114 140L112 139L111 141H114ZM128 140H127V141H128ZM141 140H143V139H141ZM161 140H162V139H161ZM163 140H164V139H163ZM165 140H168V141H169V139H165ZM165 140H164V141H165ZM173 140H171V141H173ZM226 140H229V139L227 138ZM263 140H264V138H263ZM144 141H146V139H144ZM149 141H151V140H147V143H148ZM175 141H173V142L175 143ZM190 141H191V140H190ZM190 141H189V142H190ZM195 141H196V140H195ZM219 141H220V140H219ZM219 141H218V142H219ZM249 141L251 142V140H249ZM249 141H248V143H249ZM257 141H255V142H256V143H259V142H257ZM261 141H262V140H261ZM53 142L55 143V141H53ZM53 142H52V144H54ZM89 142H90V141H89ZM95 142H96V141H95ZM106 142H105V143H106ZM136 142H137V141H136ZM139 142H140V141H139ZM152 142H153V141H152ZM152 142H151V143H152ZM158 142H159V141H158ZM183 142H182V143H183ZM243 142L246 143V142H247V139H246V142H245V141H243ZM243 142H239V143H243ZM255 142H254V143H255ZM263 142H264V141H263ZM263 142H260V143L258 144V146H259L260 144L263 145ZM66 143H67V144H66ZM110 143H111V142H110V139H109V144H110ZM114 143H115V141H114ZM132 143H133V142H132ZM137 143H138V142H137ZM142 143L145 144V142H143V141L141 142V144H142ZM161 143H162V142H161ZM163 143H165V142H163ZM167 143H168V142H166V145H165V146H167ZM169 143H172V142H169ZM177 143H178V142H177ZM184 143H185V142H184ZM184 143H183V144H184ZM187 143H188V142H186V144H187ZM220 143H221V141H220ZM224 143H227V142H224ZM229 143H230V142H229ZM237 143H238V142H236V143H234V144H237ZM239 143H238V144H239ZM256 143H255V144H256ZM49 144H51V143H49ZM49 144H48V145H49ZM57 144H56L55 146H57L58 148L64 147L63 145H62V146H60V145L58 146ZM102 144H103V146H101V147H105V146H106V145L104 146V141H103ZM109 144H107V145H109ZM179 144H180V143H179ZM193 144H194V142H193ZM201 144H202V143H201ZM230 144H231V143H230ZM230 144L228 145V143H227L226 146H230ZM232 144H231V145H232ZM246 144H247V143H246ZM46 145H47V144H46ZM46 145H44L45 147L41 148V150H39V149H40V148H39V149H38L39 151H37L36 149H34L33 151H30V152H34V151L36 150V152L33 153L32 156L29 157V158H27L28 156L26 157V155H29V154L31 155V153L29 152V154H27V153H28L27 151H25L26 155H25L24 152L21 153V155L19 154L20 156L17 155L20 159H16V158H15L16 162H19V161H17V160H21V159L24 160V161L22 160L23 162L20 161V162H21V165H23V166H22L23 168L25 167L24 165L27 164V163L24 164V162H25V157H26V159H27V161H28V165L31 163V161L29 162L28 159H30V158L32 159V157H33V159H35V160L32 161V163L28 166V168L25 167L26 169H28V171L24 168V169H25V172H23V173H27V174H29V176H30V175H31L30 173L34 171V172H36L37 174L35 175L36 177L34 176L33 178H37V176H38V177L40 176L41 172H42V174H43V171H44V169H45L46 166L50 169V163L48 164V163L46 162V161H48V160H44V159H46L45 157L42 159L41 154H42V152L45 151L46 149H48V150H49V148L53 149L52 147H54V146H52V145L46 146ZM90 145H92V144H90ZM146 145H147V144H146ZM162 145H164V144H162ZM188 145H189V144H188ZM190 145H191V144H190ZM194 145H195V144H194ZM221 145H223V144L221 143ZM221 145H220V147H221ZM256 145H257V144H256ZM51 146H52V147H51ZM68 146H69V147H68ZM144 146H145V145H144ZM151 146H152V145H151ZM183 146H184V145H183ZM200 146H201V145H200ZM215 146H217V145H215ZM223 146H225V144H224ZM232 146H233V147H234V146L236 147V145H232ZM232 146H231V147H232ZM237 146H239V145H237ZM253 146H254V145H253ZM258 146H257V147H258ZM40 147H41V146H40ZM57 147H56V148H57ZM94 147H95V146H94ZM99 147H100V146H99ZM99 147H98V149H100ZM172 147H173V146H172ZM207 147H208V146H207ZM211 147H212V146H211ZM217 147H218V146H217ZM233 147H232V148H233ZM251 147H252V146H251ZM257 147H256V148H257ZM138 148H139V147H138ZM138 148H136V149H138ZM142 148H143V147H142ZM144 148H145V147H144ZM148 148H149V147H148ZM165 148H166V147H165ZM180 148H181V147H180ZM212 148H214V147H212ZM212 148H210V149H212ZM229 148H230V147H229ZM232 148H230V149H232ZM240 148H241V147H239V149H240ZM245 148H246V147H245ZM247 148H248V147H247ZM256 148L254 149V151L257 150ZM259 148H260V147H259ZM262 148H263V147H262ZM262 148H261V149H262ZM64 149H65V147H64ZM146 149H147V148H146ZM155 149H156V148H155ZM192 149H193V148H192ZM235 149H236V148H235ZM241 149H242V148H241ZM59 150H60V149H59ZM94 150H95V149H94ZM134 150H135V149H134ZM134 150H133L132 152H134ZM140 150H141V148H140ZM147 150H148V149H147ZM190 150H191V149H190ZM190 150H189V152H190ZM198 150H199V149H198ZM213 150H216V147H215V149H212V151H213ZM220 150H221V149H220ZM224 150H225V149H224ZM226 150H227V148H226ZM237 150H238V147H237ZM237 150H236V151H237ZM242 150H243V149H242ZM46 151H47V150H46ZM46 151H45V152H46ZM50 151H51V150H50ZM89 151H90V150H89ZM135 151H136V150H135ZM151 151H152V149H151ZM158 151H159V150H158ZM174 151H175V150H174ZM179 151H181V150H179ZM192 151H193V150H192ZM217 151H218V150H217ZM228 151H230V150H228ZM233 151H234V150H233ZM245 151H246V150H245ZM245 151H244V154L246 155L247 153H245ZM252 151H253V148H252ZM254 151H253V152H254ZM47 152H49V151H47ZM57 152H58V151H57ZM59 152H60V151H59ZM90 152H91V151H90ZM93 152H94V151H93ZM164 152H166V151H164ZM210 152H211V151H210ZM214 152H215V151H214ZM214 152H211V153H214ZM219 152H220V151H219ZM221 152H222V150H221ZM221 152H220V153H221ZM225 152H227V151H225ZM234 152H235V151H234ZM237 152H238V151H237ZM248 152H249V151H248ZM257 152H258V151H256L255 153H257ZM260 152H261V151L259 150V153H260ZM75 153H76V152H75ZM145 153H147V152H145ZM162 153H163V152H162ZM202 153H204V152H202ZM217 153H218V152H217ZM220 153H219V154H220ZM229 153L231 154V152H228L227 155H230ZM262 153H263V152H261V154H262ZM44 154H45V153H44ZM120 154H121V153H120ZM147 154H148V153H147ZM154 154H156V153H154ZM163 154H164V153H163ZM170 154H171V153H170ZM206 154H208L207 151H206ZM206 154H204L205 156H204L203 159L207 158V157H206ZM214 154L216 155V153H214ZM214 154H213V155H214ZM225 154H226V153H225ZM241 154H242V153H241ZM250 154H251V153L249 152V155H250ZM257 154H258V153H257ZM261 154H260V156H261V159H262V157H264V156H263L264 153H263V155H261ZM30 155H29V156H30ZM88 155H89V154H88ZM124 155H125V154H124ZM132 155H133V154H132ZM148 155H149V154H148ZM161 155H162V154H161ZM166 155H168V154H166ZM182 155H183V153H182ZM209 155H210V157H211L212 154H209ZM233 155H234V154H233ZM255 155H256V154H255ZM42 156H44V155H42ZM152 156H153V155H152ZM159 156H160V154L158 155V157H159ZM202 156H203V155H202ZM220 156L222 157V156H224V154H222V155L220 154ZM220 156H219V157H220ZM241 156H242V155H241ZM243 156H244V155H243ZM243 156H242V160H241L240 158H238V159H240V161H243ZM247 156H248V154H247ZM260 156H259V157H260ZM34 157H35V158H34ZM52 157H53V156H52ZM122 157H124V156H122ZM125 157H126V156H125ZM148 157H149V156H148ZM210 157L208 156L207 159H209ZM230 157H231V156H228V158H229L228 161L230 160ZM239 157H240V155H239ZM255 157H258V156L256 155ZM255 157H254V158H255ZM259 157L256 158L255 161L257 160V162H258V159H260ZM93 158H94V156H93ZM120 158H121V157H119V159H120ZM143 158H144V157H143ZM151 158H152V157H151ZM224 158H225V157H224ZM224 158L222 157V158H220V159H223L225 162L228 163V161H226V159H224ZM226 158H227V156H226ZM232 158H234V156H232ZM247 158H248V157H247ZM12 159H14V158H12ZM33 159H32V160H33ZM48 159H49V158H48ZM121 159H122V158H121ZM125 159H126V158H124V161H128V160H125ZM179 159H180V158H179ZM207 159H206L205 162H207ZM210 159H211V158H210ZM210 159H209V160H210ZM218 159H219V158H218ZM261 159L259 160V162L261 161V162H260L261 165L264 166V163H263V162H264V161H263L264 158H263L262 160H261ZM15 160H14V161H15ZM132 160H133V158H132ZM209 160H208L209 163H210V162L212 163L213 160L215 161V159H213V158H212L210 161H209ZM234 160H235V158H234ZM234 160H233V161H234ZM115 161H116V160H115ZM150 161H151V160H150ZM184 161H185V160H184ZM203 161H204V160H202V163H203ZM220 161H221V160H220ZM220 161L218 160V163H219ZM235 161H236V160H235ZM240 161L238 160V161H237V164H239ZM247 161H249V159H247ZM247 161H246V164H248L249 162L252 163L251 160H250L249 162H247ZM262 161H263V162H262ZM133 162H134V161H133ZM148 162H149V160H148ZM148 162L146 161V164H147ZM168 162L170 163V161H168ZM243 162H245V161H243ZM46 163H47L49 166H48ZM123 163H124V162H123ZM130 163H132V162H130ZM149 163H150V162H149ZM149 163H148L147 165H149ZM169 163H168V165H169ZM171 163H172V162H171ZM171 163H170V166H171ZM174 163H175V162H174ZM211 163H210V164H208V163L205 164V163H204V165H205V167L207 168L208 165H210V166L212 165ZM230 163H232V161H230ZM240 163H242V162H240ZM250 163H249V164H250ZM262 163H263V164H262ZM18 164H20V163H18ZM111 164H112V163H111ZM135 164H136V163H135ZM165 164L167 165V163H165ZM172 164H173V163H172ZM214 164H216V162H215ZM220 164H222V163H220ZM16 165H17V163H16ZM21 165H20V166L18 165V168H17V166H16L15 168H17V169H15V170L12 169L11 171H16V170H18V173L21 175V179H23V180L25 179L26 182H27L28 180L32 179V176L30 177V179L27 178L28 180H27L26 178H24V176L27 175V174H24V175H23V173H22V170H23V169H21V171H19V167H21ZM136 165H137V164H136ZM142 165H144V164H142ZM157 165H158V164H157ZM174 165H176V164H174ZM195 165H196V164H195ZM202 165H203V164H201V166H202ZM204 165H203V166H204ZM227 165H228V164H227ZM227 165H226V166H227ZM230 165H232V164H230ZM240 165L243 166L244 164H239V166H240ZM250 165H251V164H250ZM256 165H258V164L256 163ZM256 165H253V166L256 167ZM259 165H260V164H259ZM259 165H258V166H259ZM261 165H260V166H261ZM6 166H7V165H6ZM52 166H53V165H52ZM59 166H60V165H59ZM144 166H145V165H144ZM199 166H200V165H199ZM199 166H197V167H196L197 169L195 170V171H197V170L199 171V170H200V171H199L200 173H199L198 171L196 172L197 175H198V174L201 175V173H202V172H201V171H202V170H201L202 167H199ZM212 166H213V165H212ZM222 166H223V165H222ZM260 166H259V168L261 169ZM3 167H4V165H3ZM57 167H58V166H57ZM122 167H123V166H122ZM165 167H167V166H165ZM165 167H164V168H165ZM198 167H199V168H198ZM216 167H218V165H217ZM228 167H229V166H228ZM228 167L226 168L227 171L224 172V174H223L224 177H226L225 175L228 174V170H229ZM232 167H234V166L232 165ZM235 167H237V166L235 165ZM235 167H234V169L232 168L233 171H234L235 169H237V168H235ZM244 167H245V166H244ZM250 167H251V166H248V167H246V168H250ZM48 168H46V169L48 170ZM101 168H102V167H101ZM124 168L126 169V167H123V168L121 169L122 172H123ZM162 168H163V167H162ZM168 168H169V167H168ZM170 168H171V167H170ZM194 168H195V167H194ZM203 168H204V167H203ZM206 168H205V170H207ZM210 168H211V167H210ZM210 168H208L209 171L212 170V169L210 170ZM221 168H222V167H221ZM223 168H225V167L223 166ZM239 168H241V167H239ZM246 168H245V169H246ZM263 168H264V167H263ZM46 169H45V170H46ZM131 169H132V168H131ZM159 169H161V168H159ZM165 169H166V168H165ZM241 169H242V168H241ZM241 169H240V173H239V174H241V171H242ZM252 169H253V170H257V169H254V167H252ZM252 169L250 168V171H252ZM47 170H46V171H47ZM118 170H120L119 165H118ZM180 170L182 171V169H180ZM217 170H218V169H216V171H217ZM220 170H221V169H220ZM230 170H231V169H230ZM232 170H231V171H232ZM237 170H238V172H239V169H237ZM237 170H236V171H237ZM247 170H248V169H247ZM258 170H259V169H258ZM11 171H10V172H11ZM26 171H27V172H26ZM40 171H41V172H40ZM46 171H45L44 173H46ZM128 171H129V170H128ZM142 171H143V170H142ZM171 171H172V170H171ZM176 171L179 172V169H177ZM186 171H187V170L184 169L183 172H186ZM189 171L191 172V170H189ZM195 171H193V172H195ZM203 171H204V170H203ZM221 171H222V172H221ZM221 171H220L221 173H218L217 175H220V174H221V177H222V173H223V171H225V170L223 169V170H221ZM231 171H230V173H232ZM250 171H249V173H250ZM261 171H263V170H261ZM10 172L8 171V173H10ZM16 172H17V171H16ZM16 172H15V173H16ZM47 172H48V171H47ZM119 172H120V171H119ZM173 172H174V171H173ZM211 172H212V171H211ZM214 172H215V170H214ZM258 172H260V171H258ZM8 173H7V177H9V176H10V177H9V179H7V180H12V179H13V182H15L14 185H16V183H18L19 185L21 184V183H19L20 180H18V182H16L17 179H15L16 181H14V178H13V177L16 176L15 174H14V175H15V176H14L13 173H12V175H13V177H12V175H9ZM18 173H16V174L18 175V176H16V177H20V175H19ZM125 173H126V172H125ZM125 173L123 172L122 174H125ZM168 173H169V172H168ZM175 173H176V172L173 173L174 175L171 174V173H169V174L173 175L174 177H177L176 179H177V181H179V178H180L179 175H180V174L177 176V173H176V174H175ZM187 173H188V174H187ZM196 173H195V175H196ZM204 173H205V171H204ZM226 173H227V174H226ZM236 173H237V172H236ZM236 173H235V174H236ZM252 173H254V176H255V172H252ZM252 173H251V174H252ZM38 174H39V175H38ZM42 174H41V175H42ZM126 174L128 175V173H126ZM126 174H125V175H126ZM191 174H192V173L189 174V172H186L185 176L183 177V175H182V173H181V179L185 178L186 175H187V176H188V180H189V177H190V176L192 177V175H193L194 173H193L192 175H191ZM206 174L209 175V172L206 171V173H205V176L208 177V175H206ZM233 174H234V173H232V174H230V175H233ZM244 174H245V173H243V176H244ZM33 175H34V174H33ZM104 175H105V174H104ZM158 175H159V174H158ZM161 175H162V174H161ZM175 175H176V176H175ZM189 175H190V176H189ZM210 175H211V174H210ZM214 175H215V174H214ZM230 175H229V176H230ZM236 175H238V174H236ZM258 175H261L260 177H262L263 173H262V174H258ZM258 175L256 174V176H258ZM4 176H5V175H4ZM4 176H2V178H3ZM42 176H43V175H42ZM143 176H144V175H143ZM164 176H166V175H164ZM241 176H242V175H241ZM11 177H12V179H10ZM16 177H15V178H16ZM27 177H28V175H27ZM40 177H41V176H40ZM193 177H195V176H193ZM200 177H203V178H204V176H200ZM200 177H198V178H200ZM214 177H215V178H214ZM214 177H213L214 181L216 180L215 182H217L216 177L218 178V176L215 175ZM227 177H228V176H227ZM227 177H226V180H227ZM230 177H234V176H230ZM235 177H236V176H235ZM251 177H253V175H252ZM61 178H62V177H61ZM83 178H84V177H83ZM118 178H119V177H118ZM160 178L162 179V181L164 182L165 185H166V182H168V181L170 180V178H169V180H168L167 177H166V180H167V181H166V180H163L164 177H160ZM172 178H173V177H172ZM247 178H248L247 180L249 181V180H250V175H248ZM3 179H4V178H3ZM157 179H159V178H157ZM173 179H174V178H173ZM173 179H171L170 181L172 182ZM186 179H187V178H186ZM186 179H185V180H186ZM201 179H202V178H201ZM204 179H205V178H204ZM207 179H208V178H207ZM209 179H210V178H209ZM221 179H223V178H221ZM237 179H240V177L237 178ZM243 179H245V177H244ZM1 180H2V179H1ZM23 180H21L22 183L25 181V180H24V181H23ZM33 180H34V179H33ZM66 180H67V179H66ZM85 180H86V179H85ZM95 180H96V179H95ZM122 180H123V179H122ZM218 180H220V179H218ZM228 180H229V179H228ZM232 180H233V179H231V181H232ZM247 180H246V182H247ZM251 180H253V179L251 178ZM251 180H250V181H251ZM255 180H256V179H255ZM262 180H264V178H262ZM262 180H261V181H262ZM3 181H4V182H3ZM3 181H2V182L4 183V185L7 183V184H6V185H7L6 187H8V185H9L10 182H11V184L13 183L12 181H10V182L7 181V182L5 183V179H4ZM34 181H35V180H34ZM39 181H40V180H39ZM110 181H113V180H110ZM157 181H158V180H157ZM162 181H161V182H162ZM177 181H175V182L177 183ZM181 181H183V180H181ZM189 181L191 182L192 179L190 178ZM202 181H203V180H202ZM202 181H201V182H202ZM208 181H210V180H208ZM208 181H207V182H208ZM223 181H224V182H222V183L220 182V185H222V186H220V188H222V187H223V183H225V180H223ZM257 181H258V184H259L260 179L258 178ZM261 181H260V182H261ZM2 182H0L1 185L3 184ZM8 182H9V183H8ZM26 182H24V184H25ZM29 182H30V181H29ZM36 182H37V181H36ZM40 182H41V181H40ZM40 182H39V183H40ZM145 182H146V181H145ZM159 182H160V179H159ZM159 182H156V183H159ZM175 182H174L173 184H175ZM190 182H189V183H190ZM201 182H199V183H201ZM215 182H214V183H215ZM226 182L228 183V181H226ZM229 182H230V181H229ZM237 182H238V181H237ZM243 182H244V181H243ZM263 182H264V181H263ZM77 183H78V182H77ZM132 183H133V182H132ZM168 183H170V182H168ZM168 183H167V185H166V189L164 188V190H163V186H165V185H164V184L162 185V183H161V185H159L160 188H161V186H162V192L165 191V190H167V186H168V191H169V189H171ZM184 183H185V181H184ZM184 183H183V184H184ZM210 183H211V182H210ZM210 183H209V184H210ZM230 183H231V182H230ZM239 183H240V182H239ZM241 183H242V182H241ZM261 183H262V182H261ZM261 183H260V184H261ZM11 184H10V186H11ZM31 184H32V183H31ZM37 184H38V183H37ZM37 184H36V185H37ZM41 184H42V183H41ZM41 184H39V185L41 186ZM159 184H160V183H159ZM180 184H181V186H182V183H181V182H180ZM192 184H193V183H192ZM196 184H197V183H196ZM202 184H203V183H202ZM202 184H201V185L198 184V185L202 187ZM206 184H207V183H206ZM244 184H245V182H244ZM244 184H243V185H244ZM252 184H254V183H252ZM260 184H259V186L257 185L258 188H257V186H255V187H256V190H257V189L259 190V188H260ZM4 185H2V186H4ZM19 185H18V186H19ZM33 185H35V183H34ZM39 185H38V186H39ZM84 185H85V184H84ZM157 185H158V184H155V186H157ZM170 185H171V183H170ZM186 185H188V184L185 183V185H183L182 188H184ZM189 185H190V184H189ZM204 185H205V184H204ZM215 185H216V183H215ZM218 185H219V183H218ZM218 185H216V186H218ZM231 185H232V184H231ZM236 185H237V184H236ZM238 185H240V184H238ZM261 185H264V183H262ZM21 186H22V184H21ZM24 186H25V185H24ZM24 186H23V188H27V187H24ZM26 186H29V184L26 185ZM30 186H32V185H30ZM38 186H37L36 188H35V186H34V188H35V189H38V188L40 187V186H39V187H38ZM146 186H147V185H146ZM146 186H145V187H146ZM171 186H172V185H171ZM181 186H180L179 188L182 190ZM195 186H196V185H195ZM199 186L197 187V189L199 188ZM206 186H208V185H206ZM206 186H204V187H206ZM212 186H213V185H212ZM244 186H245V185H244ZM89 187H90V186H89ZM140 187H141V186H140ZM147 187H149V186H147ZM150 187H152V186H150ZM153 187H154V186H153ZM153 187H152V189H153ZM174 187H175V186L173 185V188H174ZM189 187H190V186H189ZM189 187H188V188H189ZM230 187H231V186H230ZM233 187H234V186H233ZM236 187H239V186H236ZM240 187L243 188L242 185H241ZM252 187H253V186H252ZM252 187H251V188H252ZM3 188H5V187H3ZM3 188H2V190H3ZM9 188H10V187H8V189H9ZM11 188L14 189V188H16V187L12 185ZM23 188H21V189H23ZM32 188H33V187H32ZM32 188H29V190H32ZM83 188H85V187L83 186ZM136 188H137V187H136ZM155 188H156V187H155ZM158 188H159V187H158ZM176 188H177V187H176ZM179 188H177V190H178ZM194 188H195V187H193V191H194V192H191V193H195V192H196V190H195ZM216 188H217V187H216ZM226 188H227V187H226ZM253 188H254V187H253ZM13 189H11V190H13ZM18 189H20V188H17V190H18ZM27 189H28V188H27ZM35 189H34V191H35ZM87 189H88V188H87ZM87 189H86V190H87ZM92 189H93V188H92ZM92 189H91V190H92ZM117 189H118V188H117ZM142 189H143V188H142ZM145 189H146V188H144V190H145ZM152 189L150 188L149 191H151ZM185 189H186V188H185ZM185 189H184V190H185ZM203 189H204V188H203ZM231 189H233V188H231ZM235 189H236V188H235ZM239 189H240L241 191L243 190V189H241V188H238V190H239ZM245 189L247 190V188H245ZM245 189H244V193H248ZM9 190H10V189H9ZM15 190H16V189H15ZM91 190H89V191H91ZM147 190H148V188H147ZM155 190H158V189H155ZM159 190H160V189H159ZM159 190H158V191H159ZM177 190H176V192H177ZM181 190H179V191H181ZM188 190H189V189H188ZM199 190H201V189H199ZM212 190H213V189H212ZM220 190H221V189H220ZM223 190H224V189H223ZM249 190H250V188L248 187V191H249ZM251 190H253V189H251ZM251 190L249 191V195H250ZM6 191H7V190H6ZM34 191H33V190L30 191V193H31L30 195H31V196L34 195V194L32 193V192H34ZM75 191H76V190H75ZM81 191H82V190H81ZM94 191H95V189H94ZM121 191H122V190H121ZM152 191H154V190H152ZM152 191H151V192H152ZM168 191H167V192H168ZM174 191H175V190H174ZM179 191H178V194L174 193V194H175L174 197L177 198L176 195H178V197H179V195H182L183 193H185V192L187 191V189H186V191H184L183 193L181 192L182 194H179V193H180ZM182 191H183V190H182ZM191 191H192V190H191ZM197 191H198V190H197ZM229 191H230V190H229ZM236 191H237V190H236ZM241 191H238V193L240 192V194H241ZM261 191H262V189H261ZM263 191H264V188H263ZM8 192H9V191H8ZM24 192H25V191H23V193H24ZM35 192H36V191H35ZM92 192H93V191H92ZM97 192H98V191H97ZM147 192H148V191H147ZM151 192H150V193H151ZM154 192H155V191H154ZM162 192H160V193H162ZM198 192H200V191H198ZM230 192L232 193V195H231V193H229V194L231 195V197H233L232 199H234V197H236V194H234V196H233V192H235V191L232 190V191H230ZM257 192H258V191H257ZM23 193H20V194H23ZM27 193H28V192H27ZM76 193H77V192H76ZM90 193H91V192H90ZM93 193H94V192H93ZM115 193H116V192H115ZM145 193H146V192H145ZM148 193H149V192H148ZM148 193H147L146 195H149V194H150V193H149V194H148ZM204 193H205V192H204ZM244 193H243V194H244ZM252 193H253V192H252ZM258 193H261V194H262V192H258ZM258 193L256 194V193L254 192L253 194H255V195H252V194H251V195H252V196H256V195H258ZM77 194H78V193H77ZM97 194H98V193H97ZM97 194H96V195H97ZM138 194H139V193H138ZM151 194H153V192H152ZM157 194H158V193H157ZM157 194H156V195H157ZM165 194H166V192H165ZM202 194H203V192H202ZM240 194H237V195H240ZM261 194H259V195H261ZM263 194H264V192H263ZM23 195H24V194H23ZM30 195H29V197H27V198L32 199V201H33V199L35 200L36 198H37L38 202H42V201L44 202V201H45V200L43 199V198H45V197H42L43 200L40 199L41 201H39V198H38V197H36V196L34 195V198H31ZM55 195H57V194L55 193ZM84 195H85V194H84ZM158 195H159V194H158ZM158 195H157V196H158ZM161 195H162V194H161ZM169 195H170V194H169ZM185 195H188V194L185 193ZM189 195H195V194H189ZM196 195H197V194H196ZM224 195H225V194H224ZM226 195H227V194H226ZM244 195H245V194H244ZM251 195H250V196H251ZM259 195H258V196H259ZM2 196H3V195H2ZM14 196H15V195H14ZM25 196H27V195H24V197H25ZM38 196L41 197L42 195H38ZM85 196H86V195H85ZM128 196H129V195H128ZM153 196H154V198H152V199H155V195H154V194H153ZM153 196L151 195V196H149V197H153ZM172 196H173V195H172ZM228 196H229V195H227L226 197L229 198L230 196H229V197H228ZM240 196H241V199L244 197V196L242 197V195H240ZM240 196H238V198H239ZM246 196H247V194H246ZM246 196H245L243 199L246 200V198H247V201H246V202L249 203L248 201H249V198H250V197L248 198V196H247V197H246ZM11 197H12V198H11ZM11 197H10L9 199L7 198V201L9 200V203H11L10 200L13 199L12 201H15L14 204L17 203V204L19 205L20 202H17V200L19 199V198H17V197H19V195H16L15 198H14L13 196H11ZM32 197H33V196H32ZM35 197H36V198H35ZM53 197H54V196H53ZM83 197H84V196H83ZM86 197H87V196H86ZM88 197H89V196H88ZM182 197H183V196H182ZM187 197H188V196H187ZM192 197H194V196H192ZM198 197H199V196H198ZM212 197H213V196H212ZM231 197H230V199H231ZM259 197H260V196H259ZM4 198H5V196H4ZM25 198H26V197H25ZM49 198H50V197H49ZM49 198H45V199L50 200ZM60 198H61V197H60ZM147 198H148V197H147ZM171 198H173V197H171ZM190 198H191V196H190ZM190 198H188V201H189V202L185 199V197L182 198V199H185L188 203H192V202H190V200H189ZM195 198H196V197H195ZM202 198H203V197H202ZM210 198H211V197H210ZM214 198H215V197H214ZM227 198H226V199H227ZM252 198H253V197H251L250 199H252ZM15 199H17V200H15ZM62 199H63V198H62ZM148 199H150V198H148ZM164 199H167V200H168V199H170V196H169V198H164ZM179 199H180V198H179ZM191 199H192V198H191ZM221 199L224 201V197H222ZM221 199H219V200H221ZM243 199H242V203H241V201H240V203H241V205H240L241 207H240V208H241V209L244 208L243 212L241 211V212L243 213V215H242L241 212H239L240 214H238V213H235V211H232L231 213L237 214V216L234 215V214L231 215V216H233L235 219L232 217V218H233V219H232L233 221H232V220H230L231 217L229 218V216L227 217V215H226V219H224L225 221H228V222H226V223H228L229 226H230V225L232 224V222H233V224H232L233 226H231V227H233V228H232V229H228V231H229V230L231 231V230L234 229V230H233L234 232H235V230L237 231V232L235 233L236 235H237V233L239 232V230L241 229L240 224H239L238 226H236V225L234 224V222H236V221H235L236 218L238 219V217H239V218L241 219L242 217H240V216L242 215V216H243V218H242L243 221H241V220L238 219L239 221L237 220L236 223L238 224V223L241 222V225H244V223H247V225H244L245 228H243V229H246V228L250 227V228H248L250 231L247 229V230H248L247 232L251 233V230L253 229L252 226H253L255 223H257V222H255V221L259 220L260 217L263 215V214H261V216H260L259 213H261V212L264 211V210L262 209V207L264 208V205H263L264 203H262L261 205H259V201L262 200V199H260V200L258 201L259 198L257 197V200H256L257 202L254 201V199H252V200H253V203H254V202H255V203H258V204H255L256 207H257V209H256V207H254L255 205L252 203V200H250V203H249V204L251 205V206H250L249 204L245 203V200H243ZM255 199H256V198H255ZM263 199H264V197H263ZM4 200H5V199H4ZM23 200H24V199H23ZM26 200H27V199H26ZM37 200H36V201H37ZM48 200H46V201H48ZM58 200H59V199H58ZM150 200H151V199H150ZM161 200H162V199H161ZM167 200H166V202H168ZM180 200H181V199H180ZM192 200H194V199H192ZM207 200H208V199H207ZM207 200L205 201L206 203H207ZM235 200L238 201V203H239L240 198H239V200H237V199L235 198ZM235 200H233V202H235ZM7 201H6V202H7ZM28 201H29V200H28ZM28 201H23V202H26V203H27ZM32 201L30 200L29 202H31V204L28 202L26 205H28V206L30 205V206H31V205L33 204V206H34V205L38 204V202L35 203V201H34V202L32 203ZM46 201H45V202H46ZM94 201H95V200H94ZM94 201H92V202H94ZM177 201H178V199H177ZM213 201H214V200H213ZM216 201H217V200H216ZM223 201H222V202H223ZM262 201L264 202V200H262ZM262 201H260V203H261ZM6 202H5V204H6ZM23 202H22V203H23ZM95 202H96V201H95ZM156 202H157V201H154V203H156ZM166 202H165V203H166ZM175 202H176V201H175ZM184 202H185V201H184ZM187 202H186V203H187ZM214 202H215V201H214ZM214 202H213V204H214ZM218 202H219V201H218ZM222 202H220V203H222ZM231 202H232V201H231ZM7 203H8V202H7ZM12 203H13V202H12ZM55 203H56V202H55ZM55 203H54L53 205H55ZM58 203H59V202H58ZM58 203H56V204H58ZM86 203H87V202H86ZM162 203L164 204V202H162ZM188 203L186 204L187 206H188ZM201 203H202V202H201ZM209 203H210V202H209ZM211 203H212V202H211ZM215 203H216V202H215ZM235 203H236V202H235ZM240 203H239V204H240ZM251 203H252V204H251ZM0 204H1V202H0ZM2 204L4 205V203H2ZM2 204L0 205V206H1L0 208L6 210V208H3V207H5V205L2 206ZM14 204H9V205H11V207L8 206L7 204H6V205L8 206L7 208L9 209V207H10V208L14 207ZM23 204H24V203H23ZM72 204H73V203H72ZM87 204H90V203H87ZM92 204H93V208H92V207H91V208L93 209V211H94V209L97 210V208L94 207L96 203H92ZM105 204H106V203H105ZM147 204H148V203H147ZM149 204H150V203H149ZM152 204H153V203H152ZM163 204H162V205H163ZM167 204H168V203H167ZM172 204H173V203H172ZM183 204H184V203H183ZM183 204H182V208H181V206H180V207H177V208L174 207V208H176V210H173V214H169V215H167V216H165V217H168V216L171 217L170 215H173V216H174V212L177 211V210H179V209H181V211H183V210H182V209H183V206H184ZM216 204H217V203H216ZM224 204L227 205V204H230V203H229V202H227V203L225 202ZM236 204H237V203H236ZM245 204L247 205V207L249 206L250 208H249V207H248V208L251 209V210L253 209L252 207H254V210H255V211L257 210L259 213L257 214V211L255 212L254 210H252V212L250 211V213H249V215H248V217H247V215H245V214H246L247 212H249V210H247L248 208L245 207V206H246ZM20 205H22V204H20ZM26 205H25V206H26ZM39 205H42V207H44V205L41 204V203H39L38 206H39ZM47 205H48V204H47ZM50 205H51V204H50ZM50 205H48V206L51 207V208H52V207L54 208V209H52L53 211H50V212H51V213H54V211H55L56 209H58V207H57V206L55 207V206H52V205L50 206ZM157 205H160V206H161V204H157ZM176 205H177V204H176ZM176 205H175V206H176ZM189 205H190V204H189ZM191 205H192V204H191ZM219 205L221 206L222 204H219ZM231 205H232V204H231ZM231 205H230L229 208H231ZM22 206H23V205H22ZM22 206H20V207H22ZM28 206H26V207H28ZM33 206H31V208H29V209H32ZM38 206H37V207L35 206V207L37 208V210H38L37 212H39V211H43V213H44V212L47 213V212L45 211V209H46L48 206H45L46 208L44 207V208H42L41 210L39 209L40 206H39V208H38ZM74 206H75V205H74ZM123 206H124V205H123ZM151 206H152V205H151ZM160 206H159V207H160ZM192 206H193V205H192ZM200 206H201V205H200ZM207 206H208V205H207ZM212 206H213V205H212ZM212 206H211V207H212ZM216 206H217V205H216ZM223 206H225V205H223ZM234 206H235V205H234ZM234 206H233L232 208H234ZM237 206H238V204H237ZM242 206H244V207H242ZM258 206H259V208H260V206H261V208H260L259 210L262 209L263 211L261 210V212H260V211L258 210ZM16 207H18V206L16 205ZM35 207H33V209H34ZM49 207H48V208H49ZM71 207H72V206H71ZM96 207H97V206H96ZM102 207H103V206H102ZM209 207H210V206H209ZM221 207H222V206H221ZM22 208H23V207H22ZM73 208H74V209H73ZM77 208H78V207H76V208H75V207H72V209L74 210V211H72V212H75V211H76L75 209H77ZM80 208H81V207H80ZM89 208H90V207H89ZM89 208H87V209H89ZM156 208H157V207H156ZM178 208H179V209H178ZM187 208H189V207H187ZM197 208H198V207H197ZM205 208H206V206H205ZM207 208H208V207H207ZM219 208H220V207H219ZM222 208H224V207H222ZM227 208H228V207L225 206L224 209H227ZM245 208H246V210H245ZM2 209H1V210H2ZM14 209H15V207H14ZM19 209L22 210L21 208H19ZM43 209H44V210H43ZM87 209H86V211H88ZM103 209H104V207H103ZM106 209H107V208H106ZM153 209H154V208H153ZM157 209H159V208H157ZM171 209H172V208H171ZM192 209H193V208H192ZM194 209H195V208H194ZM203 209H204V208H203ZM212 209H214V208H212ZM212 209H211V211H209V213L212 212ZM15 210H16V209H15ZM17 210H18V208H17ZM34 210L36 211V209H34ZM77 210H78V209H77ZM100 210H101V207H100ZM100 210H98V211H100ZM125 210H126V209H125ZM162 210H163V209H162ZM186 210H187V209H186ZM188 210H189V209H188ZM222 210H223V209H222ZM232 210H233V209H232ZM236 210H237V212L240 211V210H238V209H236ZM11 211H12V209H11ZM22 211H24V210H22ZM30 211H31V210H30ZM35 211H34L33 213H37V212H35ZM84 211H85V210H84ZM84 211H83V212H84ZM86 211L84 212L83 215L86 214ZM90 211H91V210L89 209V212H90ZM160 211H161V209H160ZM170 211H172V210H169V213H171ZM179 211H180V210H179ZM181 211H180V212H181ZM191 211H192V210H191ZM191 211H190V212H191ZM198 211H199V212H197V216H198V214H201V213H200V210H198ZM205 211H207V210H205ZM213 211H214V210H213ZM223 211H225V210H223ZM226 211L228 212V210H226ZM230 211H231V210H230ZM244 211H246V212L244 213ZM3 212L5 213V211H3ZM3 212H1L0 214H2ZM28 212H29V211H28ZM48 212H49V211H48ZM101 212H102V210L100 211V213H101ZM142 212H143V211H142ZM142 212H141V213H142ZM166 212H167V209H166ZM180 212H179V213H180ZM193 212H195V210H194ZM193 212H192L191 214H193ZM201 212H202V211H201ZM216 212H217V211H216ZM254 212H255V214H254ZM4 213H3V214H4ZM16 213H18V211H17ZM16 213H15V214H16ZM24 213L26 214L27 212L25 211ZM81 213H82V212H81ZM87 213H88V212H87ZM91 213H92V212H91ZM161 213H162V212H160V214H161ZM167 213H168V212H167ZM179 213H177V214H179ZM186 213H188V211H187ZM214 213H215V212H214ZM218 213H219V211H218ZM221 213H222V212H221ZM223 213H224V212H223ZM223 213H222V214H223ZM251 213H253V214H251ZM263 213H264V212H263ZM13 214H14V213H13ZM13 214H10V213H9V214H7V215H9V217H11V216L14 217L15 215H13ZM18 214H19V215H18ZM18 214H16V215H17V217L19 218V216H20L22 213H18ZM25 214H24V215H25ZM31 214H32V212H31V213L29 212V215H30V216H31ZM89 214H90V213H89ZM139 214H140V213H139ZM148 214H149V213H148ZM175 214H176V212H175ZM177 214H176L175 217L178 216ZM195 214H196V213H195ZM204 214H206V213H204ZM219 214H220V213H219ZM225 214H228V215H229V212H228V213H225ZM225 214H224V216H225ZM7 215L5 214V215H3V216L8 217ZM10 215H11V216H10ZM22 215H23V214H22ZM24 215H23L22 218H25V219L27 220L26 216L24 217ZM27 215H28V213H27ZM42 215H45V214H42ZM81 215H82V214H81ZM86 215H87V214H86ZM92 215H94V214H92ZM100 215H101V214H100ZM165 215H166V214H165ZM179 215H180V214H179ZM184 215H185V214H184V212H183V216H184ZM187 215H188V214H186V217H187ZM189 215H190V214H189ZM211 215H212V213H211ZM250 215H253V216H254V215H255V216L257 215V217H256L257 219H255V221H253L254 224H253V222H252V220H254V218H253V216L251 217ZM3 216H2V217H3ZM32 216H33V215H32ZM90 216H91V215H90ZM95 216H96V214H95ZM108 216H109V215H108ZM112 216H114V215H112ZM173 216H172V219H173ZM190 216H191V215H190ZM194 216H195L194 218H196V215H194ZM199 216H200V215H199ZM199 216H198V217H199ZM206 216H207V215H206ZM214 216H215V214H214ZM224 216H222V217H224ZM255 216H254V217H255ZM2 217H1V218H2ZM6 217H5V220H8L9 218H6ZM15 217H16V216H15ZM15 217H14V218H15ZM35 217H36V216H35ZM72 217H73V216H72ZM120 217H121V216H120ZM143 217H144V216H143ZM143 217H142V218H143ZM149 217H150V216H149ZM149 217H147V218H149ZM179 217H180V216H179ZM179 217H178V218H179ZM202 217H205V215H202ZM212 217H213V215H212ZM219 217H220V215H219ZM245 217H247V222H245V220H244ZM250 217H251V219H252V218H253V219L251 220ZM14 218H13V219H14ZM18 218H17V219H18ZM20 218H21V216H20ZM22 218H21V219H22ZM39 218H41V216H40ZM39 218H38V219H39ZM42 218H43V217H42ZM92 218H93V217H92ZM92 218H91V219H92ZM108 218H109V217H107V219H108ZM121 218H122V217H121ZM142 218H141V219H142ZM145 218H146V216H145ZM145 218H144V219H145ZM178 218H177V220H178ZM180 218H183V217H180ZM184 218H185V217H184ZM184 218H183V219H184ZM188 218H189V217H188ZM205 218H206V217H205ZM205 218H203V219H205ZM224 218H225V217H224ZM227 218H228L229 220H227ZM248 218H249V219H248ZM15 219H16V218H15ZM30 219H31V217H30ZM54 219H55V218H54ZM54 219H53V221H54ZM83 219H84V218H83ZM83 219H82L81 222L84 221ZM88 219H89V218H88ZM94 219H95V218H94ZM94 219H93V220H94ZM104 219H105V218H104ZM112 219H113V218H112ZM172 219H171V220H172ZM189 219H190V218H189ZM196 219H197V218H196ZM201 219H202V218L200 217V221H201ZM203 219H202V220H203ZM215 219H216V217H215ZM218 219H219V218H218ZM220 219H222V218H220ZM11 220H12V218H11ZM11 220L9 219V221H11ZM28 220H29V219H28ZM28 220H27V221H28ZM34 220H35V218H33V220H32V219L29 220V221H31V222H29V221L27 222V221H26L25 223H30V224H29V227H27L28 224H27L26 226L23 225V227H24V228L27 227V229H28V231H29L30 225H32V224L34 225V224H35V223H32V221H34ZM45 220H47V219L45 218ZM45 220L43 219V221H45ZM70 220H72V219H70ZM80 220H81V219H80ZM80 220L77 219L78 222H80ZM109 220H110V219H109ZM109 220H108V221H109ZM123 220H124V219H123ZM163 220H164V219H163ZM163 220H162V221H163ZM165 220H166V219H165ZM168 220H169V218H168ZM168 220H167V221H168ZM184 220H185V219H184ZM186 220H187V219H186ZM190 220H191V219H190ZM198 220H199V218H198L197 220H195V219L193 220V219H192V221H193L192 223L197 222ZM205 220H209V216H208V219H205ZM205 220L201 221V223H204ZM213 220H214V217H213ZM216 220H217V219H216ZM216 220H215V221H216ZM222 220H223V219H222ZM224 220H223V221H224ZM249 220H250V221H249ZM12 221H14V220H12ZM18 221H19V219H18ZM21 221H22V220H21ZM23 221H24V220H23ZM23 221H22V222H23ZM36 221H37V220H36ZM36 221H34V222H36ZM38 221H39V222H43L42 220H41V221L38 220ZM38 221L36 222L35 226H31V227H32V228H35V227L37 228V226L40 224ZM50 221H51V220H50ZM53 221H51V222H53ZM73 221H74V220H73ZM98 221H99V219H98ZM101 221H102V223H104L103 220H101ZM101 221H100V222H101ZM120 221H121V220H120ZM180 221H181V219H180ZM187 221H188V220H187ZM211 221H212V220H211ZM218 221H219V220H218ZM229 221H232V222H230V224H229ZM2 222H5V221H2ZM6 222L8 223V221H6ZM19 222H20V221H19ZM51 222H50V223H51ZM70 222L72 223V221H70ZM85 222H87V221H85ZM85 222H84V223H85ZM92 222H93V221H90V223H92ZM105 222H106V220H105ZM171 222H173V221H171ZM174 222H175V221H174ZM181 222H182V221H181ZM242 222H243V223H242ZM248 222H249V223L252 222V223H251L252 225L249 224ZM13 223H14V222H13ZM23 223H24V222H23ZM31 223H32V224H31ZM37 223H39V224L37 225ZM54 223H55V222H53V224H54ZM75 223L77 224V222H75ZM158 223H159V225H160V222H159V221H158ZM161 223H162V222H161ZM167 223H168V222H166V224H167ZM179 223H180V222H179ZM183 223H184V222H183ZM186 223H187V222H186ZM190 223H191V221H190ZM190 223L188 222V224H190ZM192 223H191V224H192ZM206 223H207V221H206L204 224H206ZM209 223H210V222H209ZM221 223H222V221H221ZM221 223H220V230H221V225L224 226V225L226 224L225 222H224L225 224H224V223L221 224ZM51 224H52V223H51ZM72 224H74V223H72ZM78 224H82V223H78ZM92 224H94V222H93ZM92 224H91V225H92ZM96 224H97V223H96ZM98 224H101V223H98ZM155 224H156V223H155ZM162 224H163V223H162ZM171 224H172V223H170V225H171ZM173 224L176 225L177 223H173ZM191 224H190L191 227L194 226V225H195V226H196V225H197V226L199 225V223H194V225H191ZM204 224H203V226H204ZM216 224H217V223H215V228H217V227H216ZM218 224H219V223H218ZM257 224H258V223H257ZM257 224H255V225H257ZM8 225L10 226L11 224H8ZM36 225H37V226H36ZM102 225H104V224H102ZM102 225H101V226H102ZM107 225H108V224H107ZM131 225H132V224H131ZM142 225H145V224H142ZM159 225H155V226L158 227ZM163 225H164V224H163ZM170 225H168L169 228H170ZM181 225H182V224H181ZM201 225H202V224H200V226H198V228H199V227H202ZM249 225H250V226H249ZM258 225H259V224H258ZM3 226H4V228L6 227L4 224H3ZM14 226H15V225H14ZM17 226H20L19 229H16V228H14L13 226H11L10 228H11V229H12V228H13V229H16L15 232H21V231H22L21 229H24L23 227L21 228L22 224H20V225H16V227H17ZM50 226H51V225H50ZM54 226H55V225H54ZM74 226H75V225H74ZM96 226H97V225H96ZM101 226H98V227H101ZM127 226H128L127 223H123V228H124V229H127ZM137 226H139V225H137ZM164 226H165V225H164ZM172 226H174V225H172ZM177 226H178V225H177ZM195 226H194V227H195ZM209 226H211V224H209ZM212 226H214V224H213ZM218 226H219V225H218ZM225 226H226V225H225ZM229 226H228V227H229ZM235 226H236V227H235ZM1 227H2V223H1ZM1 227H0V228H1ZM72 227H73V226H72ZM82 227H83V226H82ZM82 227H81V228H82ZM116 227H117V225H116ZM141 227H143V226H141ZM165 227L168 229L167 226H165ZM165 227H163V228H165ZM174 227H175V226H174ZM174 227H173V228H174ZM188 227H189V225H188ZM191 227H190V228H191ZM194 227H192L193 229H192L191 231L194 230ZM204 227L206 228L207 226L205 225ZM237 227L239 228V230H238ZM242 227H243V226H242ZM251 227H252V229H251ZM17 228H18V227H17ZM48 228H49V227H48ZM86 228H87V227H86ZM109 228H110V227H109ZM109 228H107V229H109ZM111 228H113V226H111ZM137 228H138V227H137ZM144 228H145V227H144ZM148 228H149V227H148ZM155 228H156V227H155ZM158 228H159V227H158ZM163 228H162V229H163ZM166 228H165V231L167 230ZM195 228H196V227H195ZM205 228H204V229H205ZM208 228H209L208 230H210V227H208ZM215 228H214V229H215ZM235 228H237V229H235ZM255 228H256V227H255ZM263 228H264V226H263ZM1 229H3V227H2ZM37 229H41L40 226H39V228H37ZM90 229H91V228H90ZM92 229H93V228H92ZM95 229H96V228H95ZM100 229H101V228H100ZM152 229H154V228H152ZM162 229H161L160 231H163V230H164V229H163V230H162ZM175 229H176V228H175ZM175 229H173V230L175 231ZM178 229H179V228H177V230H178ZM225 229H226V231H227V227H225ZM9 230H10V229H9V227H8V230H7V231H9ZM24 230H26V229H24ZM31 230H32V229H31ZM33 230H34V229H33ZM54 230H55V228H54ZM74 230H75V229H74ZM87 230H89V228H88ZM87 230H85V232H86ZM93 230H94V229H93ZM134 230H136V228H135ZM144 230L146 231L147 229H144ZM144 230L142 229L141 232L143 233ZM181 230H182V229H181ZM181 230H180V231H181ZM196 230L199 231V229H197V228H196ZM206 230H207V229H206ZM218 230H219V228H218ZM220 230H219V231H220ZM222 230H223V228H222ZM55 231H57V230H55ZM76 231H77V233H79V230H76ZM81 231H84V230L81 229ZM90 231H92V230H90ZM90 231H88V234L90 235V238H89L90 240H89L87 243H85L84 245L82 244L83 246H80V245H79V246H80L79 248H77L76 246H75V248H77V249L74 248L75 251L78 250V254H79V255H85V254H87V253H90L91 255H93V254H95V253L100 252L103 248H105V247H106V248L109 247L108 244H109L110 239L112 238L111 236H108V235L105 236V235H103V237H101V236H98L99 234H97V236H98L97 239H94L95 235L92 236V235H91L92 233H91V234L89 233ZM98 231H99V230H98ZM145 231H144V232H145ZM150 231H154V233H155V231H158V232H159L158 229H157V230H151V229H150ZM169 231H170V230H169ZM186 231H187V230H186ZM198 231H196V232L198 233ZM200 231H201V228H200ZM202 231H203V227H202ZM202 231H201V233H202ZM216 231H217V230H216ZM216 231H215V232H216ZM219 231H218V232H219ZM223 231H225V230H223ZM223 231H222V234H223V233H224V234H223V235L221 234L222 236H218V235H217V236H218L219 238H220V237H225V239H223V240H224L223 243H224V244H225V243L230 244V243H228V242H225V240L227 241V238H226L227 235H226V234H228V236H229L230 231H229V232H228V231H227V232H223ZM1 232H2V231L0 230V233H1ZM9 232L12 233V232H14V231L11 232V230H10ZM15 232H14V233H15ZM31 232H33V231H31ZM53 232H54V231H53ZM53 232L51 231L50 234H49V233H47V234H43V233H42V235H41V234H40V235L43 237V235L45 236V235H51V234H54ZM102 232H104V230L101 231V233H102ZM139 232H140V231H139ZM148 232H149V231H148ZM170 232H171V231H170ZM175 232H176V231H175ZM177 232H178V231H177ZM204 232H205V231H204ZM204 232H203V233H204ZM213 232H214V231H213ZM231 232H232V231H231ZM240 232H242V229H241ZM245 232H246V231H245ZM257 232H258V231H257ZM3 233H7L6 230H4ZM3 233H1V234H3ZM10 233H9V234H10ZM25 233H27V232H25ZM25 233L22 232V236H23V234H24L23 237L21 236V234H18V233H17V235H20V236L22 237V238L20 237V240L22 239L24 242H25L24 237H27V235H29V233H27V235L25 236ZM36 233H38V232H36ZM55 233H56V232H55ZM62 233H64V232L62 231ZM75 233H76V232H75ZM80 233H81V232H80ZM93 233H95V231H94ZM105 233H106V231H105ZM109 233H110V232H109ZM130 233H132V231H130ZM130 233H129V236L127 235L128 237H130ZM142 233H141V234H142ZM149 233H150V232H149ZM152 233H153V232H152ZM154 233H153V234H154ZM159 233H160V232H159ZM168 233H169V232H168ZM171 233H172V232H171ZM171 233H169V234H171ZM181 233H182V231H181ZM194 233H195V231H194ZM197 233H195V234H197ZM199 233H200V232H199ZM199 233H198V234H199ZM201 233H200V234H201ZM205 233H206V232H205ZM210 233H212V232H210ZM210 233H209V234H210ZM216 233H217V232H216ZM216 233H215V234H216ZM219 233H221V232H219ZM225 233H226V234H225ZM243 233H244V231H243ZM243 233H241V235H243L242 237H241V235H240L239 237H237L240 233H238V235L236 236V238H235V236H234V238H235V240H234L235 243L233 242V245L235 246V248H237V247L239 246V244L242 242V241H240L241 238H244V239H245L244 235H248V237H247V236H246V237H247V239L249 238V235H250L249 233H248V234H246V233L243 234ZM15 234H16V233H15ZM30 234H31V233H30ZM32 234H33V233H32ZM32 234L28 236V237H29V240H28V237L26 238L27 243L30 244V245H32V244H33L32 242H34V241H36V242L39 243V241H38L39 239H38V238H40V235L37 234V235H38V238H37V237L35 236V233H34L33 236H34L35 238H37L38 240H31L30 237L32 236ZM82 234H83V233H82ZM95 234H96V233H95ZM102 234H103V233H102ZM143 234H145V233H143ZM155 234H156V233H155ZM160 234H161V233H160ZM160 234H159V236H164V235H162V234L160 235ZM164 234H165V233H164ZM173 234H175V233L173 232ZM173 234H171L170 236H172ZM177 234H178V233H177ZM191 234H192V233H191ZM198 234H197V235H198ZM209 234H208V235H209ZM76 235H77V234H76ZM76 235H75V236H76ZM86 235H87V234H86ZM86 235L83 234V236H82V235H81V236H82V238H83V237L86 236ZM120 235H121V234H120ZM125 235H126V232H125L124 236H125ZM156 235H158V234H156ZM165 235H167V234H165ZM178 235H179V234H178ZM210 235H211V234H210ZM224 235H226V236H224ZM251 235H253V234H251ZM1 236H3V235H0V237H1ZM75 236H74V237H75ZM135 236H136V235H135ZM140 236H141V235H140ZM144 236H146V234H145ZM144 236H143V237L141 236L142 238H141V240H140V243H144V245H145V242H144V241L141 242L142 240H144V239H143ZM147 236H152V235L150 234V235H147ZM147 236L145 237V241H146L147 239H149V238H152V237H148V238H147ZM175 236H176V235H175ZM175 236H173V237H175ZM212 236H213V233H212ZM217 236H216V238H215V237H213V238H215V239L217 240V238H218ZM11 237H12V239H13V236H12V235H11ZM42 237L40 238L42 241L45 240V239L47 238V236H45V239H43ZM51 237H53V236H50V239H47V241H45V242L48 243V240H51V241H52ZM79 237H80V236H79ZM79 237H78V238H79ZM88 237H89V236H88ZM91 237H93V238H91ZM154 237L157 238L158 236H154ZM196 237H197V236H196ZM196 237H193V236H192V241H193V242L191 241V244L194 243V242H197V241L199 242V240L196 241V239H195V241H194L193 238H196ZM201 237H202V234H201ZM203 237H204V235H203ZM203 237H202V238H203ZM232 237H233V235H232ZM262 237H263V236H262ZM3 238H4V237H3ZM3 238H2V239H3ZM14 238H15V240H14V245H12L13 242L10 243V244H11L12 246H14V247L17 245V246L15 247V250H16V248L19 247L21 244H22L23 246L25 245L23 241L20 242L19 240H18V242H20L21 244H19L18 242H16L17 244H15V241H16V235H15ZM71 238H72V237H71ZM78 238H77V239H78ZM125 238H126V237H125ZM132 238H133V237H132ZM146 238H147V239H146ZM171 238H172V237H171ZM198 238H199V236H198ZM202 238L200 239V241L202 240ZM213 238H212V239H213ZM230 238H231V237H230ZM250 238H251V237H250ZM253 238H254V236H253ZM263 238H264V237H263ZM7 239H9V238H7ZM10 239H11V238H10ZM10 239H9V240H10ZM18 239H19V236H18ZM32 239H34V238L32 237ZM72 239H73V238H72ZM85 239L87 240L88 238H84V241H85ZM91 239H92V240H91ZM168 239H169V235H168ZM204 239H205V238H204ZM204 239L202 240L203 242H204ZM215 239H214V240H215ZM237 239H239L240 243H239V241H238V243H237V241H236ZM5 240H6V239H4V242H5ZM9 240L6 241L7 243H4V244H7V245L9 246V245H10V244H8ZM61 240H62V238H61ZM69 240H70V239H69ZM80 240H81V237H80ZM123 240H124V239H123ZM126 240H127V239H126ZM155 240H156V239H155ZM155 240H154V241H155ZM169 240H170V239H169ZM171 240H172V239H171ZM171 240H170V241H171ZM173 240H174V239H173ZM173 240H172V241H173ZM209 240H211V239H209ZM214 240H212V241H214ZM221 240H222V238H221ZM221 240H220V241H221ZM241 240H242V239H241ZM0 241H1V240H0ZM11 241H13V240H10V242H11ZM28 241H29V242L32 241V242L29 243ZM56 241H57V240H56ZM82 241H83V239L81 240V242H82ZM150 241H151V240H149V242H150ZM152 241H153V239H152ZM165 241H166V239H165ZM174 241H175V240H174ZM174 241H173V242H174ZM228 241H229V240H228ZM232 241H233V240H232ZM245 241H246V240H245ZM263 241H264V240H263ZM2 242H3V241H2ZM22 242H23V243H22ZM36 242L33 244L34 246H37V245H38V244L36 245ZM69 242H72V241H69ZM79 242H80V241H79ZM79 242H78V243H79ZM81 242H80V243H81ZM85 242H86V241H85ZM111 242H112V241H111ZM126 242H127V241H126ZM128 242L130 243L129 240H128ZM173 242H172V243H173ZM205 242H206V241H205ZM249 242H250V241H249ZM25 243H26V242H25ZM42 243H43V242H42ZM52 243H53V241H52ZM75 243L77 244V240H76ZM80 243H79V244H80ZM83 243H84V242H83ZM120 243L122 244V242H120ZM120 243H119V244H120ZM123 243H125V242H123ZM163 243H164V242H163ZM166 243H168V242H166ZM176 243H178V242L175 241V244H176ZM199 243H200V242H199ZM214 243H216V242L214 241ZM217 243L220 244L221 242L218 241ZM223 243L221 244L222 246H223ZM2 244H3V243H2ZM2 244H1V246L4 247V245H2ZM18 244H19V246H18ZM39 244H40V243H39ZM45 244H46V243H45ZM71 244H73V242H72ZM76 244H75V245H76ZM119 244H118V245H119ZM121 244H120V245H121ZM125 244H126V243H125ZM131 244H132V243H131ZM131 244H130V245H131ZM135 244H136V243H135ZM137 244H138V243H137ZM151 244H153V243L150 242L149 245H151ZM155 244H156V243H155ZM170 244H171V242H170ZM200 244H203V243H200ZM219 244H215V245L218 246V247H220L221 245L219 246ZM235 244H236L237 246H236ZM262 244L264 245V243H262ZM7 245H5L4 250L6 249ZM11 245H10V246H11ZM40 245H41V244H40ZM40 245H38V246H40ZM59 245H60V244H59ZM62 245H64V244H62ZM126 245H127V244H126ZM128 245H129V244H128ZM128 245H127V246H128ZM133 245H134V243H133ZM144 245H143V246H144ZM147 245H148V244H146V246H147ZM149 245H148L147 247L144 246V249L149 250V248H151V246H149ZM160 245H162V244H160ZM167 245H168V244H167ZM167 245H166V246H167ZM172 245H173V244H172ZM172 245H171V246H172ZM182 245H183V244H182ZM205 245L207 246L208 243L206 242ZM225 245H226V244H225ZM231 245H232V244H231ZM233 245H232V246H233ZM241 245H242V244H241ZM243 245H244V241H243ZM263 245H262V246H263ZM10 246H9V247H10ZM12 246H11V247H12ZM23 246H22V248H23ZM34 246H31V247H34ZM38 246H37V247H38ZM42 246H43V245H42ZM42 246H40L41 248H40V247H39V248L42 249ZM45 246L47 247V244L44 245V247H45ZM52 246L54 247V244H53ZM52 246L50 245V247H52ZM70 246L72 247L73 245H70ZM77 246H78V245H77ZM113 246H114V245H113ZM124 246H125V245H124ZM134 246H135V245H134ZM153 246H154V244H153ZM157 246L159 247V245H157ZM175 246H176V247H175ZM175 246H174L175 248H178V249L180 248L179 253H181V252H180V251H181V247H179V246H180V243H179L178 246H177V244H176ZM198 246H199V245H198ZM206 246L203 245V248H206ZM222 246H221V247H222ZM227 246H228V245H227ZM227 246H226V249L228 250V249L230 248V246H229V248H227ZM232 246H231V248L234 247V246H233V247H232ZM14 247H13V248H14ZM27 247H28V246H27ZM31 247H30V248H31ZM44 247H43V248H44ZM46 247H45V248H46ZM117 247H118V246H117ZM120 247H121V246H120ZM120 247H119V249H120ZM122 247H123V246H122ZM129 247H131V246H129ZM164 247H165V246H164ZM221 247H220V248H221ZM223 247H225V246H223ZM263 247H264V246H263ZM263 247H261V248H263ZM1 248H2V247H1ZM7 248H8V247H7ZM20 248H21V247H19L18 249H20ZM34 248H36V247H34ZM57 248H59V247H57ZM72 248H73V247H72ZM114 248H115V246H114ZM147 248H148V249H147ZM152 248H153V249H156V248H154V247H152ZM165 248H166V247H165ZM172 248H173V247H172ZM175 248H174V249H175ZM195 248H196V246H195ZM203 248H202V249H203ZM220 248H219V249H220ZM231 248H230L229 251H231ZM256 248H257V247H256ZM2 249H3V248H2ZM18 249H17V250H18ZM23 249H24V248H23ZM23 249H21V250H23ZM27 249H28V248H27ZM31 249H32V248H31ZM47 249H48V248H47ZM119 249H118V250H119ZM122 249L124 250V249H126V247L121 248V250H122ZM163 249H164V248H161L160 250H163ZM168 249H170V245L167 246V251H168ZM174 249H171V250H174ZM199 249H200V248H199ZM206 249H207V248H206ZM206 249H205V250H206ZM208 249H209V247H208ZM208 249L206 250V253H207V252H208V253H211L212 250L210 249V252H209ZM217 249H218V248H217ZM221 249H223V248H221ZM221 249H220V250H221ZM226 249H225V252H226V253H227V252L229 253V251H226ZM238 249H239V247H238ZM0 250H1V249H0ZM7 250H8V249H7ZM9 250H11V252L8 251V252H10L11 254L16 253V251H17V250H16L15 252L12 253V251H14V249L12 250L11 248H9ZM21 250H20V252H22V253H24V251L27 252L26 249H24L23 251H21ZM29 250H30V249H29ZM29 250H28V251H29ZM36 250L38 251L37 248H36L34 251H36ZM52 250H53V249H52ZM52 250L50 251L49 255L52 254ZM110 250H112V249H110ZM137 250L139 251L138 248H137ZM141 250H142V249H140V254H142V251H141ZM146 250H144V251H146ZM158 250H159V249H158ZM164 250H165V249H164ZM164 250H163V252H165ZM189 250H190V249H189ZM205 250H204V251L202 250L203 253L205 252ZM256 250H257V251H260V249L258 250V248H257ZM5 251H6V250H5ZM5 251H3V252H5ZM43 251H45V250H42V252H43ZM58 251H59V250H58ZM61 251H62V250H61ZM65 251H67V250H65ZM71 251H72V249H71ZM75 251H74V253H75ZM97 251H98V252H97ZM119 251H120V250H119ZM128 251H129V250H128ZM128 251H127V250H125V251H121V253H122V252H128ZM135 251H136V250H135ZM149 251H150V250H149ZM175 251H176V249L174 250V253H175ZM197 251H198V250H197ZM199 251H201V250H199ZM199 251H198V252H199ZM202 251H201V253H202ZM217 251H218V250H217ZM236 251H237V250H236ZM251 251H252V249H251ZM8 252H7V253H8ZM17 252H18V254H13V255H12L13 258H15V260H16V259L19 257L18 259L22 260V258L20 257L21 255L18 256V257L16 256L17 258L14 257L15 255H19V254H20L19 251H17ZM31 252H33V251L30 250V253L27 252L28 256L31 254ZM53 252H54V251H53ZM62 252H64V251H62ZM136 252H137V251H136ZM160 252H162V251H160ZM160 252H158L157 250H156V251L154 250V252L151 251V253H153V254L155 253V256H156V253L159 254V257H158V255L156 256V257H158V259L160 258V256L163 255V253H161V255H160ZM169 252H170V251H169ZM176 252L178 253V250H177ZM194 252H195V251H194ZM219 252H220V251H218V253H219ZM233 252H234V248H233ZM248 252H249V251H248ZM260 252H261V251H260ZM262 252H263V251H262ZM0 253H2V251H0ZM37 253H38V252H37ZM44 253H45V252H44ZM144 253H145V252H144ZM146 253H147V251H146ZM174 253H173V252H172V253L170 252V255H171V254L174 255ZM177 253H175V255H174V256H171V257L174 259V257L176 256ZM195 253H196V252H195ZM199 253H200V252H199ZM201 253H200V254H201ZM203 253H202V254H203ZM222 253H223V252H222ZM226 253H225V254H226ZM5 254H6V253H5ZM27 254H25L24 256L26 257ZM34 254H36V252H34ZM38 254H39V253H38ZM90 254H89V255H90ZM103 254H104V253H103ZM123 254H124V253H123ZM126 254H127V253H126ZM135 254H136V253H135ZM148 254H149V253H148ZM164 254L167 255V254H169V253H164ZM202 254H201V255H202ZM204 254H205V253H204ZM204 254H203V255H204ZM231 254H233V253H231ZM231 254H230V255H231ZM234 254H235V253H234ZM251 254H253V253H251ZM260 254H261V253H260ZM2 255H3V254H2ZM31 255H33V254H31ZM45 255H46V254H45ZM47 255H48V254H47ZM59 255H60V253H59ZM69 255H70V253H69ZM79 255H78V256H79ZM87 255H88V254H87ZM87 255H86V257H87ZM98 255H100V254H98ZM98 255H97L96 257H98ZM101 255H102V253H101ZM112 255H113V253H112ZM149 255H150V254H149ZM170 255H169V256H170ZM177 255H178V254H177ZM182 255H183V254H182ZM189 255H190V254H189ZM205 255H206V254H205ZM208 255H209V254H208ZM211 255H212V253H211ZM220 255H222V254H220ZM223 255H224V253H223ZM223 255H222V256H223ZM226 255H227V254H226ZM7 256H8V254H7ZM10 256H11V255H10ZM53 256H54V255H53ZM78 256H77V257H78ZM119 256H120V255H119ZM124 256H125V254H124ZM133 256H134V255H133ZM135 256H137V254H136ZM141 256H142V255H141ZM143 256H144V258H146V256H145L144 254H143ZM151 256H152V255H151ZM167 256H168V255H167ZM167 256H166V259H170V260H171V258H169V256H168V258H167ZM190 256H191V255H190ZM194 256H196V255H194ZM194 256H193V257H194ZM209 256H210V255H209ZM209 256H208L207 258H209ZM212 256H213V255H212ZM217 256H218V255H217ZM227 256H228V255H227ZM258 256H259V255H258ZM30 257H31V256H30ZM35 257H36V256H35ZM37 257H38V256H37ZM50 257H51V256H50ZM66 257H67V256H66ZM81 257H82V256H81ZM81 257H80V259H81ZM86 257H85V258H86ZM117 257H118V256H117ZM120 257H121V256H120ZM120 257H119V258H120ZM122 257H123V255H122ZM137 257H138V256H137ZM193 257H192V258H193ZM215 257H216V256H215ZM259 257H261V255H260ZM3 258L5 259V255H4ZM11 258H12V257H11ZM11 258H10V259H11ZM43 258H45V257H43ZM82 258H83V257H82ZM108 258H109V257H108ZM126 258H127V256H126ZM138 258L140 259V260H138V262L140 263L142 257H141V258L138 257ZM147 258H148V257H147ZM151 258H152V257H149L148 259L152 260ZM162 258H163V257H162ZM181 258H182V257H181ZM188 258H190L191 261L194 259V258L192 259L191 257H188ZM188 258H186V260H187ZM199 258H200V257H197V256H196L194 262H196V260H198ZM204 258H206V257H204ZM204 258H203V259L200 258V260H198L199 264H202L201 262H203V264H204L205 261H201V260H206V259H207V258H206V259H204ZM255 258H256V257H255ZM257 258H258V257H257ZM7 259H8V257H7ZM25 259H26V258L23 257V260H25ZM31 259H32V258H31ZM34 259H35V258H34ZM54 259H55V258H54ZM77 259H78V258H77ZM90 259L92 260L93 258H90ZM90 259H89V260H90ZM99 259H100V258H99ZM133 259H134V257H133ZM135 259H137V258H135ZM148 259H146V260L148 261V264H149V260H148ZM164 259H165V258H164ZM164 259H163V260H164ZM210 259H211V258H210ZM214 259H216V258H214ZM224 259H225V258H224ZM262 259H263V258H262ZM0 260H1V259H0ZM15 260L13 259V261H15ZM23 260H22V261H23ZM27 260H30V259L28 258ZM32 260H33V259H32ZM38 260H40V259H37V260H35V261H38ZM81 260H82V259H81ZM102 260H103V259H102ZM102 260H101V261H102ZM109 260H110V259H109ZM109 260H108L107 262L105 261L106 264L109 262ZM113 260H114V258H113ZM113 260H112V258H111V261H110L111 263H110V262H109V263H110V264H113V263H112ZM120 260H124V257H123L122 259H120ZM120 260H119V261H120ZM143 260H144V259H143ZM160 260H161V259H160ZM180 260H181V259H180ZM186 260H185V258H184V262H185ZM259 260H261V258H260ZM9 261H10V260H9ZM11 261H12V260H11ZM16 261H17V260H16ZM18 261H19V260H18ZM18 261H17V262H18ZM33 261H34V260H33ZM48 261H49V260H48ZM62 261H64V260H62ZM68 261H69V259H68ZM71 261H72V259H71ZM73 261H74V260H73ZM86 261H87V260H86ZM86 261H85V262H86ZM96 261H97V260H96ZM101 261H100V262H101ZM126 261H127V260H126ZM126 261H122V263H124V262H126ZM132 261H133L135 264H136V262H137V260H136V262H135L134 260H131V262H132ZM147 261L145 262V260H144L145 264L147 263ZM161 261H162V260H161ZM165 261H166V260H165ZM172 261H173V260H172ZM172 261H171V262H172ZM187 261H188V260H187ZM187 261H186V264H187L190 260H189L188 262H187ZM212 261H213V259H211V262H212ZM217 261H218V260H217ZM3 262H7V263H8V261H3ZM20 262H21V261H20ZM23 262H24V261H23ZM64 262H66V258H65V261H64ZM69 262H70V261H69ZM78 262H79V261H78ZM94 262H95V261H94ZM94 262H93V263H94ZM113 262H114V261H113ZM131 262H129V263L126 262V263H127V264H132ZM153 262H154V261H153ZM153 262H151V263H153ZM163 262H164V261H163ZM167 262L170 264L169 261H167ZM179 262H180V261H179ZM208 262H209V259L207 260L206 263L208 264ZM211 262H210V263H211ZM260 262H261V261H260ZM0 263H2V261H0ZM9 263H10V264H14L13 262H12V263L9 262ZM18 263H19V262H18ZM18 263H17V264H18ZM28 263H29V262H28ZM30 263H31V262H30ZM45 263H46V261H45ZM74 263H75V262H74ZM109 263H108V264H109ZM119 263H120V262H119ZM122 263H121V264H122ZM134 263H133V264H134ZM151 263H150V264H151ZM154 263H157V262H154ZM161 263H162V262H161ZM181 263H182V262H181ZM181 263H180V264H181ZM192 263H193V262H192ZM192 263L190 262V264H192ZM214 263H215V262H214ZM216 263H217V262H216ZM231 263H232V262H231ZM249 263H250V262H249ZM5 264H6V263H5ZM22 264H23V263H22ZM24 264H25V263H24ZM32 264H34V263H32ZM36 264H37V263H36ZM38 264H39V263H38ZM43 264H44V263H43ZM76 264H77V262H76ZM101 264H102V263H101ZM103 264H104V263H103ZM140 264H141V263H140ZM142 264H144L143 261H142ZM164 264H165V263H164ZM171 264H172V263H171ZM174 264H176V263H174ZM182 264H183V263H182ZM188 264H189V263H188ZM193 264H195V263H193ZM196 264H198V263L196 262ZM211 264H212V263H211ZM261 264H262V263H261Z\"/></svg>",
  "mask_w": 264,
  "mask_h": 264
}]
</instances>
